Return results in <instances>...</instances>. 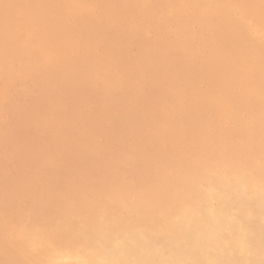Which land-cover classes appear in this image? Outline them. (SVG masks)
Segmentation results:
<instances>
[{
  "label": "rangeland",
  "instance_id": "rangeland-1",
  "mask_svg": "<svg viewBox=\"0 0 264 264\" xmlns=\"http://www.w3.org/2000/svg\"><path fill=\"white\" fill-rule=\"evenodd\" d=\"M0 0V264H118L121 252L115 246L126 244L132 248L139 234L151 239L150 253L163 248V241L157 235L166 234L170 229H195L205 226L208 235L212 231L220 235V240L228 242L224 247L232 250L236 241L232 239L233 230L224 217L235 215L239 223L249 227L252 241L248 242L254 259L250 264H260L259 257L264 254V0H53L60 6L58 15L70 12L64 26L52 25L51 19L29 15L19 0ZM52 1V2H53ZM171 1V2H170ZM174 1V2H173ZM191 1V2H190ZM208 1V3H207ZM222 1V2H221ZM239 5H238V3ZM46 5L51 0H43ZM197 2V3H196ZM201 2V3H200ZM204 2V3H203ZM210 2V3H209ZM256 2V3H255ZM258 2V3H257ZM44 3V6L46 7ZM104 5H103V4ZM186 3V4H185ZM190 3V4H188ZM203 3V4H202ZM206 3V4H205ZM214 3V4H213ZM219 3V5H217ZM224 3V4H223ZM232 3V4H231ZM241 3V4H240ZM11 4V6L9 5ZM185 4V6H184ZM202 4V5H201ZM221 4V5H220ZM236 6H235V5ZM253 8H252V6ZM116 5V6H115ZM130 5V6H129ZM187 5V6H186ZM195 5V7H194ZM211 5V6H210ZM225 5V7L223 6ZM260 6V9L258 8ZM262 5V6H261ZM21 6L20 8H18ZM43 6V8H45ZM140 6V7H139ZM163 6V8H161ZM201 6V7H200ZM216 6V7H215ZM230 6V7H228ZM241 6V7H240ZM248 6V7H246ZM251 6V7H250ZM256 6V7H255ZM8 9H7V8ZM65 7V8H64ZM165 7V8H164ZM193 7V8H192ZM213 7V8H212ZM223 7V8H221ZM227 7V8H226ZM255 7V8H254ZM42 8V9H43ZM63 8V9H62ZM100 8V9H99ZM197 8V9H196ZM199 8V9H198ZM202 8V9H201ZM209 8V9H208ZM221 8V9H220ZM242 10H239V9ZM244 8V9H243ZM247 8V9H246ZM251 8V9H250ZM257 8V9H256ZM4 9V10H3ZM9 9H14L10 10ZM167 9V10H166ZM172 9V10H170ZM211 9V11H210ZM227 9V10H226ZM238 11H237V10ZM250 9V11H249ZM7 10V11H5ZM17 12H16V11ZM24 10V11H23ZM148 10V11H147ZM175 10V11H174ZM179 10V11H178ZM194 10V11H192ZM206 10V11H205ZM222 14L220 13V11ZM248 10V11H247ZM259 10V14H258ZM4 11V13H3ZM160 11V12H159ZM178 11V12H177ZM181 11V12H180ZM187 11V12H186ZM210 11V12H209ZM225 11V12H224ZM256 11V12H252ZM14 12V13H13ZM16 12V14H15ZM28 12V13H27ZM198 12V13H197ZM201 12V14H200ZM206 12V17L204 16ZM219 12V14H218ZM227 12V14H226ZM232 14H231V13ZM245 12V13H244ZM9 13V14H8ZM23 13V14H21ZM108 13V14H107ZM149 13V14H148ZM153 13V14H152ZM181 13V14H180ZM189 13V14H188ZM193 13V14H192ZM196 13V14H195ZM204 13V14H203ZM209 13V14H208ZM214 13V14H213ZM216 13L218 15H216ZM225 13V14H224ZM242 13V14H241ZM250 13V14H249ZM4 14V15H3ZM13 14V15H12ZM27 14V17H26ZM104 14V15H103ZM121 14V15H120ZM152 14V15H151ZM159 14V15H158ZM203 16H200L202 15ZM240 14V15H239ZM255 16H253V15ZM12 15V16H11ZM51 16V17H58ZM143 15V16H142ZM157 15V16H156ZM176 15V16H175ZM184 15V16H183ZM197 15V16H196ZM212 15V16H211ZM231 15V16H230ZM233 15V16H232ZM9 16V17H7ZM16 17V19H14ZM30 16V17H29ZM81 16L86 23H108L116 32L102 37L103 42L87 43L76 34L82 27L74 18ZM124 16V17H123ZM137 18H134L136 17ZM186 16V17H185ZM190 16V17H189ZM215 16V17H214ZM226 16V17H225ZM248 16V17H246ZM263 18H262V17ZM29 17V18H28ZM45 17V18H44ZM117 17V18H116ZM128 17V18H127ZM173 17V18H172ZM197 17V18H195ZM204 17V18H202ZM214 17V18H213ZM220 19H219V18ZM224 17V18H223ZM229 17L231 19H229ZM233 17V18H232ZM241 19H240V18ZM261 17V18H260ZM5 18V19H2ZM9 18V19H8ZM20 18V19H19ZM25 18L27 21H25ZM42 18V20H41ZM49 20V21H45ZM47 18V19H46ZM132 18V19H131ZM176 18V19H175ZM187 18V19H186ZM202 20H200V19ZM208 20H207V19ZM211 18V19H210ZM253 18V19H252ZM256 18V19H254ZM259 20H258V19ZM8 19V20H7ZM14 19V20H13ZM24 19V20H23ZM30 19V20H29ZM108 19V20H106ZM174 19V20H172ZM186 19V20H185ZM192 19V20H191ZM197 19V21H196ZM200 21H199V20ZM206 19V20H205ZM215 19L217 21H215ZM219 19V20H218ZM224 19V20H223ZM235 19V20H234ZM2 20V21H1ZM6 20V21H4ZM17 20V21H16ZM36 20V21H35ZM87 20V21H86ZM131 20V21H130ZM182 22L185 21V22ZM190 20V21H189ZM211 20V22L209 21ZM215 22H213V21ZM226 20V21H225ZM255 20V21H254ZM9 21V22H8ZM12 23H11V22ZM30 23H29V22ZM41 21V22H40ZM45 23H44V22ZM98 21V22H97ZM104 21V22H103ZM133 21V22H132ZM169 21V22H168ZM178 21V22H177ZM192 24H189V22ZM208 21V23H207ZM225 21V22H224ZM240 21V22H239ZM8 22V23H7ZM26 22V23H25ZM33 22V23H32ZM36 24H35V23ZM40 24H39V23ZM117 22V23H116ZM206 22V23H205ZM212 22L214 24H212ZM217 22V23H216ZM251 22V23H250ZM11 23V25H10ZM32 23V24H31ZM49 25H48V24ZM182 23V25H181ZM202 23V24H201ZM205 23V25H204ZM222 23V24H221ZM227 23V24H226ZM240 23V24H239ZM250 23V24H249ZM260 25H259V24ZM262 23V24H261ZM4 24V25H3ZM13 24V26H12ZM14 24H17L14 26ZM26 24V25H25ZM31 24V25H29ZM47 24V25H46ZM52 26H51V25ZM179 24V25H178ZM196 24V25H194ZM211 24V25H210ZM225 24V25H224ZM230 24V25H229ZM236 24V26L234 25ZM7 25V27H6ZM24 25V27H23ZM171 25V26H169ZM176 25V26H175ZM181 25V26H180ZM202 25V26H201ZM214 25V26H213ZM223 25L222 27H220ZM232 30L230 31L228 29ZM239 25V26H237ZM257 25V26H256ZM10 26V27H9ZM27 26V27H26ZM40 26V27H39ZM50 26V27H49ZM115 26V27H114ZM127 26V27H126ZM167 26V27H165ZM192 26V29H191ZM200 26V27H199ZM205 26V28H204ZM216 26V27H215ZM219 26V27H218ZM226 26V27H225ZM232 26V27H231ZM244 26V27H243ZM250 26V27H249ZM9 27L11 34H9ZM13 27V28H12ZM16 27V28H15ZM30 27V28H29ZM48 29L46 30L45 28ZM52 27V28H51ZM62 27V28H61ZM176 27H179L176 28ZM188 27V28H187ZM211 27V28H210ZM225 27V29H224ZM236 27V28H235ZM254 27V28H253ZM5 28V31H4ZM16 30H15V29ZM30 30H29V29ZM56 28V30H55ZM60 28V29H59ZM71 28V30H70ZM181 28H183L181 30ZM185 28V29H184ZM200 28V29H198ZM210 28V29H209ZM213 28V30H212ZM240 28V29H239ZM256 28V29H255ZM258 28V29H257ZM262 28V29H261ZM19 29V31H18ZM33 29V30H32ZM44 30L43 32L41 31ZM54 29V31H53ZM62 29V30H61ZM139 29V30H138ZM166 29V30H165ZM169 29V30H168ZM172 31H171V30ZM187 29V30H186ZM193 33H191L189 30ZM198 29V30H197ZM208 31H207V30ZM234 29V30H233ZM244 29V30H243ZM7 30V32H6ZM23 30V31H22ZM64 30V31H63ZM138 30V31H137ZM168 30V32H167ZM180 30V31H179ZM185 30V32H184ZM195 30V31H194ZM203 30V31H202ZM218 30V31H216ZM222 30H225L222 32ZM238 30V32H237ZM246 30V31H245ZM27 31V34H25ZM40 33H39V32ZM52 31V32H51ZM66 33H63V32ZM68 31V32H67ZM73 31V32H72ZM174 31V32H173ZM178 31V33H177ZM201 31V32H200ZM205 31V33H204ZM256 31V32H254ZM25 32V33H24ZM29 32V33H28ZM31 32V33H30ZM51 32V33H49ZM54 32V33H53ZM75 32V33H74ZM149 32V33H148ZM183 32V33H182ZM188 32V33H186ZM207 32V33H206ZM217 32V33H216ZM221 32V34H220ZM232 32V34H231ZM234 32V33H233ZM6 33V34H5ZM18 33V34H17ZM45 33H48L45 34ZM73 33V34H72ZM118 33V34H117ZM144 33V34H143ZM170 34V36L168 35ZM182 35H181V34ZM212 33V34H211ZM225 33V34H224ZM230 33V34H229ZM259 33V34H258ZM261 33V34H260ZM4 34V35H3ZM23 34V35H22ZM31 34V35H30ZM34 34V36H33ZM45 36H44V35ZM57 34V35H56ZM59 34V35H58ZM61 34V35H60ZM136 34V35H135ZM150 34V35H149ZM159 34V35H158ZM167 35L162 37L163 35ZM178 34V35H177ZM198 34V37H197ZM203 34V35H201ZM216 34V35H215ZM219 36H218V35ZM11 35V37H10ZM14 35V40L11 38ZM29 35V36H28ZM41 35V37H39ZM134 35V36H132ZM142 37H141V36ZM145 35V36H144ZM161 35V36H160ZM186 35V37H185ZM188 35V36H187ZM190 35V36H189ZM202 36V38L200 36ZM210 35V36H207ZM225 35V36H223ZM8 36V37H7ZM17 36V38H16ZM24 36V37H22ZM47 36V37H46ZM49 36L51 38H49ZM54 36V37H53ZM65 38H64V37ZM69 36V37H68ZM111 36V37H110ZM119 37L110 42L114 37ZM123 36V37H122ZM174 36V37H173ZM177 36V37H176ZM184 36V37H183ZM216 38H214V37ZM223 36V39L222 37ZM232 39V40H229ZM232 36V37H230ZM234 36V37H233ZM245 36V37H244ZM250 36V37H246ZM7 37V38H6ZM22 37V38H21ZM28 37V38H27ZM31 37V38H30ZM61 39L59 40V38ZM126 37V39H124ZM128 37V39H127ZM132 37V38H131ZM188 37V38H187ZM197 37V39H196ZM200 37V38H199ZM207 37V38H206ZM212 37V38H211ZM227 39H225V38ZM10 38V39H9ZM33 38V39H32ZM35 38V39H34ZM44 41H42V39ZM73 38V39H72ZM144 38V41H143ZM146 38V39H145ZM161 38V39H160ZM181 38V39H179ZM185 38V39H184ZM187 38V39H186ZM219 38L218 40H215ZM222 41H221V39ZM247 38V39H246ZM6 39V40H5ZM24 39V40H23ZM29 39V40H28ZM51 39V40H50ZM127 41V43L124 41ZM166 39V43H165ZM183 39V40H182ZM192 39V40H191ZM201 39V40H200ZM207 39V40H206ZM210 39V40H209ZM212 39V41H211ZM251 39V40H250ZM2 40V41H1ZM4 40V41H3ZM22 40V41H21ZM28 40V41H26ZM50 40V41H49ZM121 40V41H120ZM130 40V42H129ZM137 40V41H136ZM142 42H141V41ZM151 40V41H150ZM174 40V41H173ZM182 40V41H181ZM186 40V41H185ZM198 40V42H197ZM205 40L206 42H202ZM237 40V41H235ZM19 43H18V42ZM26 41V42H25ZM35 41V42H34ZM41 41V42H40ZM62 41V42H61ZM162 41V42H160ZM171 41V42H170ZM178 41L179 44H178ZM188 41V42H187ZM192 41V42H191ZM207 41L209 43H207ZM225 41V42H224ZM246 41V43H245ZM259 41V42H258ZM17 42V43H16ZM42 46H41V44ZM44 42V43H43ZM48 42V43H47ZM54 42V43H53ZM58 42V43H57ZM64 42V44H62ZM119 42V43H116ZM138 42V43H136ZM141 42V43H140ZM170 42V43H169ZM224 42V43H223ZM228 42V43H227ZM232 42V43H231ZM237 42V43H236ZM251 42V44H250ZM254 42V43H253ZM258 42V43H257ZM6 43V44H5ZM16 43V44H15ZM25 43V44H24ZM35 43V44H34ZM61 43V44H60ZM114 43L116 47L113 46ZM123 43V44H122ZM130 43V44H129ZM150 43V44H149ZM174 43V44H173ZM181 43V44H180ZM183 43V44H182ZM190 43H194L193 45ZM202 43V45H201ZM230 43V44H229ZM39 44V45H38ZM49 44V45H48ZM56 46H55V45ZM82 44V45H81ZM85 44V45H84ZM119 44V45H118ZM132 44V45H131ZM158 44V45H157ZM159 44L160 46L159 49ZM165 44V45H163ZM177 44V45H176ZM190 44V46H189ZM198 44V45H197ZM203 44H207L204 45ZM211 44V45H210ZM214 44V45H213ZM220 44V46H219ZM222 44V45H221ZM241 44V46H240ZM244 44V45H243ZM248 44V45H247ZM253 44V45H252ZM259 44V45H258ZM9 48V51L5 46ZM8 45V46H7ZM15 45V46H14ZM20 45V46H19ZM59 45V47H58ZM103 45V46H102ZM131 45V46H130ZM140 45V46H139ZM149 45V46H148ZM174 45V46H173ZM180 45L182 47H180ZM200 45V46H199ZM210 47H209V46ZM215 46V49L213 46ZM225 45V46H224ZM228 45V46H227ZM238 45V46H237ZM2 46V47H1ZM17 46V48H15ZM30 46V47H29ZM41 46V47H40ZM63 46V47H62ZM108 46V47H107ZM129 46V47H128ZM139 46V48H138ZM145 46V47H144ZM165 46V47H163ZM178 46V47H177ZM185 46V47H184ZM195 46V47H194ZM206 46V47H205ZM222 46V47H221ZM228 51H227V48ZM234 48H233V47ZM244 46V47H243ZM253 46V47H252ZM262 46V48H261ZM44 47L46 49H44ZM49 47V48H48ZM53 47V48H51ZM58 47V48H56ZM69 47V50H68ZM84 47V48H83ZM119 47V49H118ZM144 47V48H143ZM150 47V48H148ZM174 47V48H173ZM212 47V48H211ZM240 47V48H238ZM248 47V49H247ZM253 49H252V48ZM32 48V49H31ZM34 48V49H33ZM62 48V49H61ZM111 48V49H110ZM117 48V50H116ZM135 48L137 50H135ZM143 48V49H142ZM166 48V49H165ZM192 48V49H191ZM198 48H201L198 49ZM207 48V49H206ZM223 48V49H222ZM231 48V49H230ZM236 48V49H235ZM238 48V49H237ZM243 48V49H242ZM251 48V49H250ZM14 49V51H13ZM17 49V50H16ZM40 49V50H39ZM56 51V52H54ZM57 49V50H56ZM61 49V50H60ZM85 49V50H84ZM108 49V50H107ZM124 49V50H123ZM126 49V50H125ZM159 51H158V50ZM165 49V50H164ZM198 49V50H197ZM219 49V50H218ZM226 49V50H225ZM235 49V50H234ZM24 50V51H23ZM46 50V51H45ZM67 50V51H66ZM110 50V51H109ZM132 50V51H131ZM139 50V52H138ZM143 50V51H142ZM151 50V51H150ZM154 50V53H153ZM158 52H156V51ZM170 50V51H169ZM180 50V51H179ZM184 50V51H183ZM197 50V51H196ZM200 50V51H199ZM218 50V51H217ZM234 50V51H233ZM239 50V51H238ZM40 51V52H39ZM63 51V52H62ZM114 51H116L114 53ZM119 51V52H118ZM126 51V52H125ZM137 53H136V52ZM141 51V52H140ZM166 51V53H164ZM182 51V53H181ZM187 51V52H186ZM196 51V52H195ZM202 51V52H201ZM215 51V52H214ZM224 53H221L223 52ZM233 53H232V52ZM237 51V52H235ZM246 51V52H245ZM19 52V53H18ZM22 52V53H21ZM28 52V53H27ZM44 52V53H43ZM109 52V53H108ZM125 52V53H124ZM129 52V53H128ZM132 52V53H131ZM148 52V53H147ZM161 52V54H160ZM176 52V53H175ZM220 52V53H219ZM235 52V53H234ZM244 54H243V53ZM249 52V53H248ZM254 54H253V53ZM257 52V53H255ZM263 52V53H261ZM6 53V54H5ZM8 53V54H7ZM32 53V54H31ZM112 53V54H111ZM122 53V54H121ZM156 53V54H155ZM168 53V55H167ZM173 53V54H172ZM181 53V55H180ZM205 53V55H203ZM216 53H219L218 55ZM229 55H227V54ZM238 53V54H236ZM240 53V54H239ZM11 54V55H10ZM31 54V55H30ZM86 54V55H85ZM93 54V55H92ZM115 54V55H114ZM134 56H132V55ZM155 54V55H154ZM179 54V55H177ZM195 56H194V55ZM197 54V55H196ZM208 54V55H207ZM213 54V55H212ZM215 54V57H214ZM234 57H233V55ZM248 54V55H247ZM64 55L67 58L64 59ZM84 55V57H83ZM91 55V56H90ZM112 55V57H111ZM122 55V56H121ZM124 55V57H123ZM128 55V57H127ZM140 55V56H138ZM142 55V56H141ZM154 57H152V56ZM163 55V56H162ZM166 55V56H164ZM191 55V56H190ZM251 55V56H250ZM254 55V56H253ZM70 56V57H69ZM81 56V57H80ZM89 56V57H88ZM101 56V57H100ZM106 56V58H105ZM126 56V57H125ZM132 56V57H131ZM159 58H158V57ZM179 56V57H178ZM211 56V57H210ZM221 58H219V57ZM222 56V57H221ZM238 56V57H237ZM251 58H250V57ZM256 56V57H255ZM17 57V58H16ZM24 57V58H23ZM26 57V58H25ZM35 57V58H34ZM45 57V58H44ZM48 57V58H47ZM97 57V58H96ZM100 57V58H99ZM114 57V58H113ZM131 57V58H130ZM145 57V58H144ZM147 58V61L146 60ZM152 57V58H151ZM186 57V58H185ZM198 57V58H197ZM203 57V58H202ZM226 59H225V58ZM231 57V58H229ZM237 57V58H236ZM263 57V58H262ZM6 58L8 60H6ZM84 58V59H83ZM88 58V59H87ZM105 58V60H104ZM143 58V59H141ZM151 58V59H150ZM200 58V59H199ZM209 58V59H207ZM217 60H216V59ZM224 58V59H223ZM234 58V59H233ZM243 58V59H242ZM260 58V59H259ZM43 61H41V60ZM48 59V60H47ZM69 59V60H67ZM78 59V60H77ZM82 59V60H81ZM93 59V60H92ZM100 59V60H99ZM110 59V60H109ZM132 59V60H129ZM140 59V60H139ZM215 59V60H213ZM231 59V60H230ZM237 59V60H236ZM249 61H248V60ZM258 59V60H257ZM6 60V61H5ZM12 62H11V61ZM14 60V61H13ZM17 60V61H16ZM28 60V61H27ZM34 60V61H33ZM38 60V61H36ZM72 60V61H71ZM77 60V61H76ZM84 60V61H83ZM118 60V61H117ZM121 60V61H120ZM150 60V62H149ZM152 60V61H151ZM155 60V61H154ZM160 60V61H159ZM171 60V61H170ZM182 60V61H181ZM192 60V61H191ZM203 60V61H202ZM209 60V61H208ZM220 60V61H219ZM239 60V61H238ZM244 60V61H243ZM254 60V61H253ZM8 61V62H7ZM52 61V62H51ZM68 63H67V62ZM75 61V62H73ZM90 64H89V62ZM100 61V62H99ZM123 61V62H122ZM129 61V62H128ZM134 61H136L134 63ZM142 61V62H140ZM200 61V62H199ZM202 61V62H201ZM208 61V62H207ZM216 61V62H215ZM223 61V62H222ZM231 61V62H230ZM237 61V62H236ZM243 61V62H242ZM248 61V62H247ZM252 61L254 63H252ZM25 62V63H24ZM66 62V63H65ZM78 62V63H76ZM117 62V63H116ZM121 62L122 65L119 63ZM145 62V63H143ZM176 62V63H175ZM183 62V63H182ZM211 62V63H210ZM219 64H218V63ZM225 62V64H224ZM239 62V63H238ZM241 62V63H240ZM252 65H251V63ZM256 62V63H255ZM7 63V64H6ZM24 63V64H23ZM33 65H32V64ZM65 63V64H64ZM94 63V65H92ZM98 63V64H97ZM101 63V64H100ZM108 63L110 65H108ZM143 63V64H142ZM154 63V64H153ZM157 63V65H156ZM161 63V64H160ZM178 63V64H177ZM203 63V64H202ZM207 63V64H206ZM213 63V64H212ZM216 63V64H215ZM226 63L228 65H226ZM249 63V64H248ZM259 63V64H258ZM9 64V65H8ZM39 64V65H38ZM68 64V65H67ZM78 64V65H77ZM82 64V65H81ZM86 64V65H85ZM189 64V66H188ZM211 65L209 67V65ZM223 64V65H222ZM237 64V65H235ZM248 66H247V65ZM254 64V65H253ZM17 65V66H16ZM22 65V67H21ZM26 65V66H25ZM29 67H28V66ZM62 65V66H60ZM71 65V66H70ZM103 65V66H102ZM162 67H161V66ZM206 67H205V66ZM230 68L229 67H234ZM246 65V66H245ZM259 65V66H258ZM5 66V67H3ZM7 66V67H6ZM16 66V67H15ZM24 66V67H23ZM38 66V67H37ZM40 66V67H39ZM52 66V68H51ZM54 66V67H53ZM57 66V68H56ZM70 66V67H69ZM80 66V67H79ZM108 66V67H107ZM130 66V67H129ZM144 66V67H143ZM171 66V68H170ZM174 66V67H173ZM190 66L193 69H190ZM196 66L198 68H196ZM203 66V67H202ZM222 66V68H220ZM226 66V67H225ZM245 66V67H244ZM249 66L251 68H249ZM255 66V67H254ZM9 67V68H8ZM12 67V68H11ZM21 67V68H20ZM28 67V68H27ZM61 67V68H60ZM93 67V68H92ZM96 67V68H95ZM120 67V68H119ZM123 67V68H122ZM127 67V68H126ZM137 67V68H136ZM145 67H147L145 69ZM150 67V70H149ZM179 67V68H178ZM182 67V69H181ZM187 67V69H186ZM214 67V68H213ZM244 67V68H243ZM261 67V68H260ZM263 67V68H262ZM4 70H3V69ZM32 68V69H30ZM39 70H38V69ZM41 68V69H40ZM44 68V69H42ZM59 68V70L56 69ZM81 70H80V69ZM83 68V69H82ZM98 68V69H97ZM100 68V69H99ZM141 70H140V69ZM210 68V69H208ZM213 68V69H212ZM227 68V69H226ZM248 68V70H247ZM2 69V70H1ZM16 69L18 71H16ZM37 69V70H36ZM64 69V70H63ZM75 69V70H73ZM86 69V71H85ZM90 69V70H89ZM94 69V70H93ZM96 69V70H95ZM108 69V70H107ZM118 69V70H117ZM124 69V70H123ZM162 69V70H161ZM168 69H170L168 71ZM172 69V72H171ZM201 71H200V70ZM216 69V70H215ZM221 69V70H220ZM237 69V70H236ZM259 69V70H258ZM22 70V73H21ZM42 70V71H41ZM50 70V71H49ZM53 70V71H52ZM62 70V71H61ZM88 70V71H87ZM93 70V71H92ZM101 70V71H99ZM112 70V71H111ZM127 70V71H126ZM136 70V71H135ZM147 70H149L147 72ZM198 70V72L196 71ZM211 70V71H210ZM224 70V71H223ZM226 70H230L226 72ZM245 70V71H244ZM262 70V71H261ZM7 71V73H6ZM26 71V72H25ZM37 71V72H36ZM59 71V72H58ZM78 73H75V72ZM81 71V74H80ZM83 71V72H82ZM111 71V72H110ZM164 71V72H162ZM187 71V73H186ZM191 71V72H190ZM196 71V72H195ZM201 74H200V72ZM217 71L219 72L217 74ZM223 71V73H222ZM240 71V72H239ZM248 71V72H247ZM257 71V72H252ZM261 71V73H260ZM5 72V73H4ZM11 72V73H10ZM32 74H31V73ZM38 72L40 74H38ZM44 72V73H43ZM55 72V73H54ZM73 72V73H72ZM87 72V73H86ZM101 72V73H100ZM111 73L113 75L108 74ZM118 72V73H117ZM144 74H143V73ZM177 72V73H176ZM186 74H184V73ZM189 72V73H188ZM204 74H203V73ZM207 72V73H206ZM216 74L213 75L212 74ZM231 72V73H230ZM233 72V73H232ZM259 72V73H258ZM20 74V75H17ZM29 73V74H28ZM61 73V74H60ZM68 73L69 77H68ZM116 73V74H115ZM122 73V74H121ZM153 73V74H152ZM184 75H182V74ZM239 73V74H237ZM243 73V74H242ZM247 73H249L247 75ZM254 73V74H253ZM53 74V75H52ZM64 74V76H62ZM85 74V75H84ZM89 74V75H87ZM100 74V75H99ZM102 74V75H101ZM119 74V75H118ZM196 74V75H195ZM213 77H212V75ZM227 74V75H223ZM232 74V75H231ZM238 76H237V75ZM262 74V75H261ZM24 75V76H23ZM59 75V76H58ZM84 75V76H83ZM92 77H91V76ZM139 75V76H138ZM179 75V76H177ZM182 75V76H181ZM191 75V78H190ZM193 75V76H192ZM199 75V76H198ZM202 75V76H200ZM204 75V76H203ZM235 77H234V76ZM245 75V76H244ZM254 75V76H253ZM257 75V76H256ZM2 76V77H1ZM22 76V77H21ZM27 76V78H26ZM37 78H36V77ZM42 76V77H41ZM54 76V77H53ZM98 76V77H97ZM104 76V78H103ZM109 76V77H108ZM114 76V77H112ZM123 76V77H122ZM146 76V77H145ZM158 76V77H157ZM165 76V77H164ZM171 76L174 78L171 79ZM206 76V78H204ZM217 76H220L216 78ZM222 76V77H221ZM224 76V77H223ZM259 76V77H258ZM21 77V78H20ZM29 77V78H28ZM34 77V78H33ZM41 77V78H40ZM88 77V78H87ZM91 77V78H90ZM111 77V78H110ZM136 77V79L134 78ZM138 77V79H137ZM144 77V78H143ZM150 77V78H149ZM156 77V78H155ZM178 77V78H177ZM194 77V78H193ZM211 77V78H210ZM238 79H237V78ZM242 77V79H241ZM255 77V78H254ZM258 77V79H257ZM33 78V79H32ZM44 78V79H43ZM53 78V79H51ZM85 78V79H84ZM90 78V79H89ZM93 78V80H92ZM102 78V80H101ZM116 78V79H115ZM126 78V79H125ZM143 80H142V79ZM153 78V81L152 79ZM165 78V79H164ZM167 78V79H166ZM169 78V79H168ZM177 78V79H176ZM180 78V79H179ZM184 78V79H183ZM190 78V79H189ZM199 78V79H198ZM203 78V79H202ZM225 78L227 79L225 81ZM232 78V79H231ZM249 80H248V79ZM252 78V79H251ZM261 78V79H260ZM5 79V80H4ZM20 79V80H17ZM24 79V80H23ZM31 79V80H30ZM48 79V80H47ZM56 82H54L55 80ZM58 79V80H57ZM62 79V80H61ZM99 79V80H97ZM123 82H122V80ZM130 79V81H129ZM193 79V80H192ZM199 80V81H196ZM202 79V80H201ZM208 81H207V80ZM214 79V80H213ZM218 81H217V80ZM230 79V80H229ZM235 79V80H234ZM241 79V80H240ZM254 79V80H253ZM4 80V81H3ZM10 80V81H9ZM14 80V81H13ZM54 80V81H53ZM73 80V81H72ZM89 80V81H88ZM125 80V82H124ZM150 80V81H149ZM192 80V81H191ZM212 80V81H211ZM251 80V81H250ZM255 80H257L255 82ZM21 81V83H20ZM30 81V83H28ZM33 81V83H32ZM38 83H36V82ZM42 81V82H41ZM53 81V83H52ZM58 81V82H57ZM88 81V82H87ZM92 81V82H91ZM99 81V82H98ZM104 81L107 82L104 84ZM140 81V82H139ZM147 81V82H146ZM183 81V82H182ZM192 82V83H189ZM211 83H210V82ZM216 81V82H215ZM230 81V82H229ZM242 81V82H241ZM245 81V83H244ZM259 81V82H258ZM4 82V83H3ZM15 82V83H14ZM36 84H35V83ZM44 82V83H43ZM51 82V83H49ZM68 82V83H67ZM86 82V83H84ZM95 82V83H94ZM114 82V83H113ZM122 82V83H120ZM168 82V84H167ZM173 82V84H172ZM175 82V83H174ZM202 82V83H201ZM205 82V83H204ZM215 84H214V83ZM220 82V83H218ZM262 82V83H260ZM9 83V84H7ZM23 83V84H22ZM48 83V84H47ZM63 83V85L61 84ZM94 88L92 87V85ZM101 83V86L99 85ZM116 83V84H115ZM126 83V84H125ZM133 83V84H132ZM138 83V84H137ZM155 83V84H154ZM164 85H163V84ZM184 83V84H183ZM187 83H189L187 85ZM198 83V84H196ZM201 83V84H200ZM210 83V84H209ZM225 85H224V84ZM236 83V84H235ZM239 83V84H238ZM247 83V84H246ZM250 83V84H249ZM256 83V85H255ZM17 84V86H15ZM30 84V85H29ZM33 84V85H32ZM40 84V85H39ZM50 84V85H49ZM57 84V85H56ZM68 84V85H66ZM88 84V85H86ZM108 84V85H107ZM111 84V85H109ZM141 84H143L141 86ZM147 84V85H146ZM158 84V85H157ZM162 84V85H161ZM177 84V87L175 86ZM181 84V87L180 85ZM195 84V85H194ZM220 84V85H219ZM231 84V85H230ZM243 84V85H242ZM259 86H258V85ZM262 84V85H261ZM6 87H5V86ZM14 88H13V86ZM39 85V86H38ZM54 85V86H53ZM61 85V86H60ZM82 88H81V86ZM103 85V86H102ZM121 85V86H120ZM154 85V86H153ZM169 85V86H165ZM174 85V86H172ZM193 85V86H192ZM204 85V86H203ZM211 85V86H210ZM214 85V86H213ZM234 85V86H233ZM33 86V87H32ZM37 86V87H35ZM46 86V88L44 87ZM49 86V89L47 88ZM86 86V87H85ZM137 86V87H136ZM139 86V88H138ZM150 86V87H149ZM179 86V87H178ZM184 86V87H183ZM195 86V87H194ZM207 86V87H206ZM217 86V87H215ZM223 86V88H222ZM228 86V87H227ZM247 86V87H246ZM256 86V87H254ZM258 86V87H257ZM262 86V87H261ZM17 87V88H16ZM64 87V90L62 88ZM85 87V88H84ZM129 87V89H128ZM146 87V88H145ZM175 87V88H174ZM188 87V88H187ZM191 87V88H190ZM199 87V88H198ZM205 87V88H204ZM213 87V88H212ZM229 87L231 89H229ZM245 87V88H244ZM251 87V88H250ZM20 88V89H18ZM23 88V90H22ZM25 88H27L25 90ZM80 88V89H79ZM106 88V89H105ZM132 88V89H131ZM166 88V89H165ZM181 88V89H179ZM183 88V89H182ZM190 88V89H189ZM194 88V89H193ZM196 88V89H195ZM217 88V89H216ZM254 88V89H253ZM2 89V90H1ZM10 89V90H9ZM29 89V90H28ZM38 89V90H37ZM46 89V90H45ZM54 89V90H53ZM56 89V90H55ZM58 89V90H57ZM123 89V90H120ZM169 89V90H168ZM213 89V91H212ZM216 89V90H215ZM218 89L219 92H218ZM226 91H225V90ZM260 89V90H259ZM4 90V92H3ZM8 92H7V91ZM15 90V91H14ZM37 90V91H36ZM41 90V91H40ZM43 90V91H42ZM61 90V91H60ZM66 90V91H65ZM78 90L80 92H78ZM84 90V91H83ZM88 91V94L86 92ZM107 90V91H105ZM110 90V91H109ZM127 90V91H126ZM130 90V91H129ZM155 90V91H154ZM171 90H173L172 93ZM180 90V91H179ZM211 90V91H209ZM228 90V91H227ZM235 94L233 95V91ZM10 91V92H9ZM23 91V92H22ZM31 91V92H30ZM33 91V92H32ZM49 91V92H47ZM54 91V93H53ZM57 91V93H56ZM60 91V92H59ZM64 91V92H63ZM95 91V93H94ZM139 91V92H138ZM144 91V92H142ZM153 91V92H152ZM158 91V92H157ZM163 91V93H162ZM225 91V92H224ZM231 91V92H230ZM237 91V92H236ZM244 91V92H243ZM258 91V92H257ZM12 92V93H11ZM19 92V93H18ZM38 92V93H36ZM46 92V93H45ZM63 92V93H62ZM68 94H67V93ZM71 92V93H70ZM90 92V93H89ZM98 92V93H97ZM101 92V93H100ZM135 92V93H134ZM138 92V93H137ZM141 92V93H140ZM150 94H148V93ZM176 92V94H175ZM179 92V93H177ZM184 92V93H182ZM190 94H189V93ZM196 92V93H195ZM239 92V93H238ZM261 92V93H259ZM6 93V94H5ZM11 93V94H10ZM17 93V94H16ZM27 93V94H25ZM31 93V94H30ZM59 93V94H58ZM92 93V94H91ZM107 93V94H106ZM111 96H109V94ZM112 93V94H111ZM125 95H124V94ZM160 93V94H158ZM181 93V94H180ZM188 93V95H187ZM200 93L202 95H200ZM207 93V94H206ZM214 93V94H213ZM220 93V96H218ZM226 93V94H225ZM232 93V94H230ZM247 93V94H246ZM251 93V94H250ZM43 94V95H41ZM53 94V96H51ZM64 94V95H63ZM75 94V95H74ZM83 94V95H82ZM103 94V95H102ZM114 94V95H113ZM151 94L152 97H151ZM156 94V95H155ZM159 96H158V95ZM163 94V95H162ZM183 94V95H182ZM193 94V96H192ZM199 94V95H198ZM205 94V95H204ZM217 94V95H216ZM223 94V95H222ZM241 94V95H240ZM245 94V96H244ZM256 94V95H255ZM258 94V95H257ZM261 94V95H260ZM3 95V96H2ZM8 95V96H7ZM39 95V96H37ZM46 95V97H45ZM59 95V96H57ZM72 95V96H71ZM99 95V97H98ZM138 95V96H137ZM143 95V96H140ZM174 97H173V96ZM209 97H207V96ZM214 95V96H211ZM225 95V96H224ZM238 95V96H237ZM249 95V96H248ZM251 95H253V98ZM18 96V97H17ZM30 96V97H29ZM61 96V97H60ZM70 96V97H69ZM78 97V101L77 98ZM94 96V97H93ZM102 98H101V97ZM108 96V98H107ZM114 98H113V97ZM131 96V97H130ZM164 96V98H163ZM179 96V97H178ZM183 96V98H182ZM192 96V97H190ZM204 96V99L202 98ZM211 96V97H210ZM237 96V97H236ZM240 96V97H239ZM247 96V98H246ZM257 96V97H256ZM260 96V97H259ZM18 99H17V98ZM23 97V98H22ZM44 97V98H43ZM56 97V98H55ZM69 97V98H68ZM74 97V98H73ZM87 97V98H86ZM122 99H121V98ZM128 97V98H127ZM135 97V98H134ZM142 97V98H141ZM186 97V99H185ZM194 97V98H193ZM201 97V98H200ZM217 97H220L217 99ZM226 97V98H225ZM233 97V98H232ZM249 97V99H248ZM35 100H33V99ZM40 98V99H39ZM53 98V99H52ZM76 98V99H75ZM85 98V99H84ZM101 98V99H100ZM107 98V99H106ZM124 98V99H123ZM160 98V99H159ZM178 98V99H177ZM180 98V101H179ZM188 98V99H187ZM192 98V99H191ZM207 98V99H206ZM223 98V99H222ZM228 99L229 102H228ZM237 98V99H236ZM240 98V99H239ZM261 99V100H258ZM17 99V100H16ZM23 101H22V100ZM33 101H32V100ZM49 99V100H48ZM72 99V100H71ZM99 99V101H98ZM136 102H135V100ZM146 99V100H145ZM156 100L154 102V100ZM201 99V100H200ZM210 99V100H209ZM245 99V100H244ZM21 100V101H20ZM43 100V101H42ZM57 100V101H56ZM95 100V102H94ZM117 100V101H116ZM121 103H119V101ZM127 100V101H126ZM129 100V101H128ZM134 100V102H133ZM143 102H142V101ZM194 100V101H193ZM222 100H226L223 101ZM238 100V101H237ZM15 101V102H14ZM26 101V102H25ZM28 101V102H27ZM45 101V102H44ZM48 101V102H47ZM68 101V102H67ZM70 101V102H69ZM72 101V103H71ZM82 101V102H81ZM89 101V102H88ZM112 103H111V102ZM139 101V102H137ZM146 101V102H145ZM177 101V102H176ZM183 101V102H182ZM191 101V102H189ZM209 101V102H207ZM218 101V102H217ZM221 101V102H220ZM237 101V102H235ZM249 101V102H248ZM260 101V102H259ZM31 102V103H30ZM35 102L38 103L35 108ZM97 102V103H96ZM109 102V103H108ZM130 102V103H129ZM149 102V103H148ZM175 102V103H174ZM200 102V103H198ZM203 102L205 104H203ZM213 102V103H212ZM225 102V103H224ZM238 102H242L239 104ZM248 102V103H247ZM253 102V103H252ZM259 104H258V103ZM11 103V107H5ZM19 103V105H18ZM46 103V104H45ZM53 106H52V104ZM68 103V104H67ZM76 103V104H75ZM79 103V104H78ZM119 103V104H118ZM134 105H133V104ZM183 103V104H182ZM198 103V104H197ZM210 103V104H209ZM234 103V104H233ZM5 104V105H4ZM16 104V105H15ZM34 104V105H33ZM56 104V106H55ZM60 104V106H59ZM71 104V105H70ZM75 104V106H74ZM99 104V105H98ZM107 104V105H106ZM112 104V105H111ZM140 104V105H137ZM151 104V105H150ZM163 104V105H162ZM175 106H174V105ZM217 104V105H216ZM231 104V105H230ZM13 105V106H12ZM15 105V106H14ZM18 105V106H17ZM21 105V106H20ZM25 105V106H24ZM45 105V106H44ZM87 105V106H86ZM106 105V106H104ZM172 105V106H169ZM191 105V106H190ZM199 105V106H198ZM205 105V106H203ZM226 105V106H225ZM248 105V106H247ZM251 105V106H250ZM259 107H258V106ZM20 106V107H19ZM33 106L34 110L33 111ZM41 106V107H40ZM43 106V107H42ZM51 107L48 108L47 107ZM55 106V107H54ZM71 106V107H70ZM99 106V107H98ZM158 106V107H157ZM161 106L163 108H161ZM185 106V107H184ZM213 106V107H212ZM219 106V107H218ZM229 108H228V107ZM236 106V107H235ZM263 106V107H262ZM9 107V108H7ZM16 109V110H14ZM16 107V108H15ZM32 107V108H31ZM46 107V108H45ZM69 107V108H68ZM86 107V108H85ZM97 107V108H95ZM101 107V108H100ZM105 107V109H104ZM150 107V108H147ZM153 107V108H152ZM172 107V108H171ZM196 107V108H195ZM209 107V108H208ZM242 107V108H241ZM244 107V108H243ZM253 107V111H252ZM26 108V111L24 110ZM31 108V109H30ZM38 108V109H37ZM42 108V109H41ZM44 108V109H43ZM53 108V109H52ZM63 108V109H62ZM75 108V109H74ZM92 108V109H91ZM126 108V109H125ZM131 108V110L129 109ZM143 108V109H142ZM146 108V109H145ZM180 108V109H179ZM191 108V110H190ZM206 108V109H205ZM208 108V109H207ZM223 108V109H222ZM233 108V110H231ZM237 108V109H236ZM263 108V109H262ZM7 109L9 111H7ZM19 109V110H18ZM66 109V110H65ZM71 109V110H70ZM78 109V110H77ZM81 109V110H80ZM84 111H83V110ZM102 109V110H101ZM144 109L146 111H144ZM154 109V110H153ZM194 109V111H193ZM203 109V110H202ZM239 109V110H238ZM246 109V110H244ZM250 111H248V110ZM258 109V110H257ZM260 109V110H259ZM262 109V110H261ZM3 110V111H2ZM38 110V111H37ZM46 110V111H44ZM70 110V111H68ZM77 110V115L76 111ZM87 110V111H86ZM90 110V111H88ZM104 110V111H103ZM124 110V112H123ZM126 110V111H125ZM148 110V111H147ZM152 110V111H150ZM162 110V111H161ZM175 110V111H174ZM182 112H181V111ZM189 110V111H188ZM199 110V111H198ZM205 110V111H204ZM208 110V112L206 111ZM212 110V111H211ZM217 110V111H215ZM225 110V111H224ZM241 110V111H240ZM244 110V112L242 111ZM13 115L11 114V112ZM15 111V112H14ZM19 114H18V112ZM29 111V112H28ZM49 111V112H48ZM57 111V112H54ZM61 111V112H60ZM93 111V112H92ZM95 111V113H94ZM112 111V112H111ZM117 111V112H116ZM122 111V113H121ZM155 111L157 114H155ZM161 111V113L159 112ZM198 111V112H197ZM203 111V112H202ZM215 111V112H214ZM261 111V112H260ZM17 112V115H16ZM22 112L24 114H22ZM38 113L36 114L32 113ZM40 112V113H39ZM52 114H51V113ZM65 112V113H63ZM111 112V114H110ZM127 112V113H126ZM137 112V114H136ZM139 112V113H138ZM175 112V113H174ZM181 112V113H180ZM184 112V113H183ZM197 113L196 115L193 113ZM233 112V113H232ZM240 112V113H239ZM260 112V113H259ZM54 113V114H53ZM57 113V114H55ZM61 113V114H60ZM75 113V114H73ZM98 113V115H97ZM103 113V115H102ZM141 113V114H140ZM150 113V114H149ZM189 113V114H187ZM207 113V114H206ZM214 113V114H213ZM224 113V114H223ZM237 113V114H236ZM242 113V114H241ZM11 114V116L9 115ZM15 114V115H14ZM21 114V115H20ZM28 114V115H27ZM46 114V115H44ZM50 114V115H49ZM59 114V117H58ZM90 116H89V115ZM93 115V117L91 116ZM119 114V115H118ZM133 114V115H130ZM154 114V115H153ZM181 114V115H180ZM182 114L183 117H182ZM213 114V115H212ZM216 114V116H214ZM225 116H223V115ZM247 114V115H246ZM256 116H255V115ZM25 115V119L19 116ZM42 115V116H41ZM74 115V117H73ZM87 115V116H86ZM100 115V116H99ZM107 115V116H106ZM123 115V116H122ZM143 115V117H142ZM149 115V116H148ZM157 115H159L157 117ZM162 115V116H161ZM164 115V117H163ZM175 115V116H174ZM212 115V116H211ZM238 115V116H236ZM244 117H243V116ZM246 115V116H245ZM14 116V117H13ZM18 116V117H17ZM40 116V117H39ZM45 118H44V117ZM54 116V117H53ZM57 116V117H55ZM66 116V117H65ZM69 116V118L67 117ZM76 116V117H75ZM78 116V117H77ZM82 116V118H81ZM106 116V117H105ZM139 118H138V117ZM153 116V117H152ZM185 116V117H184ZM191 118H190V117ZM196 116V117H195ZM204 118H203V117ZM210 116V117H209ZM214 116V118H213ZM220 116V118H219ZM223 116V117H222ZM38 117V118H37ZM48 117V118H47ZM63 117V118H62ZM92 117V118H91ZM94 117L95 120H94ZM111 117V118H110ZM120 117V118H119ZM142 117V118H140ZM162 118V121L160 118ZM199 119H198V118ZM209 117V118H208ZM237 117V118H236ZM247 117V118H246ZM251 117V118H250ZM30 118V119H29ZM34 118V119H33ZM43 121L40 122L39 119ZM58 118V119H57ZM61 118V119H60ZM71 118V119H70ZM100 118V119H99ZM122 118V119H121ZM124 118V119H123ZM132 118V119H131ZM138 121H136L137 119ZM151 118V120L149 119ZM156 118V121L154 119ZM159 118V119H158ZM169 121H168V119ZM195 120H194V119ZM213 118V119H212ZM224 118V119H222ZM247 120H246V119ZM254 118V119H253ZM12 119V120H11ZM19 119V120H17ZM32 119V120H31ZM39 119V120H38ZM65 119V120H64ZM68 119V120H66ZM76 119V121H75ZM79 119V122H78ZM92 121H91V120ZM134 119V120H133ZM144 119V120H143ZM148 119V122L145 121ZM158 119V120H157ZM167 119V120H166ZM182 119V120H180ZM190 122H189V120ZM204 119V121H203ZM206 119V120H205ZM211 119V120H210ZM217 119V121H216ZM221 119V120H220ZM238 121H237V120ZM245 121H243V120ZM251 119H253L251 121ZM258 119V120H257ZM262 119L263 123L259 120ZM30 122H28V121ZM36 120V121H34ZM73 120V123L72 121ZM89 120V124H88ZM103 121L102 124L100 121ZM125 120V121H124ZM128 120V121H127ZM130 120V121H129ZM133 120V121H132ZM179 120V121H178ZM186 120V122H185ZM200 120V121H199ZM213 120V121H212ZM232 120V121H231ZM59 121V122H58ZM69 121V122H68ZM86 121V122H85ZM91 121V122H90ZM115 121V122H114ZM181 121V122H180ZM184 121V123H183ZM194 121V122H193ZM197 121V122H196ZM199 121V122H198ZM207 123L204 125V123ZM219 121V122H218ZM242 121V122H240ZM247 121V123H246ZM250 121V122H249ZM259 121V122H258ZM27 124H23V123ZM44 122V123H43ZM134 122V123H133ZM138 122V123H137ZM151 125H150V123ZM154 124H153V123ZM162 122V123H161ZM167 124H166V123ZM171 122V123H169ZM202 122V124H201ZM214 124H213V123ZM256 122V123H255ZM20 123L22 126H20ZM40 123V124H39ZM45 125L43 126L42 125ZM50 123V124H49ZM54 123V124H53ZM59 125H58V124ZM70 123V124H68ZM97 125H96V124ZM108 123V124H107ZM114 123V124H113ZM131 123V124H130ZM147 123V125H146ZM181 123V125L179 124ZM189 123V124H188ZM191 123H193L191 125ZM199 123V124H197ZM219 123V124H217ZM232 123V124H231ZM235 123V124H234ZM237 123V124H236ZM241 123V124H240ZM252 123V124H251ZM255 125H254V124ZM10 124V125H9ZM29 124V125H28ZM35 124V125H34ZM57 124V126H56ZM75 126H73V125ZM85 124V125H83ZM92 124V125H90ZM127 124V125H126ZM140 124V125H139ZM146 126H145V125ZM153 124V125H152ZM161 124V125H159ZM169 124V126H168ZM228 124V125H227ZM232 127H231V125ZM239 124V125H238ZM245 124V125H244ZM251 124V125H250ZM263 124V125H262ZM40 125V127H39ZM63 125V126H61ZM77 125V126H76ZM88 125V126H87ZM123 125V126H122ZM134 125V126H133ZM150 125V126H148ZM173 125V126H172ZM175 125V126H174ZM196 125V126H195ZM198 125V126H197ZM216 127H215V126ZM223 125V126H221ZM238 127H237V126ZM243 125V126H242ZM248 125V126H247ZM250 125V126H249ZM256 125H259L258 127ZM11 126V127H10ZM36 126V127H35ZM54 126V127H53ZM66 126V127H65ZM80 126V127H79ZM90 126V127H89ZM102 126V127H101ZM112 126V127H111ZM138 126V127H137ZM141 126V128H140ZM155 129H154V127ZM168 126V127H167ZM181 126V127H179ZM190 126V127H189ZM203 126H207L206 129ZM218 126V127H217ZM222 128H221V127ZM235 126V127H234ZM254 126V128H253ZM263 126V127H262ZM9 127V128H8ZM39 127V130H38ZM49 127V129H47ZM56 134H54V131ZM87 127V129H86ZM94 127V128H93ZM101 127V128H100ZM125 127L127 129H125ZM135 127V128H134ZM143 127V128H142ZM176 129H175V128ZM178 127V128H177ZM198 127V128H196ZM212 127V128H211ZM237 127V128H236ZM243 127V128H241ZM247 127V128H245ZM252 127V128H251ZM261 127V128H260ZM8 131L7 133V129ZM14 128V129H13ZM25 128V130H24ZM28 128H32L31 130ZM51 128V129H50ZM57 128V129H56ZM59 128V129H58ZM61 128V129H60ZM70 128V129H69ZM76 128V129H75ZM109 128V129H108ZM114 130H113V129ZM119 128V130H118ZM139 130H138V129ZM157 128V129H156ZM164 128V131H163ZM171 128V129H169ZM184 128V129H183ZM201 130H200V129ZM219 128V129H218ZM235 128V129H234ZM241 130H240V129ZM259 132H257L256 130ZM263 128V129H262ZM13 129V130H12ZM17 129V130H16ZM21 129V130H20ZM45 129V130H43ZM100 129V131H99ZM124 129L125 131H122ZM131 129V130H130ZM148 129V130H147ZM180 129V130H179ZM205 129V130H204ZM217 129V130H215ZM247 129V130H246ZM251 129V130H250ZM5 130V131H4ZM16 130V131H15ZM62 130V131H61ZM75 130V131H74ZM82 130V131H81ZM90 130V131H89ZM144 130V131H142ZM152 130V131H151ZM169 130V131H168ZM177 130V131H175ZM183 130V132H182ZM187 133H185L186 131ZM191 130V131H190ZM197 130L196 132H193ZM200 130V131H199ZM207 130V131H206ZM221 130V131H220ZM227 130V131H226ZM231 130V131H229ZM15 133V134H13ZM15 131V132H14ZM34 131V132H33ZM42 133H40V132ZM67 131V133H66ZM69 131V132H68ZM87 131V132H86ZM108 131V132H107ZM111 131V132H110ZM127 131V132H126ZM139 131V132H138ZM155 131V132H154ZM189 131V132H188ZM204 131V132H203ZM207 133H206V132ZM218 131V132H217ZM231 133H229V132ZM236 131V132H235ZM244 131H247L244 132ZM252 131V132H251ZM254 131V132H253ZM24 132V133H22ZM58 132V133H57ZM66 134H65V133ZM72 132V133H71ZM75 132V133H74ZM77 132V134H76ZM94 132V133H93ZM102 132V133H101ZM110 132V133H109ZM121 132V133H120ZM152 132V133H150ZM155 134H154V133ZM171 132V133H170ZM174 132V133H173ZM176 132V134H175ZM181 132V134H180ZM191 132V133H190ZM226 132V134L224 133ZM228 132V133H227ZM240 132V133H239ZM243 132V133H242ZM251 132V133H250ZM3 133V134H2ZM28 133V134H27ZM34 133V134H33ZM71 133V134H70ZM81 133V135H80ZM96 133V134H95ZM105 133V135H104ZM109 133V134H108ZM115 133V134H114ZM128 133V137L127 134ZM136 133V135L134 134ZM139 133V134H137ZM142 133V135H141ZM166 133V134H164ZM178 133V134H177ZM184 133V134H183ZM190 133V134H189ZM203 133V134H202ZM220 137L218 138L219 134ZM253 133V134H252ZM20 134V136L18 135ZM22 134V135H21ZM33 134V135H32ZM37 134V135H36ZM62 134V135H61ZM75 134V135H74ZM100 134V135H99ZM119 134V135H118ZM133 134V135H132ZM145 134V135H144ZM164 134V135H163ZM173 134V135H172ZM195 134V136H194ZM209 134V135H208ZM214 134V135H212ZM229 134V135H228ZM236 136H235V135ZM244 134V135H243ZM247 134V135H246ZM255 134V135H254ZM262 134V135H261ZM2 135V136H1ZM12 135V139H11ZM14 135V136H13ZM24 135V136H23ZM26 135V136H25ZM30 135V136H29ZM77 135V136H76ZM94 135V136H93ZM160 135V136H159ZM171 135V136H170ZM187 135V136H186ZM228 135V136H227ZM243 135V136H242ZM261 135V136H260ZM23 136V137H22ZM43 136V137H41ZM93 136V137H92ZM112 136V138H111ZM124 136V137H123ZM181 136V137H180ZM204 136V137H203ZM209 136V137H208ZM234 136V137H233ZM240 136V137H239ZM250 137V138H247ZM259 137V138H256ZM5 137V138H4ZM62 137V138H59ZM92 137V139H91ZM98 137V138H97ZM106 137V138H105ZM116 137V138H115ZM139 137V138H137ZM141 137V138H140ZM151 137V138H150ZM167 137V138H166ZM169 137V138H168ZM178 137V138H177ZM188 137V138H187ZM191 137V138H189ZM202 137V138H201ZM206 137V138H205ZM216 137V139H215ZM245 137V140H244ZM28 140H26V139ZM30 138V139H29ZM35 138V139H34ZM38 138V139H36ZM43 142H42V139ZM52 138V139H51ZM86 138V139H85ZM106 140H105V139ZM124 140H123V139ZM131 140H130V139ZM148 140H145L147 139ZM172 138V141H171ZM181 138V139H180ZM184 138V139H183ZM205 138V139H204ZM213 138V139H212ZM217 138L219 141H217ZM223 138H225L223 140ZM229 138V140H228ZM235 138V139H234ZM239 138V139H237ZM263 138V139H262ZM5 141H3V140ZM6 139V140H5ZM11 141V143L8 141ZM18 139V143L17 140ZM23 139V140H22ZM33 141H32V140ZM50 139V140H48ZM64 139V140H61ZM68 139V140H67ZM73 139V140H72ZM82 139V140H81ZM95 141H94V140ZM97 139V140H96ZM113 139V140H112ZM128 139V141H127ZM144 139V140H143ZM154 139V140H153ZM194 139V140H193ZM209 139V140H208ZM211 139V140H210ZM216 141H215V140ZM231 139V140H230ZM262 139V140H261ZM21 140V141H20ZM25 140V143H24ZM31 140V141H30ZM36 140V141H35ZM40 140V141H39ZM54 140H56L54 142ZM81 140V141H80ZM90 140V142H89ZM105 140V141H104ZM162 140V141H160ZM169 140V141H168ZM178 140V141H177ZM181 140V141H180ZM198 140V141H197ZM201 140V141H200ZM213 140V141H212ZM226 140V141H225ZM233 140V141H232ZM238 140V141H237ZM244 140V141H242ZM257 142H255V141ZM3 141V144H2ZM7 141V142H6ZM14 141V142H12ZM30 141V142H29ZM35 141V142H34ZM38 141V142H37ZM78 144H76L77 142ZM108 141V142H107ZM118 141V142H117ZM134 141V142H133ZM140 141V142H139ZM142 141V143H141ZM145 141V142H144ZM177 141V142H176ZM209 141V142H208ZM229 141V142H227ZM242 141V142H241ZM263 141V142H262ZM16 142V143H15ZM22 142L25 145H20ZM30 144H29V143ZM34 142V144H33ZM41 142V143H40ZM53 142V143H52ZM62 144H60V143ZM81 142V143H80ZM97 142V143H96ZM163 144H161V143ZM182 142V143H181ZM189 142L187 145L186 143ZM191 142V143H190ZM197 142V143H196ZM202 142V144L200 143ZM250 142V143H249ZM253 142V144H252ZM259 142V143H258ZM262 142V144H260ZM15 143V145H13ZM36 143V144H35ZM39 143V145L37 144ZM59 143V144H57ZM65 143V144H64ZM80 143V144H79ZM87 143V144H86ZM92 143V144H91ZM128 143V144H127ZM150 143V145H148ZM169 143V145H168ZM176 143V144H175ZM200 143V144H198ZM204 143V144H203ZM225 143V146H224ZM228 143V144H227ZM257 143V145L255 144ZM2 144V145H1ZM6 149L2 150L5 148ZM34 147H33V145ZM43 144V145H42ZM68 144V145H67ZM83 144V145H81ZM90 144V145H89ZM115 144V145H114ZM119 144V145H118ZM140 144V145H139ZM147 144V145H146ZM178 144V145H177ZM196 144V146H195ZM222 144V146H220ZM230 144V145H229ZM235 144V145H234ZM260 146H259V145ZM18 147H15L17 146ZM20 145V146H19ZM36 145V146H35ZM64 148H63V146ZM76 145V146H75ZM110 145V146H109ZM114 145V146H113ZM144 145V146H143ZM185 145V146H183ZM198 145V146H197ZM204 145V146H203ZM211 145V147H210ZM234 145V147H233ZM239 145V146H238ZM248 145V146H247ZM254 145V146H253ZM14 146V148H13ZM23 146V147H22ZM28 146V147H27ZM49 148L50 150L46 148ZM61 146V147H60ZM72 146H74L72 148ZM80 146V148H79ZM93 146V147H92ZM95 146V148H94ZM119 146V147H118ZM123 146V147H122ZM155 146V147H154ZM162 146V148H161ZM177 146V148L175 147ZM181 146V147H180ZM215 146H217L215 148ZM3 147V148H2ZM20 147V148H19ZM41 147V148H40ZM59 147V148H58ZM66 147V148H65ZM71 147V148H70ZM90 147V148H88ZM105 147V149H104ZM108 147V148H107ZM113 147V148H112ZM117 147V151H116ZM130 147V148H129ZM147 147V148H146ZM172 147V148H170ZM180 147V148H179ZM189 147V148H188ZM200 147V148H198ZM206 147V148H205ZM210 147V149H209ZM219 147V148H218ZM222 147V148H220ZM229 147V148H228ZM2 148V149H1ZM11 151H10V149ZM16 148V149H15ZM26 148V149H25ZM28 148V151H27ZM46 150H45V149ZM61 148V149H60ZM68 148V149H67ZM77 148V149H76ZM79 148V149H78ZM86 148V149H82ZM97 148V150H96ZM99 148V149H98ZM136 148V149H135ZM153 148V150H152ZM156 148V149H155ZM161 148V149H160ZM182 148V149H181ZM191 148V149H190ZM194 148H196L194 150ZM204 148V149H202ZM213 148L215 150H213ZM236 148V149H235ZM249 148V149H248ZM15 149V150H14ZM43 149V150H42ZM126 150V152L124 151ZM133 149V150H132ZM140 149V150H139ZM144 149V150H143ZM149 149V151H148ZM160 149V150H159ZM186 149V150H185ZM189 149V150H188ZM198 149V150H197ZM227 149V151H226ZM257 151H256V150ZM12 150L14 151L12 153ZM19 150V151H18ZM36 150V151H35ZM38 150L39 153H38ZM42 150V151H41ZM55 150V151H54ZM60 150V151H58ZM89 150V151H87ZM123 150V151H122ZM170 150V151H169ZM174 150V151H172ZM177 152H176V151ZM182 150V151H181ZM184 150V151H183ZM210 150V151H209ZM212 150V151H211ZM241 150V152H240ZM249 150V151H247ZM261 150V151H260ZM7 151V152H6ZM16 151V152H15ZM32 153H31V152ZM59 153H58V152ZM64 151V152H63ZM66 151V152H65ZM78 151V152H77ZM105 151V153L103 152ZM114 151V152H113ZM123 153H122V152ZM131 151V152H130ZM137 151V152H136ZM156 151V153H155ZM160 151V152H159ZM165 151V152H164ZM194 151V152H193ZM198 151V152H197ZM203 151V152H202ZM207 151V153H206ZM218 151V152H217ZM225 151V153H224ZM234 153H233V152ZM245 153H242V152ZM253 151V152H251ZM24 152V153H23ZM33 157H31L32 155ZM46 152V153H45ZM55 154L58 153V154ZM71 152V153H70ZM76 152V153H74ZM88 152L92 157H89ZM107 152V153H106ZM116 152V153H115ZM121 152V153H120ZM141 152V153H140ZM154 154H153V153ZM174 152V153H172ZM176 152V153H175ZM180 152V153H178ZM228 152V153H227ZM236 152V153H235ZM240 152V153H239ZM257 152V153H256ZM3 153V154H2ZM18 155L16 156L15 155ZM48 153V154H47ZM65 155H64V154ZM78 153V154H77ZM114 153V154H113ZM129 153V154H128ZM139 153V154H138ZM148 153V154H147ZM152 155H151V154ZM159 153V154H158ZM161 153V154H160ZM164 153V154H163ZM182 153V154H181ZM184 153V154H183ZM189 153V154H188ZM192 153V154H190ZM196 153V154H195ZM213 153V154H212ZM230 153V154H229ZM238 153V154H237ZM242 153V154H241ZM256 153V155H255ZM23 154V156H22ZM40 154V156L38 155ZM43 154V156H42ZM46 154V155H45ZM68 154V155H67ZM128 154V155H127ZM136 154V156H135ZM144 154V155H143ZM150 154V155H149ZM157 154V155H156ZM170 156H168V155ZM200 156H199V155ZM208 158H205L206 156ZM209 154V155H208ZM215 154V155H214ZM217 154V155H216ZM225 154V155H224ZM229 154V155H228ZM235 154V155H234ZM237 154V155H236ZM258 154V156H257ZM8 155V157H7ZM11 155V157H10ZM38 155V156H37ZM67 155V156H66ZM72 155V156H71ZM88 155V156H86ZM108 155V157L106 156ZM121 155V157H120ZM167 155V156H166ZM177 155V156H176ZM184 155V156H182ZM221 155V156H220ZM231 155V156H230ZM234 155V156H233ZM242 157H241V156ZM244 155V157H243ZM262 155V157H261ZM6 156V157H4ZM30 156V157H29ZM35 156V157H34ZM50 156V157H49ZM64 159H63V157ZM76 156V157H74ZM131 158H130V157ZM134 156V157H133ZM142 156H144L142 158ZM147 156V157H146ZM154 156V157H153ZM189 156V157H187ZM192 156V157H191ZM203 156V157H202ZM211 156V157H210ZM213 156V157H212ZM215 156V157H214ZM228 156V157H227ZM251 156V160L250 157ZM10 157V158H9ZM18 157V159H17ZM22 157V158H21ZM25 157V158H23ZM37 157V158H36ZM43 157V158H42ZM47 157V158H46ZM58 157V158H57ZM60 157V158H59ZM65 157H70L65 159ZM83 157V158H82ZM97 159L95 160L94 159ZM104 157V159H103ZM120 157V158H119ZM141 157V158H140ZM151 157V158H150ZM160 157V158H159ZM167 157V158H166ZM180 157V158H179ZM182 157V158H181ZM220 159H219V158ZM231 157V158H230ZM5 160H4V159ZM7 158V159H6ZM13 158V159H12ZM33 160H32V159ZM36 158V159H35ZM42 158V159H41ZM75 158V159H74ZM94 159V160H90ZM101 158V159H100ZM109 158V159H107ZM113 158V160H112ZM155 160H154V159ZM159 160H158V159ZM187 158V159H186ZM189 158V160H188ZM195 158V159H194ZM210 158V159H209ZM213 158V159H212ZM216 158V159H215ZM227 158V159H226ZM245 158V159H244ZM247 158V159H246ZM249 158V159H248ZM3 159V160H2ZM23 159V160H22ZM35 159V160H34ZM41 159V160H40ZM45 159V160H44ZM86 159V160H85ZM131 159V161L129 160ZM153 159V160H152ZM171 159V160H170ZM191 159V161H190ZM205 159H208L207 161ZM234 159V160H233ZM8 160V161H7ZM28 162H27V161ZM37 160V161H36ZM39 160V161H38ZM60 160V161H59ZM63 160V161H62ZM72 160V161H71ZM103 160V161H102ZM107 160V161H106ZM118 162H117V161ZM127 160V161H126ZM130 163H127L129 162ZM138 160V162H137ZM149 160V161H148ZM170 160V161H169ZM176 160V161H175ZM185 160V161H184ZM223 160V161H222ZM243 160V162H242ZM245 160V161H244ZM4 164H3V162ZM18 161V162H17ZM20 161H23L22 164ZM25 161V162H24ZM32 161V164L31 162ZM35 163H34V162ZM68 161V162H67ZM76 161V162H75ZM81 161V162H80ZM84 161V162H82ZM89 161H91L92 165ZM99 161V162H98ZM102 163H101V162ZM140 161V164H139ZM154 161V164H153ZM161 163H160V162ZM168 161V162H167ZM173 161L176 165L171 162ZM179 161V162H178ZM194 163H193V162ZM197 161V162H196ZM203 161V162H202ZM219 161V162H218ZM233 164V165L230 163ZM247 161V162H246ZM252 161V162H251ZM256 161V162H255ZM7 162V163H6ZM20 162V163H19ZM59 162V163H58ZM109 162V163H107ZM138 164H137V163ZM145 162V163H143ZM151 162V164L149 163ZM180 162L182 164H180ZM196 162V163H195ZM210 162V163H209ZM215 164H213V163ZM227 162V163H226ZM239 162V163H238ZM241 162V163H240ZM251 162V163H250ZM258 162V164H257ZM11 163V164H8ZM26 163V164H24ZM46 163V164H45ZM49 163V164H48ZM76 163V164H75ZM85 163V164H84ZM120 163V165L118 164ZM126 163V164H125ZM166 163V164H165ZM168 163V164H167ZM186 163V164H185ZM208 163V165H207ZM221 165L218 166L217 165ZM243 163V164H242ZM6 164V165H5ZM16 166H15V165ZM31 164V165H30ZM34 164V165H33ZM43 164V165H42ZM53 164V165H52ZM130 164V165H129ZM132 164V165H131ZM152 164L154 166H152ZM197 164V165H196ZM205 166H204V165ZM211 164V166H210ZM213 164V165H212ZM226 164L225 166H223ZM236 164V165H235ZM241 164V165H240ZM254 164V165H253ZM260 164V165H259ZM3 165L5 167H3ZM8 165V166H7ZM18 165V166H17ZM49 165V166H48ZM56 165V166H55ZM68 165V166H67ZM91 165V166H90ZM105 165V167H104ZM107 165V166H106ZM111 165V166H110ZM114 165V166H112ZM124 165V166H123ZM128 165V167H127ZM136 165V166H135ZM142 165V166H141ZM145 168H142L144 167ZM165 165V166H164ZM177 166V167H173ZM180 165V166H179ZM186 165V166H185ZM188 165V166H187ZM196 165V166H195ZM203 165V166H202ZM239 165V166H238ZM251 165V166H250ZM23 166V168H22ZM32 168H31V167ZM35 166V167H34ZM44 166V167H43ZM74 168L77 170H74ZM86 166V167H85ZM130 166V167H129ZM133 166V167H131ZM138 166V167H137ZM157 166V167H156ZM180 169H178L179 167ZM209 166V167H208ZM232 166V167H231ZM238 168H237V167ZM260 166V168H259ZM37 167V168H36ZM51 167V170H50ZM64 167V168H63ZM68 167V168H67ZM92 167V168H91ZM96 167V168H95ZM103 167V168H102ZM113 167V168H111ZM161 167V168H160ZM166 170H165V168ZM172 171H171V169ZM195 169H194V168ZM208 167V168H205ZM218 167V168H215ZM221 169H220V168ZM226 167V168H225ZM241 167V168H240ZM254 167V168H253ZM258 167V169H257ZM9 168V169H8ZM30 170H29V169ZM54 168V169H53ZM72 168V169H71ZM79 168V169H78ZM91 168V169H90ZM100 168V169H99ZM120 168V169H119ZM141 171H137L138 169ZM160 168V169H159ZM169 168V170H168ZM188 168V169H187ZM235 168V169H234ZM238 170H237V169ZM4 169V170H3ZM8 169V170H7ZM22 169V171L20 170ZM33 169V170H32ZM36 169V170H34ZM47 169V170H46ZM61 169V170H60ZM65 169V170H63ZM81 169V170H80ZM95 169V170H94ZM106 171H105V170ZM111 169V170H109ZM128 169V170H126ZM149 172H146L147 170ZM182 169V170H181ZM200 169V170H199ZM255 169V170H254ZM15 172H14V171ZM46 170V171H45ZM50 170V172H48ZM67 170V171H66ZM94 170V171H93ZM119 170V171H118ZM134 170V171H131ZM162 170V171H161ZM174 170V171H173ZM176 170V171H175ZM185 170V172H184ZM188 170V171H187ZM203 170V171H202ZM210 170V171H208ZM237 170V171H236ZM262 170V171H261ZM3 171H5V174ZM32 173H30V172ZM38 171V172H37ZM121 171V173H120ZM143 171V173H142ZM161 171V172H160ZM191 171L194 173H191ZM202 171V172H201ZM235 171V172H234ZM241 171V173H240ZM249 171V172H248ZM256 171V172H255ZM5 174H3V173ZM18 172V173H16ZM36 172V173H35ZM40 172V173H39ZM55 174H54V173ZM75 172V173H74ZM87 174H86V173ZM110 172V173H109ZM126 172V174H125ZM131 172V173H130ZM136 172V173H135ZM145 172V173H144ZM167 172V173H166ZM174 172V173H173ZM197 172V173H196ZM209 172V173H208ZM238 172V174H237ZM243 172L250 175L243 176ZM261 172V173H260ZM43 173V174H42ZM49 173V176L48 174ZM57 173V174H56ZM65 173V174H64ZM72 173V176L71 174ZM79 173V174H78ZM109 173V175H108ZM120 173V174H119ZM128 173V174H127ZM198 173L199 176H198ZM9 174V176H8ZM21 177V180L19 176ZM29 174V175H28ZM31 174V175H30ZM45 174V176H44ZM76 174L78 176H76ZM86 174V175H85ZM89 174H92V176ZM95 174V176H94ZM101 174V175H100ZM133 174V175H132ZM137 174V175H136ZM153 174V175H152ZM169 174V175H168ZM171 174V175H170ZM173 174V175H172ZM193 174V175H190ZM197 174V175H196ZM203 174V175H202ZM208 174V175H207ZM232 174V175H231ZM3 177H2V176ZM40 175V176H39ZM55 175V176H54ZM64 175V176H63ZM81 175V177H79ZM84 175L85 177H83ZM88 175V176H87ZM123 175V176H122ZM146 175V177H145ZM157 175V176H156ZM161 175V176H160ZM164 175V176H163ZM178 177H175V176ZM186 177H184V176ZM188 175V176H187ZM13 176H15L13 178ZM30 176V177H29ZM36 176V177H34ZM42 176V177H41ZM60 176V177H59ZM75 176V177H74ZM118 176V177H117ZM138 176L140 178H138ZM142 176V177H141ZM150 176V177H149ZM168 176V177H167ZM172 178H171V177ZM174 176V177H173ZM192 176V177H191ZM196 178L194 179L193 178ZM207 176V177H206ZM7 177V179H6ZM11 177V178H8ZM19 177V178H18ZM28 177V178H27ZM38 177V178H37ZM49 177V178H48ZM54 177V178H53ZM62 177V178H61ZM99 177V178H98ZM121 177V178H120ZM131 177V178H129ZM136 177V178H135ZM149 177V178H148ZM160 177V178H159ZM6 180H5V179ZM17 178V179H16ZM51 178V179H50ZM53 178V180H52ZM64 178V180H63ZM73 178V181H72ZM89 178V179H88ZM107 178V179H106ZM133 178V179H132ZM146 178V180H144ZM148 178V180H147ZM167 178V179H166ZM171 180H170V179ZM177 178V179H176ZM212 178V179H211ZM214 178V179H213ZM218 178V180L216 179ZM242 178L246 184L238 183ZM10 179V180H9ZM35 179V181H33ZM38 181H37V180ZM45 182H44V180ZM56 179V180H55ZM59 179V180H58ZM75 179V180H74ZM79 181H78V180ZM83 179V180H82ZM85 179V180H84ZM100 179V180H99ZM104 179V181H103ZM112 179V181H110ZM125 179V180H124ZM132 179V180H131ZM136 179V180H135ZM139 179L141 181H139ZM152 179V180H151ZM160 179V180H159ZM169 179V181H168ZM175 179V180H174ZM186 181L184 182L183 180ZM192 179V181H191ZM201 179V180H200ZM210 179V181H209ZM262 179V182L260 181ZM10 181L3 183L4 181ZM19 180V181H17ZM26 180V181H25ZM43 180V181H42ZM51 180V181H50ZM72 183H71V181ZM90 180V181H89ZM97 180V181H96ZM106 180H108L106 182ZM118 180V181H117ZM166 180L168 183H166ZM174 180V181H173ZM180 182H179V181ZM190 180V182H189ZM200 180V181H199ZM213 180V181H212ZM215 180V181H214ZM225 182H224V181ZM14 181V182H13ZM17 181V182H16ZM30 183H29V182ZM57 181V182H56ZM69 183L67 185L66 183ZM75 181V182H74ZM87 181V182H86ZM98 183H96V182ZM101 184H99L100 182ZM117 181V182H116ZM138 181V182H137ZM162 181V182H161ZM173 184H172V182ZM176 181V182H175ZM183 181V183H182ZM188 181V182H187ZM203 181V182H201ZM208 181V182H207ZM212 181V182H211ZM2 182V183H1ZM12 182V183H11ZM19 182V183H18ZM21 182V183H20ZM40 182V184H39ZM49 182V183H48ZM86 182V183H85ZM112 182V183H111ZM133 182V183H132ZM155 184H154V183ZM158 182V183H156ZM211 182V183H210ZM214 182V183H213ZM223 182V183H222ZM9 183H11L9 185ZM18 183V185H16ZM23 183V185H22ZM27 183V185H26ZM33 183V184H32ZM46 183V184H45ZM54 183V184H53ZM63 183V184H62ZM105 183V184H104ZM110 183V184H109ZM116 183V184H115ZM140 183V185H139ZM143 183V184H142ZM153 183V185H152ZM161 187H160V184ZM177 183V184H176ZM185 183V184H184ZM191 183V184H189ZM218 183V184H217ZM220 183V184H219ZM14 184V185H13ZM21 184V185H19ZM38 184V185H36ZM57 184V185H56ZM79 186H78V185ZM92 184V185H91ZM98 184V185H97ZM126 184V185H124ZM165 184V185H164ZM167 184V185H166ZM207 184V187H206ZM3 185V186H2ZM5 185V186H4ZM41 185V186H40ZM46 185V186H45ZM61 185V186H60ZM85 187H84V186ZM124 185V186H123ZM143 185V186H142ZM146 185V188L144 187ZM159 185V186H158ZM175 185V186H174ZM185 185V186H184ZM189 185V186H187ZM191 185V186H190ZM210 185V186H208ZM221 185V186H220ZM11 188H10V187ZM15 186V187H14ZM27 186V188L25 187ZM60 188H59V187ZM67 186V187H66ZM88 186V189H87ZM102 188H101V187ZM105 186V187H104ZM116 186V187H115ZM131 186V188H130ZM138 186V187H137ZM140 186V187H139ZM142 186V187H141ZM150 188H149V187ZM154 186V189H153ZM170 186V188H169ZM180 186V187H179ZM187 186V187H186ZM198 189H197V187ZM8 189H7V188ZM12 187L13 190H12ZM30 187V188H28ZM35 187V188H34ZM41 187V188H40ZM49 189H47V188ZM51 187V188H50ZM69 187V188H68ZM73 187V188H72ZM84 187V188H83ZM108 187V188H107ZM133 187V188H132ZM167 187V188H166ZM172 187V188H171ZM213 187V188H212ZM221 187V189H220ZM17 188V189H16ZM20 188V189H19ZM33 188V189H32ZM90 188V189H89ZM96 188V189H94ZM138 188V189H137ZM140 188V189H139ZM143 188V190H142ZM158 188V189H155ZM175 188V189H174ZM180 190H178V189ZM185 188V190H184ZM3 189V190H2ZM15 189V190H14ZM24 189V190H23ZM30 189V190H29ZM35 189V190H34ZM61 189V190H60ZM70 189V190H69ZM106 189V190H105ZM122 189V190H121ZM163 189V191L161 190ZM174 189V190H173ZM187 189V190H186ZM189 189V190H188ZM192 191H191V190ZM7 190V191H5ZM20 190V191H18ZM34 192H33V191ZM48 190V191H47ZM54 190V191H53ZM56 190V191H55ZM65 190V191H64ZM81 190V192H80ZM84 190V191H83ZM93 190V191H92ZM95 190V191H94ZM103 192H102V191ZM131 190V191H130ZM160 190V191H159ZM173 190V191H172ZM176 190V191H175ZM178 190V191H177ZM183 190V191H182ZM197 190V192H196ZM199 190V191H198ZM215 190V191H214ZM11 193L9 194L8 193ZM28 191V192H27ZM42 191V192H41ZM59 191V193H58ZM68 191V192H67ZM72 191L74 193H72ZM77 191V192H75ZM87 191V192H86ZM90 191V192H89ZM100 191V192H99ZM135 191V192H134ZM138 194H137V192ZM146 191V192H145ZM172 191V192H171ZM182 191V192H180ZM188 191V192H187ZM194 191V192H193ZM14 192L15 195H14ZM23 192V193H22ZM30 192V193H29ZM38 192V193H37ZM47 192V193H46ZM49 192V193H48ZM53 192V193H52ZM56 192V193H55ZM66 193L64 195V193ZM83 192V193H82ZM85 192V193H84ZM129 192V193H128ZM149 192V193H148ZM155 192V194H154ZM169 192V193H168ZM174 192V193H173ZM177 194H176V193ZM186 192V193H185ZM192 192V193H191ZM4 193V194H3ZM8 193V194H5ZM18 193V194H17ZM44 193V195H43ZM52 193V194H51ZM95 193V194H94ZM98 193V194H97ZM120 193V194H119ZM125 193V194H124ZM129 196H128V194ZM152 193V195H151ZM160 193V195H159ZM172 193V194H171ZM180 193V194H179ZM184 193V194H181ZM188 193V195H187ZM195 193V194H194ZM20 194V195H19ZM28 194V195H27ZM47 194H49L47 196ZM62 194V195H60ZM75 194V195H72ZM86 194V195H85ZM94 194V195H93ZM113 194V195H112ZM122 194V195H121ZM150 194V195H149ZM172 196H171V195ZM174 194V195H173ZM175 194L177 195L176 198ZM199 194V195H198ZM4 197H3V196ZM12 195V196H11ZM24 195V196H23ZM36 195V196H35ZM38 195V196H37ZM60 195V196H59ZM82 195V196H80ZM91 195V196H90ZM120 195V196H119ZM131 195V196H130ZM145 195V196H144ZM148 197H147V196ZM171 197H170V196ZM180 195V196H178ZM183 195V196H182ZM195 195V196H194ZM198 195V196H197ZM7 196V197H6ZM26 196L28 198H26ZM56 196V198H55ZM59 196V197H58ZM74 196V197H73ZM88 196V197H87ZM95 196V197H94ZM97 196V197H96ZM100 196V198H99ZM120 198H119V197ZM123 196V197H122ZM128 196V197H127ZM140 196V197H139ZM142 196V197H141ZM201 196V197H200ZM14 199H11V198ZM51 197V198H50ZM67 199H66V198ZM87 197V198H86ZM90 197V198H89ZM145 199H144V198ZM153 197V198H152ZM161 197V198H159ZM170 197V198H169ZM183 197L185 199H183ZM193 197V198H192ZM26 198V199H25ZM40 198V200L38 199ZM43 201H42V199ZM57 201H55V199ZM60 198V199H59ZM65 198V199H64ZM73 198V199H72ZM83 200H81V199ZM86 199H91L85 200ZM99 198V199H98ZM115 198V199H114ZM120 200H119V199ZM128 198V199H127ZM139 198V199H138ZM152 198V199H151ZM159 198V199H157ZM174 198V199H173ZM187 198V199H186ZM190 198V199H189ZM2 199V200H1ZM17 199V200H16ZM36 199V200H35ZM45 199V200H44ZM50 199V200H49ZM64 199V200H63ZM75 199V200H74ZM143 199V200H141ZM149 199V200H148ZM164 199V200H163ZM177 199V200H176ZM182 199V200H181ZM20 204L19 203V201ZM62 200V201H61ZM97 200V201H96ZM118 200V201H117ZM163 200V201H162ZM166 200V201H165ZM172 200V201H171ZM176 200V201H175ZM180 200V201H179ZM199 200V201H198ZM7 201V202H6ZM13 201V202H12ZM31 201V203L29 202ZM41 201V202H40ZM47 201V202H46ZM52 201V202H51ZM96 201V202H95ZM101 201V202H100ZM120 201V202H119ZM147 201V202H145ZM179 201V202H178ZM186 201V202H185ZM12 202V203H11ZM57 204H56V203ZM77 202V203H76ZM82 202V203H80ZM92 202V203H91ZM149 202V203H148ZM151 202V203H150ZM164 202V203H163ZM171 202V203H170ZM178 202V203H177ZM182 202V204H181ZM11 205H10V204ZM19 203V204H17ZM37 203V204H36ZM44 203V204H43ZM60 203V204H59ZM62 203V204H61ZM79 203V204H78ZM87 203V204H85ZM140 203V204H139ZM142 203V204H141ZM146 203V205L144 204ZM153 203V204H152ZM29 204V206H28ZM48 204V205H47ZM56 204V205H55ZM77 204V206H76ZM89 204V206H88ZM159 205L156 207V205ZM161 204V205H160ZM169 204V205H168ZM7 205V206H5ZM24 205V206H23ZM34 205V206H33ZM39 205V206H38ZM44 205V206H43ZM65 205V206H64ZM138 205V206H137ZM143 205V206H142ZM180 205V206H179ZM17 206H19L17 208ZM29 208H28V207ZM33 206V207H32ZM76 206V207H75ZM80 206V207H79ZM86 206V207H85ZM132 206V207H131ZM152 206V207H151ZM174 208H173V207ZM178 206V207H177ZM7 209H5V208ZM11 207V208H10ZM49 207V208H48ZM56 209H55V208ZM59 207V210H58ZM61 207V208H60ZM68 207V208H67ZM75 207V208H74ZM78 207V209H77ZM88 207V208H87ZM149 207V208H148ZM151 207V208H150ZM155 207V208H154ZM162 207V208H161ZM167 207V208H166ZM171 207V208H170ZM181 207V208H180ZM10 208V209H9ZM31 208V209H30ZM52 208V210H51ZM110 208V209H109ZM133 208V209H132ZM140 208V209H139ZM161 208V209H160ZM164 208V209H163ZM179 208V209H178ZM30 209V210H29ZM37 209V210H36ZM55 209V210H54ZM135 209V210H134ZM167 209V211H166ZM12 210V211H11ZM17 210V211H15ZM19 210V211H18ZM33 210V211H31ZM47 210V211H46ZM50 210V211H48ZM72 210V211H71ZM76 210V211H75ZM86 210V211H85ZM123 210V211H122ZM143 210V212L141 211ZM151 212H150V211ZM156 210V211H155ZM262 210V211H261ZM11 211V212H8ZM36 211V212H35ZM39 211V212H38ZM56 211V212H55ZM59 211V212H58ZM89 211V212H88ZM148 211V213H147ZM4 212H6L4 214ZM13 212V213H12ZM24 212V213H23ZM35 212V213H33ZM74 212V213H73ZM78 212V213H77ZM82 212V213H81ZM96 212V213H95ZM114 212V214L112 213ZM131 212V214H130ZM145 212V213H144ZM159 212V213H158ZM161 212V213H160ZM166 212V213H165ZM169 212V214H167ZM174 212V213H171ZM257 212V213H256ZM260 212V213H259ZM21 213V214H20ZM26 213V214H25ZM38 213V214H37ZM44 213H46L44 215ZM67 213V214H66ZM89 213V214H88ZM144 213V214H143ZM155 213V214H154ZM30 214V215H29ZM43 214V215H42ZM88 216H87V215ZM91 214V215H90ZM94 214V215H93ZM111 214V215H110ZM128 214V217H127ZM134 214V215H133ZM143 214V215H142ZM154 217H153V215ZM159 214V215H158ZM262 214V215H261ZM48 215V216H47ZM71 215V216H70ZM82 215V217H81ZM87 217H86V216ZM126 215V216H125ZM145 215V216H144ZM171 215V216H170ZM16 216V217H15ZM43 216V217H42ZM57 216V218H56ZM67 216V217H66ZM76 218H75V217ZM84 216V217H83ZM92 216V217H91ZM140 216V217H139ZM61 217V218H59ZM66 217V218H65ZM96 217V218H95ZM138 217V218H137ZM21 218V219H20ZM24 218V219H23ZM30 218V219H29ZM57 220H56V219ZM72 218V219H71ZM81 218V219H80ZM88 218V219H87ZM90 218V219H89ZM94 218V219H93ZM98 218V219H97ZM111 218V219H109ZM144 218V219H143ZM39 219V220H38ZM63 221H61V220ZM78 219V221H76ZM85 219V220H84ZM126 219H128L126 221ZM132 219V220H131ZM138 219V220H136ZM142 219V220H141ZM147 219V220H146ZM164 219V220H163ZM24 220V221H23ZM29 220V221H28ZM74 220V221H73ZM84 220V221H83ZM93 220V221H92ZM125 220V221H124ZM144 220V221H143ZM20 221V222H19ZM31 221V222H30ZM41 221V222H40ZM48 221V222H47ZM61 221V222H60ZM82 221V222H81ZM99 221V222H98ZM120 221V222H119ZM135 221V223H134ZM138 221V222H137ZM141 223H140V222ZM143 221V223H142ZM147 221V222H146ZM149 221V222H148ZM254 221V222H253ZM263 221V222H262ZM2 222V223H1ZM28 222V224H27ZM81 222V223H80ZM89 222V223H88ZM93 222V223H92ZM97 222V224H96ZM159 222V224H158ZM208 222V223H207ZM20 223V224H19ZM59 223V224H58ZM95 223V224H94ZM259 223V224H257ZM23 226H22V225ZM31 224V226H30ZM40 224V225H39ZM42 224V225H41ZM44 224V225H43ZM54 224V225H53ZM78 224V225H77ZM145 224V225H144ZM149 224V225H147ZM255 224V225H254ZM4 225V226H2ZM147 225V226H146ZM154 225V226H153ZM157 225V227H156ZM251 225V226H250ZM259 225V226H258ZM263 225V226H262ZM39 226L41 228H39ZM51 226V227H50ZM93 226V227H92ZM159 226V227H158ZM19 227V228H17ZM43 227V228H42ZM54 227V228H53ZM58 227V228H57ZM75 227V228H74ZM230 229H229V228ZM263 227V228H262ZM10 228V229H8ZM27 228V229H26ZM36 228V229H35ZM57 228V229H55ZM60 228V229H59ZM33 229V230H32ZM50 229V230H49ZM54 229V230H53ZM68 229V230H67ZM40 230V231H39ZM48 230V232H47ZM53 230V232H52ZM235 230V229H234ZM28 231V232H27ZM59 231V232H58ZM148 231V232H147ZM255 231V232H254ZM263 231V232H262ZM33 232V233H32ZM47 232V233H46ZM50 232V233H49ZM158 232V233H157ZM18 235H17V234ZM24 233V234H23ZM49 233V234H48ZM256 233V235H255ZM22 234V235H21ZM44 234V235H43ZM52 234V235H50ZM10 236V237H9ZM18 236V237H17ZM24 236V237H23ZM254 236V237H253ZM260 236V237H259ZM20 238V239H19ZM25 238V239H24ZM42 238V239H41ZM66 238V239H65ZM19 239V240H18ZM18 240V241H17ZM26 240V241H25ZM30 240V241H29ZM52 240V241H50ZM67 240V241H66ZM28 241V242H27ZM35 241V242H34ZM50 241V242H49ZM78 241V242H77ZM21 242V243H20ZM24 242V244H22ZM32 242V243H31ZM53 242V244H52ZM65 242V243H63ZM73 242V243H71ZM31 243V244H30ZM36 243V244H35ZM63 243V244H62ZM71 243V244H69ZM20 244V245H19ZM5 245V246H4ZM24 247H23V246ZM58 245V246H57ZM61 245V246H60ZM230 245V246H229ZM62 246L64 248H62ZM67 246V247H66ZM49 247V248H48ZM209 246L202 250L206 258L217 259L219 264H230L227 254L208 252ZM255 247V248H254ZM3 248V249H2ZM57 248V249H56ZM6 249V250H5ZM35 250V252H34ZM169 250V249H168ZM4 251V252H3ZM58 251V252H57ZM170 251V250H169ZM177 259L174 264H184L187 259L186 248L172 249ZM171 252V251H170ZM4 253V254H2ZM67 253V254H66ZM140 253V254H139ZM133 253L121 264H154V258ZM13 254V255H11ZM167 254H170L167 252ZM166 260L169 261V258ZM257 254V255H256ZM69 255V256H68ZM235 264L239 261L233 254ZM4 256V257H3ZM6 257V258H5ZM69 257V258H68ZM4 260H3V259ZM2 259V260H1ZM10 259V260H9ZM15 259V260H14ZM161 259V258H160ZM12 260V262H11ZM45 260V261H44ZM133 260V261H132ZM4 261V262H3ZM233 262V263H234ZM166 264V263H164ZM170 264V263H167Z\"/></svg>",
  "mask_w": 264,
  "mask_h": 264
},
{
  "label": "bare ground",
  "instance_id": "bare-ground-1",
  "mask_svg": "<svg viewBox=\"0 0 264 264\" xmlns=\"http://www.w3.org/2000/svg\"><path fill=\"white\" fill-rule=\"evenodd\" d=\"M47 1H48V0H46V2H47ZM52 1H53V0H51V2H49L47 5H46L45 2H43V0H23L22 3H23V6L28 10L29 13H28V12H27V13H28L29 15H31V17H33L34 19L37 20V16H38V18H39V16H45V17H48V19H49V17H50V18H53V19H51V21H50V23H51L52 25H60V26H64V25L66 24V22H67V20H66V16H72V15H71L70 12H66V13H64L62 16L58 15L59 12H60V11H59V10H60V6H59V4H58V5H55V3H54L55 1H53V2H52ZM57 1H58V0H57ZM81 1H82V0H81ZM86 1H87V0H86ZM126 1H127V0H126ZM174 1H176V0H174ZM174 1H173V2H174ZM184 1H185V0H184ZM204 1H205V0H204ZM211 1H212V0H211ZM217 1H219V0H217ZM224 1H225V0H224ZM170 2H171V1H170ZM190 2H191V1H190ZM221 2H222V1H221ZM44 3H45V5H46V7L44 6ZM196 3H197V2H196ZM200 3H201V2H200ZM203 3H204V2H203ZM203 3H202V4H203ZM207 3H208V1H207ZM209 3H210V2H209ZM237 3H238V1H237ZM255 3H256V2H255ZM257 3H258V2H257ZM17 4L20 5V4H19V0H17L15 4H12V6H15V5L17 6ZM102 4H103V3H102ZM185 4H186V3H185ZM185 4H184V6H185ZM188 4H190V3H188ZM202 4H201V5H202ZM205 4H206V3H205ZM213 4H214V3H213ZM223 4H224V3H223ZM231 4H232V3H231ZM240 4H241V3H240ZM263 4H264V3H263ZM9 5L11 6V4H9ZM103 5H104V4H103ZM217 5H219V3H218ZM220 5H221V4H220ZM234 5H235V4H234ZM238 5H239V3H238ZM12 6H11V8H12ZM43 6H44L45 8H43ZM115 6H116V5H115ZM129 6H130V5H129ZM186 6H187V5H186ZM210 6H211V5H210ZM223 6L225 7V5H223ZM235 6H236V5H235ZM251 6H252V4H251ZM251 6H250V7H251ZM258 6H259V5H258ZM261 6H262V5H261ZM20 7H21V6H19L18 8H20ZM139 7H140V6H139ZM194 7H195V5H194ZM200 7H201V6H200ZM215 7H216V6H215ZM228 7H230V6H228ZM240 7H241V6H240ZM246 7H248V6H246ZM255 7H256V6H255ZM255 7H254V8H255ZM6 8H7V7H6ZM21 8H22V7H21ZM42 8H43V9H42ZM64 8H65V7H64ZM161 8H163V6H162ZM164 8H165V7H164ZM192 8H193V7H192ZM212 8H213V7H212ZM221 8H223V7H221ZM221 8H220V9H221ZM226 8H227V7H226ZM230 8H231V7H230ZM252 8H253V6H252ZM258 8L260 9V6H259ZM7 9H8V8H7ZM62 9H63V8H62ZM99 9H100V8H99ZM196 9H197V8H196ZM198 9H199V8H198ZM201 9H202V8H201ZM208 9H209V8H208ZM223 9H224V8H223ZM231 9H233V8H231ZM238 9H239V8H238ZM243 9H244V8H243ZM246 9H247V8H246ZM250 9H251V8H250ZM250 9H249V11H250ZM256 9H257V8H256ZM3 10H4V9H3ZM10 10H14V9H9V13H10ZM166 10H167V9H166ZM170 10H172V9H170ZM226 10H227V9H226ZM233 10H234V9H233ZM236 10H237V9H236ZM239 10H242V9H239ZM5 11H7V10H5ZM15 11H16V10H15ZM23 11H24V10H23ZM147 11H148V10H147ZM174 11H175V10H174ZM178 11H179V10H178ZM178 11H177V12H178ZM192 11H194V10H192ZM205 11H206V10H205ZM210 11H211V9H210ZM210 11H209V12H210ZM219 11H220V10H219ZM237 11H238V10H237ZM247 11H248V10H247ZM263 11H264V10H263ZM7 12H8V11H7ZM16 12H17V11H16ZM16 12H15V14H16ZM159 12H160V11H159ZM180 12H181V11H180ZM186 12H187V11H186ZM224 12H225V11H224ZM234 12H235V10H234ZM242 12H243V10H242ZM252 12H256V11H252ZM3 13H4V11H3ZM9 13H8V14H9ZM13 13H14V12H13ZM197 13H198V12H197ZM220 13L222 14L221 11H220ZM230 13H231V12H230ZM235 13H236V12H235ZM244 13H245V12H244ZM21 14H23V13H21ZM107 14H108V13H107ZM148 14H149V13H148ZM152 14H153V13H152ZM152 14H151V15H152ZM180 14H181V13H180ZM188 14H189V13H188ZM192 14H193V13H192ZM195 14H196V13H195ZM200 14H201V12H200ZM203 14H204V13H203ZM203 14L200 15V16H203ZM208 14H209V13H208ZM213 14H214V13H213ZM218 14H219V12H218ZM218 14L216 13V15H218ZM224 14H225V13H224ZM226 14H227V12H226ZM231 14H232V13H231ZM241 14H242V13H241ZM249 14H250V13H249ZM258 14H259V10H258ZM263 14H264V13H263ZM0 15H1V12H0ZM3 15H4V14H3ZM12 15H13V14H12ZM12 15H11V16H12ZM36 15H37V16H36ZM56 15H58V17H51V16H56ZM103 15H104V14H103ZM120 15H121V14H120ZM158 15H159V14H158ZM205 15H206V12H205L204 16H205ZM239 15H240V14H239ZM252 15H253V14H252ZM142 16H143V15H142ZM156 16H157V15H156ZM175 16H176V15H175ZM183 16H184V15H183ZM196 16H197V15H196ZM211 16H212V15H211ZM230 16H231V15H230ZM232 16H233V15H232ZM253 16H254V15H253ZM7 17H9V16H7ZM16 17H17V16H15L14 19H16ZM26 17H27V14H26ZM29 17H30V16H29ZM29 17H28V18H29ZM45 17H44V18H45ZM123 17H124V16H123ZM185 17H186V16H185ZM189 17H190V16H189ZM205 17H206V16H205ZM214 17H215V16H214ZM214 17H213V18H214ZM225 17H226V16H225ZM246 17H248V16H246ZM254 17H255V16H254ZM261 17H262V16H261ZM261 17H260V18H261ZM0 18H1V16H0ZM44 18H43V19H44ZM116 18H117V17H116ZM127 18H128V17H127ZM134 18H137V16L134 17ZM172 18H173V17H172ZM195 18H197V17H195ZM202 18H204V17H202ZM218 18H219V17H218ZM223 18H224V17H223ZM232 18H233V17H232ZM239 18H240V17H239ZM262 18H263V17H262ZM2 19H5V18H2ZM8 19H9V18H8ZM8 19H7V20H8ZM14 19H13V20H14ZM19 19H20V18H19ZM46 19H47V18H46ZM74 19H76V20L78 21V25L81 26V27H82V30H83V31H81V32H77L76 34L80 37L81 40H85V42H87V43H91V44H92V43H96V42H98V41H99L100 43H102V42H103L102 37H104V36H108V35H111V36H112V35L116 32V30H113V25H110V24H108V23H102V24H100V25H98L97 23H86V22L84 21V18H82L81 16H79L78 18H74ZM131 19H132V18H131ZM175 19H176V18H175ZM186 19H187V18H186ZM186 19H185V20H186ZM199 19H200V18H199ZM199 19H198V20H199ZM206 19H207V18H206ZM206 19H205V20H206ZM210 19H211V18H210ZM219 19H220V18H219ZM219 19H218V20H219ZM229 19H231V18L229 17ZM240 19H241V18H240ZM252 19H253V18H252ZM254 19H256V18H254ZM257 19H258V18H257ZM23 20H24V19H23ZM29 20H30V19H29ZM36 20H35V21H36ZM41 20H42V18H41ZM44 20H45V19H44ZM106 20H108V19H106ZM172 20H174V19H172ZM191 20H192V19H191ZM200 20H202V19H200ZM200 20H199V21H200ZM207 20H208V19H207ZM223 20H224V19H223ZM234 20H235V19H234ZM258 20H259V19H258ZM1 21H2V20H1ZM4 21H6V20H4ZM16 21H17V20H16ZM25 21H27L26 18H25ZM45 21H49V20H45ZM86 21H87V20H86ZM130 21H131V20H130ZM189 21H190V20H189ZM189 21H188V22H189ZM196 21H197V19H196ZM209 21L211 22V20H209ZM212 21H213V20H212ZM215 21H217V20L215 19ZM225 21H226V20H225ZM225 21H224V22H225ZM254 21H255V20H254ZM8 22H9V21H8ZM8 22H7V23H8ZM10 22H11V21H10ZM28 22H29V21H28ZM40 22H41V21H40ZM43 22H44V21H43ZM97 22H98V21H97ZM103 22H104V21H103ZM132 22H133V21H132ZM168 22H169V21H168ZM177 22H178V21H177ZM181 22H182V20H181ZM183 22H185V21H183ZM183 22H182V23H183ZM213 22H214V21H213ZM213 22H212V24L215 23V22H214V23H213ZM239 22H240V21H239ZM11 23H12V22H11ZM11 23H10V25H11ZM25 23H26V22H25ZM29 23H30V22H29ZM32 23H33V22H32ZM32 23H31V24H32ZM34 23H35V22H34ZM38 23H39V22H38ZM44 23H45V22H44ZM116 23H117V22H116ZM182 23H181V25H182ZM205 23H206V22H205ZM205 23H204V25H205ZM207 23H208V21H207ZM216 23H217V22H216ZM250 23H251V22H250ZM250 23H249V24H250ZM0 24H1V22H0ZM31 24H29V25H31ZM35 24H36V23H35ZM39 24H40V23H39ZM47 24H48V23H47ZM47 24H46V25H47ZM51 24H50V25H51ZM189 24H192V22H191V23L189 22ZM201 24H202V23H201ZM221 24H222V23H221ZM226 24H227V23H226ZM239 24H240V23H239ZM258 24H259V23H258ZM261 24H262V23H261ZM1 25H2V24H1ZM3 25H4V24H3ZM15 25H17V24H14V26H15ZM25 25H26V24H25ZM48 25H49V24H48ZM52 25H51V26H52ZM178 25H179V24H178ZM181 25H180V26H181ZM194 25H196V24H194ZM210 25H211V24H210ZM224 25H225V24H224ZM229 25H230V24H229ZM234 25L236 26V24H234ZM259 25H260V24H259ZM262 25H264V24H262ZM12 26H13V24H12ZM169 26H171V25H169ZM175 26H176V25H175ZM201 26H202V25H201ZM213 26H214V25H213ZM222 26H223V25H221L220 27H222ZM227 26H228V25H227ZM237 26H239V25H237ZM256 26H257V25H256ZM0 27L2 28V26H0ZM6 27H7V25H6ZM9 27H10V26H9ZM9 27H8L7 29H9ZM23 27H24V25H23ZM26 27H27V26H26ZM39 27H40V26H39ZM49 27H50V26H49ZM49 27H48V28H49ZM114 27H115V26H114ZM126 27H127V26H126ZM165 27H167V26H165ZM199 27H200V26H199ZM215 27H216V26H215ZM218 27H219V26H218ZM225 27H226V26H225ZM225 27H224V29H225ZM231 27H232V26H231ZM239 27H240V26H239ZM243 27H244V26H243ZM249 27H250V26H249ZM12 28H13V27H12ZM15 28H16V27H15ZM15 28H14V29H15ZM24 28H25V27H24ZM29 28H30V27H29ZM29 28H28V29H29ZM44 28H45V27H44ZM48 28H47V29H48ZM51 28H52V27H51ZM61 28H62V27H61ZM176 28L179 29V27H176ZM187 28H188V27H187ZM204 28H205V26H204ZM210 28H211V27H210ZM210 28H209V29H210ZM235 28H236V27H235ZM253 28H254V27H253ZM45 29H46V28H45ZM47 29H46V30H47ZM59 29H60V28H59ZM182 29H183V28H181V30H182ZM184 29H185V28H184ZM191 29H192V26H191ZM191 29H190V30H191ZM198 29H200V28H198ZM198 29H197V30H198ZM209 29H208V30H209ZM228 29H229V26H228ZM239 29H240V28H239ZM255 29H256V28H255ZM257 29H258V28H257ZM261 29H262V28H261ZM15 30H16V29H15ZM29 30H30V29H29ZM32 30H33V29H32ZM55 30H56V28H55ZM61 30H62V29H61ZM70 30H71V28H70ZM138 30H139V29H138ZM138 30H137V31H138ZM165 30H166V29H165ZM168 30H169V29H168ZM168 30H167V32H168ZM170 30H171V29H170ZM186 30H187V29H186ZM188 30H189V29H188ZM190 30H189V31H190ZM206 30H207V29H206ZM208 30H207V31H208ZM212 30H213V28H212ZM229 30H230V29H229ZM233 30H234V29H233ZM243 30H244V29H243ZM4 31H5V28H4ZM18 31H19V29H18ZM22 31H23V30H22ZM41 31L43 32L44 30L41 29ZM53 31H54V29H53ZM63 31H64V30H63ZM63 31H61V32H63ZM171 31H172V30H171ZM179 31H180V30H179ZM194 31H195V30H194ZM202 31H203V30H202ZM213 31H214V30H213ZM216 31H218V30H216ZM224 31H225V30H222V32H224ZM230 31H232V30H230ZM245 31H246V30H245ZM0 32H1V31H0ZM6 32H7V30H6ZM11 32H13V31H11ZM11 32H10V29H9V34H11ZM25 32H26V33H25ZM25 32H24V33L27 34V31H25ZM38 32H39V31H38ZM44 32H45V31H44ZM44 32H43V33H44ZM51 32H52V31H51ZM51 32H49V33H51ZM54 32H55V31H54ZM54 32H53V33H54ZM67 32H68V31H67ZM72 32H73V31H72ZM173 32H174V31H173ZM184 32H185V30H184ZM190 32H191V31H190ZM200 32H201V31H200ZM237 32H238V30H237ZM254 32H256V31H254ZM13 33H14V32H13ZM28 33H29V32H28ZM30 33H31V32H30ZM39 33H40V32H39ZM63 33H65V32H63ZM74 33H75V32H74ZM148 33H149V32H148ZM177 33H178V31H177ZM182 33H183V32H182ZM186 33H188V32H186ZM191 33H193V32H191ZM204 33H205V31H204ZM206 33H207V32H206ZM216 33H217V32H216ZM233 33H234V32H233ZM5 34H6V33H5ZM17 34H18V33H17ZM45 34L48 35V33H45ZM72 34H73V33H72ZM117 34H118V33H117ZM143 34H144V33H143ZM178 34H179V33H178ZM178 34H177V35H178ZM180 34H181V33H180ZM211 34H212V33H211ZM220 34H221V32H220ZM224 34H225V33H224ZM229 34H230V33H229ZM231 34H232V32H231ZM258 34H259V33H258ZM260 34H261V33H260ZM3 35H4V34H3ZM11 35H12V34H11ZM11 35H10V37H11ZM22 35H23V34H22ZM30 35H31V34H30ZM43 35H44V34H43ZM56 35H57V34H56ZM58 35H59V34H58ZM60 35H61V34H60ZM65 35H66V33H65ZM135 35H136V34H135ZM149 35H150V34H149ZM158 35H159V34H158ZM162 35H163V34H162ZM168 35L170 36L169 33H168ZM181 35H182V34H181ZM201 35H203V34H201ZM215 35H216V34H215ZM217 35H218V34H217ZM28 36H29V35H28ZM33 36H34V34H33ZM44 36H45V35H44ZM66 36H67V35H66ZM111 36H110V37H111ZM132 36H134V35H132ZM140 36H141V35H140ZM144 36H145V35H144ZM160 36H161V35H160ZM164 36H167V35L164 34L162 37H164ZM187 36H188V35H187ZM189 36H190V35H189ZM199 36H200V35H199ZM203 36H204V35H203ZM207 36H210V35H207ZM218 36H219V35H218ZM223 36H225V35H223ZM223 36H220V37H222V39H223ZM7 37H8V36H7ZM7 37H6V38H7ZM13 37H14V35L12 36L11 39L9 38V39L11 40V42H12V39L14 40V38H15V37H14V38H13ZM22 37H24V36H22ZM22 37H21V38H22ZM39 37H41V35H40ZM46 37H47V36H46ZM53 37H54V36H53ZM63 37H64V36H63ZM68 37H69V36H68ZM122 37H123V36H122ZM134 37H135V36H134ZM141 37H142V36H141ZM173 37H174V36H173ZM176 37H177V36H176ZM183 37H184V36H183ZM185 37H186V35H185ZM197 37H198V34H197ZM197 37H196V39H197ZM200 37L202 38V36H200ZM200 37H199V38H200ZM213 37H214V36H213ZM216 37H217V36H216ZM216 37H214V38H216ZM225 37H226V36H225ZM225 37H224V38H225ZM227 37H228V36H227ZM230 37H232V36H230ZM233 37H234V36H233ZM244 37H245V36H244ZM246 37H250V36H246ZM16 38H17V36H16ZM27 38H28V37H27ZM30 38H31V37H30ZM49 38H51V37L49 36ZM64 38H65V37H64ZM117 38H119V37H116V36H115L110 42L115 41ZM131 38H132V37H131ZM135 38H136V37H135ZM187 38H188V37H187ZM187 38H186V39H187ZM206 38H207V37H206ZM211 38H212V37H211ZM32 39H33V38H32ZM34 39H35V38H34ZM41 39H42V38H41ZM60 39H61V37L59 38V40H60ZM72 39H73V38H72ZM124 39H126V37H125ZM124 39H123V40H124ZM127 39H128V37H127ZM145 39H146V38H145ZM160 39H161V38H160ZM179 39H181V38H179ZM184 39H185V38H184ZM218 39H219V38H217V39H215V40H218ZM220 39H221V38H220ZM222 39H221V41H222ZM225 39H227V38H225ZM228 39H229V37H228ZM228 39H227V40H228ZM246 39H247V38H246ZM5 40H6V39H5ZM23 40H24V39H23ZM28 40H29V39H28ZM28 40H26V41H28ZM50 40H51V39H50ZM50 40H49V41H50ZM182 40H183V39H182ZM182 40H181V41H182ZM191 40H192V39H191ZM200 40H201V39H200ZM206 40H207V39H206ZM209 40H210V39H209ZM229 40H232V39H229ZM250 40H251V39H250ZM1 41H2V40H1ZM3 41H4V40H3ZM21 41H22V40H21ZM26 41H25V42H26ZM42 41H44V40L42 39ZM116 41H117V40H116ZM120 41H121V40H120ZM124 41H125V40H124ZM136 41H137V40H136ZM140 41H141V40H140ZM143 41H144V38H143ZM150 41H151V40H150ZM173 41H174V40H173ZM185 41H186V40H185ZM211 41H212V39H211ZM235 41H237V40H235ZM263 41H264V38H263ZM17 42H18V41H17ZM17 42H16V43H17ZM34 42H35V41H34ZM40 42H41V41H40ZM40 42H39V43H40ZM61 42H62V41H61ZM125 42L127 43V41H125ZM129 42H130V40H129ZM141 42H142V41H141ZM141 42H140V43H141ZM160 42H162V41H160ZM170 42H171V41H170ZM170 42H169V43H170ZM179 42H180V41H178V44H179ZM187 42H188V41H187ZM191 42H192V41H191ZM197 42H198V40H197ZM202 42H206V41L203 40ZM224 42H225V41H224ZM224 42H223V43H224ZM258 42H259V41H258ZM258 42H257V43H258ZM16 43H15V44H16ZM18 43H19V42H18ZM43 43H44V42H43ZM47 43H48V42H47ZM53 43H54V42H53ZM57 43H58V42H57ZM116 43H119V42H116ZM136 43H138V42H136ZM165 43H166V39H165ZM207 43H209V42L207 41ZM227 43H228V42H227ZM231 43H232V42H231ZM236 43H237V42H236ZM245 43H246V41H245ZM253 43H254V42H253ZM5 44H6V43H5ZM24 44H25V43H24ZM34 44H35V43H34ZM40 44H41V43H40ZM60 44H61V43H60ZM62 44H64V42H63ZM122 44H123V43H122ZM127 44H128V43H127ZM129 44H130V43H129ZM149 44H150V43H149ZM173 44H174V43H173ZM180 44H181V43H180ZM182 44H183V43H182ZM190 44L193 45L194 43H190ZM190 44H189V46H190ZM229 44H230V43H229ZM250 44H251V42H250ZM38 45H39V44H38ZM48 45H49V44H48ZM54 45H55V44H54ZM81 45H82V44H81ZM84 45H85V44H84ZM118 45H119V44H118ZM131 45H132V44H131ZM131 45H130V46H131ZM157 45H158V44H157ZM163 45H165V44H163ZM176 45H177V44H176ZM197 45H198V44H197ZM201 45H202V43H201ZM204 45H207V44H203V46H204ZM210 45H211V44H210ZM213 45H214V44H213ZM213 45H212V46H213ZM221 45H222V44H221ZM243 45H244V44H243ZM247 45H248V44H247ZM252 45H253V44H252ZM258 45H259V44H258ZM4 46H5V45H4ZM7 46H8V45H7ZM14 46H15V45H14ZM19 46H20V45H19ZM41 46H42V44H41ZM41 46H40V47H41ZM55 46H56V45H55ZM102 46H103V45H102ZM113 46L116 47V44L114 43ZM139 46H140V45H139ZM139 46H138V48H139ZM148 46H149V45H148ZM160 46H161V45L159 44V49H160ZM173 46H174V45H173ZM199 46H200V45H199ZM208 46H209V45H208ZM219 46H220V44H219ZM224 46H225V45H224ZM227 46H228V45H227ZM227 46H226V48H227ZM237 46H238V45H237ZM240 46H241V44H240ZM1 47H2V46H1ZM29 47H30V46H29ZM42 47H43V46H42ZM58 47H59V45H58ZM58 47H56V48H58ZM62 47H63V46H62ZM107 47H108V46H107ZM128 47H129V46H128ZM144 47H145V46H144ZM144 47H143V48H144ZM161 47H162V46H161ZM163 47H165V46H163ZM177 47H178V46H177ZM180 47H182V46L180 45ZM184 47H185V46H184ZM194 47H195V46H194ZM205 47H206V46H205ZM209 47H210V46H209ZM213 47H214V49H215V46H213ZM221 47H222V46H221ZM229 47H230V46H229ZM229 47H228V48H229ZM232 47H233V46H232ZM243 47H244V46H243ZM252 47H253V46H252ZM252 47H251V48H252ZM5 48H7L8 51H9V48H13V47H10V46L6 47V46H5ZM15 48H17V46H16ZM48 48H49V47H48ZM51 48H53V47H51ZM83 48H84V47H83ZM143 48H142V49H143ZM148 48H150V47H148ZM173 48H174V47H173ZM211 48H212V47H211ZM228 48H227V51H228ZM233 48H234V47H233ZM238 48H240V47H238ZM238 48H237V49H238ZM251 48H250V49H251ZM261 48H262V46H261ZM263 48H264V47H263ZM31 49H32V48H31ZM33 49H34V48H33ZM44 49H46V48L44 47ZM61 49H62V48H61ZM61 49H60V50H61ZM110 49H111V48H110ZM118 49H119V47H118ZM139 49H140V48H139ZM165 49H166V48H165ZM165 49H164V50H165ZM191 49H192V48H191ZM198 49L201 50V48H198ZM198 49H197V50H198ZM206 49H207V48H206ZM222 49H223V48H222ZM230 49H231V48H230ZM235 49H236V48H235ZM235 49H234V50H235ZM242 49H243V48H242ZM247 49H248V47H247ZM252 49H253V48H252ZM16 50H17V49H16ZM39 50H40V49H39ZM52 50H53V49H52ZM56 50H57V49H56ZM68 50H69V47H68ZM84 50H85V49H84ZM107 50H108V49H107ZM116 50H117V48H116ZM123 50H124V49H123ZM125 50H126V49H125ZM135 50H137V49L135 48ZM157 50H158V49H157ZM197 50H196V51H197ZM200 50H199V51H200ZM218 50H219V49H218ZM218 50H217V51H218ZM225 50H226V49H225ZM234 50H233V51H234ZM248 50H249V49H248ZM13 51H14V49H13ZM23 51H24V50H23ZM45 51H46V50H45ZM53 51H54V50H53ZM66 51H67V50H66ZM109 51H110V50H109ZM131 51H132V50H131ZM142 51H143V50H142ZM150 51H151V50H150ZM155 51H156V50H155ZM158 51H159V50H158ZM158 51H156V52H158ZM160 51H161V49H160ZM169 51H170V50H169ZM179 51H180V50H179ZM183 51H184V50H183ZM196 51H195V52H196ZM238 51H239V50H238ZM39 52H40V51H39ZM54 52H56V51H54ZM62 52H63V51H62ZM115 52H116V51H114V53H115ZM118 52H119V51H118ZM125 52H126V51H125ZM125 52H124V53H125ZM135 52H136V51H135ZM138 52H139V50H138ZM140 52H141V51H140ZM186 52H187V51H186ZM201 52H202V51H201ZM214 52H215V51H214ZM231 52H232V51H231ZM235 52H237V51H235ZM235 52H234V53H235ZM245 52H246V51H245ZM0 53H1V52H0ZM18 53H19V52H18ZM21 53H22V52H21ZM27 53H28V52H27ZM43 53H44V52H43ZM108 53H109V52H108ZM128 53H129V52H128ZM131 53H132V52H131ZM136 53H137V52H136ZM147 53H148V52H147ZM153 53H154V50H153ZM164 53H166V51H164ZM175 53H176V52H175ZM181 53H182V51H181ZM181 53H180V55H181ZM219 53H220V52H219ZM219 53H216V54L218 55ZM221 53H224V51L221 52ZM232 53H233V52H232ZM242 53H243V52H242ZM248 53H249V52H248ZM252 53H253V52H252ZM255 53H257V52H255ZM261 53H263V52H261ZM5 54H6V53H5ZM7 54H8V53H7ZM31 54H32V53H31ZM31 54H30V55H31ZM111 54H112V53H111ZM121 54H122V53H121ZM155 54H156V53H155ZM155 54H154V55H155ZM160 54H161V52H160ZM172 54H173V53H172ZM226 54H227V53H226ZM236 54H238V53H236ZM239 54H240V53H239ZM243 54H244V53H243ZM253 54H254V53H253ZM0 55H1V54H0ZM10 55H11V54H10ZM85 55H86V54H85ZM92 55H93V54H92ZM114 55H115V54H114ZM131 55H132V54H131ZM167 55H168V53H167ZM177 55H179V54H177ZM193 55H194V54H193ZM196 55H197V54H196ZM203 55H205V53H204ZM207 55H208V54H207ZM212 55H213V54H212ZM227 55H229V54H227ZM232 55H233V54H232ZM247 55H248V54H247ZM261 55L263 56L264 54H261ZM90 56H91V55H90ZM121 56H122V55H121ZM132 56H133V55H132ZM132 56H131V57H132ZM138 56H140V55H138ZM141 56H142V55H141ZM151 56H152V55H151ZM162 56H163V55H162ZM164 56H166V55H164ZM190 56H191V55H190ZM194 56H195V55H194ZM250 56H251V55H250ZM250 56H249V57H250ZM253 56H254V55H253ZM1 57H2V55H1ZM69 57H70V56H69ZM80 57H81V56H80ZM83 57H84V55H83ZM88 57H89V56H88ZM100 57H101V56H100ZM100 57H99V58H100ZM111 57H112V55H111ZM123 57H124V55H123ZM125 57H126V56H125ZM127 57H128V55H127ZM131 57H130V58H131ZM133 57H134V56H133ZM152 57H154V56H152ZM152 57H151V58H152ZM157 57H158V56H157ZM178 57H179V56H178ZM210 57H211V56H210ZM214 57H215V54H214ZM218 57H219V56H218ZM221 57H222V56H221ZM233 57H234V55H233ZM237 57H238V56H237ZM237 57H236V58H237ZM255 57H256V56H255ZM16 58H17V57H16ZM23 58H24V57H23ZM25 58H26V57H25ZM34 58H35V57H34ZM44 58H45V57H44ZM47 58H48V57H47ZM65 58H67L66 55H64V59H65ZM96 58H97V57H96ZM105 58H106V56H105ZM105 58H104V60H105ZM113 58H114V57H113ZM144 58H145V57H144ZM147 58H148V57H146V60H145V61H147ZM151 58H150V59H151ZM158 58H159V57H158ZM185 58H186V57H185ZM197 58H198V57H197ZM202 58H203V57H202ZM219 58H220V57H219ZM224 58H225V57H224ZM224 58H223V59H224ZM229 58H231V57H229ZM250 58H251V57H250ZM262 58H263V57H262ZM2 59H4V57L1 58V60H2ZM8 59H9V58H8ZM8 59L6 58V60H8ZM83 59H84V58H83ZM87 59H88V58H87ZM141 59H143V58H141ZM199 59H200V58H199ZM207 59H209V58H207ZM215 59H216V58H215ZM215 59H213V60H215ZM217 59H218V58H217ZM217 59H216V60H217ZM220 59H221V58H220ZM225 59H226V58H225ZM233 59H234V58H233ZM242 59H243V58H242ZM259 59H260V58H259ZM1 60H0V61H1ZM6 60H5V61H6ZM40 60H41V59H40ZM43 60H44V59H43ZM43 60H41V61H43ZM47 60H48V59H47ZM67 60H69V59H67ZM77 60H78V59H77ZM77 60H76V61H77ZM81 60H82V59H81ZM92 60H93V59H92ZM99 60H100V59H99ZM109 60H110V59H109ZM129 60H132V59H129ZM139 60H140V59H139ZM209 60H210V59H209ZM209 60H208V61H209ZM230 60H231V59H230ZM236 60H237V59H236ZM247 60H248V59H247ZM257 60H258V59H257ZM10 61H11V60H10ZM13 61H14V60H13ZM16 61H17V60H16ZM27 61H28V60H27ZM33 61H34V60H33ZM36 61H38V60H36ZM71 61H72V60H71ZM83 61H84V60H83ZM117 61H118V60H117ZM120 61H121V60H120ZM151 61H152V60H151ZM154 61H155V60H154ZM159 61H160V60H159ZM170 61H171V60H170ZM181 61H182V60H181ZM191 61H192V60H191ZM202 61H203V60H202ZM202 61H201V62H202ZM208 61H207V62H208ZM219 61H220V60H219ZM238 61H239V60H238ZM243 61H244V60H243ZM243 61H242V62H243ZM248 61H249V60H248ZM248 61H247V62H248ZM253 61H254V60H253ZM253 61H252V63H254ZM7 62H8V61H7ZM11 62H12V61H11ZM38 62H39V61H38ZM51 62H52V61H51ZM66 62H67V61H66ZM66 62H65V63H66ZM73 62H75V61H73ZM88 62H89V61H88ZM99 62H100V61H99ZM122 62H123V61H122ZM128 62H129V61H128ZM135 62H136V61H134V63H135ZM140 62H142V61H140ZM149 62H150V60H149ZM199 62H200V61H199ZM215 62H216V61H215ZM222 62H223V61H222ZM230 62H231V61H230ZM236 62H237V61H236ZM24 63H25V62H24ZM24 63H23V64H24ZM65 63H64V64H65ZM67 63H68V62H67ZM76 63H78V62H76ZM116 63H117V62H116ZM119 63L122 65L121 62H119ZM143 63H145V62H143ZM143 63H142V64H143ZM150 63H151V62H150ZM175 63H176V62H175ZM182 63H183V62H182ZM210 63H211V62H210ZM217 63H218V62H217ZM238 63H239V62H238ZM240 63H241V62H240ZM250 63H251V62H250ZM252 63H251V65H252ZM255 63H256V62H255ZM263 63H264V62H263ZM6 64H7V63H6ZM31 64H32V63H31ZM89 64H90V62H89ZM97 64H98V63H97ZM100 64H101V63H100ZM145 64H146V63H145ZM153 64H154V63H153ZM160 64H161V63H160ZM177 64H178V63H177ZM202 64H203V63H202ZM206 64H207V63H206ZM212 64H213V63H212ZM215 64H216V63H215ZM218 64H219V63H218ZM224 64H225V62H224ZM248 64H249V63H248ZM258 64H259V63H258ZM8 65H9V64H8ZM32 65H33V64H32ZM38 65H39V64H38ZM67 65H68V64H67ZM77 65H78V64H77ZM81 65H82V64H81ZM85 65H86V64H85ZM92 65H94V63H92ZM108 65H110V64L108 63ZM156 65H157V63H156ZM208 65H209V64H208ZM222 65H223V64H222ZM226 65H228V64L226 63ZM235 65H237V64H235ZM235 65H234V67H229V69H230V68H235ZM246 65H247V64H246ZM246 65H245V66H246ZM253 65H254V64H253ZM263 65H264V64H262V66H263ZM16 66H17V65H16ZM16 66H15V67H16ZM25 66H26V65H25ZM27 66H28V65H27ZM60 66H62V65H60ZM70 66H71V65H70ZM70 66H69V67H70ZM102 66H103V65H102ZM160 66H161V65H160ZM188 66H189V64H188ZM204 66H205V65H204ZM210 66H211V65H209V67H210ZM245 66H244V67H245ZM247 66H248V65H247ZM258 66H259V65H258ZM3 67H5V66H3ZM6 67H7V66H6ZM21 67H22V65H21ZM21 67H20V68H21ZM23 67H24V66H23ZM28 67H29V66H28ZM28 67H27V68H28ZM37 67H38V66H37ZM39 67H40V66H39ZM53 67H54V66H53ZM79 67H80V66H79ZM107 67H108V66H107ZM129 67H130V66H129ZM143 67H144V66H143ZM161 67H162V66H161ZM173 67H174V66H173ZM202 67H203V66H202ZM205 67H206V66H205ZM225 67H226V66H225ZM244 67H243V68H244ZM254 67H255V66H254ZM0 68H1V67H0ZM8 68H9V67H8ZM11 68H12V67H11ZM51 68H52V66H51ZM56 68H57V66H56ZM56 68H54V69H56ZM60 68H61V67H60ZM92 68H93V67H92ZM95 68H96V67H95ZM119 68H120V67H119ZM122 68H123V67H122ZM126 68H127V67H126ZM136 68H137V67H136ZM146 68H147V67H145V69H146ZM170 68H171V66H170ZM178 68H179V67H178ZM191 68L193 69V67L190 66V69H191ZM196 68H198V67L196 66ZM213 68H214V67H213ZM213 68H212V69H213ZM220 68H222V66H221ZM249 68H251V67L249 66ZM260 68H261V67H260ZM262 68H263V67H262ZM2 69H3V68H2ZM2 69H1V70H2ZM30 69H32V68H30ZM37 69H38V68H37ZM37 69H36V70H37ZM40 69H41V68H40ZM42 69H44V68H42ZM79 69H80V68H79ZM82 69H83V68H82ZM97 69H98V68H97ZM99 69H100V68H99ZM139 69H140V68H139ZM181 69H182V67H181ZM186 69H187V67H186ZM208 69H210V68H208ZM226 69H227V68H226ZM3 70H4V69H3ZM38 70H39V69H38ZM56 70H59V68L56 69ZM63 70H64V69H63ZM73 70H75V69H73ZM80 70H81V69H80ZM89 70H90V69H89ZM93 70H94V69H93ZM93 70H92V71H93ZM95 70H96V69H95ZM107 70H108V69H107ZM117 70H118V69H117ZM123 70H124V69H123ZM140 70H141V69H140ZM149 70H150V67H149ZM149 70H147V72H148ZM161 70H162V69H161ZM169 70H170V69H168V71H169ZM199 70H200V69H199ZM201 70H202V69H201ZM201 70H200V71H201ZM215 70H216V69H215ZM220 70H221V69H220ZM236 70H237V69H236ZM247 70H248V68H247ZM258 70H259V69H258ZM16 71H18V70L16 69ZM41 71H42V70H41ZM49 71H50V70H49ZM52 71H53V70H52ZM59 71H60V70H59ZM59 71H58V72H59ZM61 71H62V70H61ZM75 71H76V70H75ZM75 71H74V72H75ZM85 71H86V69H85ZM87 71H88V70H87ZM99 71H101V70H99ZM111 71H112V70H111ZM111 71H110V72H111ZM126 71H127V70H126ZM135 71H136V70H135ZM196 71L198 72V70H196ZM196 71H195V72H196ZM200 71H199V72H200ZM210 71H211V70H210ZM223 71H224V70H223ZM223 71H222V73H223ZM228 71H230V70H226V72H228ZM244 71H245V70H244ZM261 71H262V70H261ZM261 71H260V73H261ZM25 72H26V71H25ZM36 72H37V71H36ZM82 72H83V71H82ZM162 72H164V71H162ZM171 72H172V69H171ZM190 72H191V71H190ZM239 72H240V71H239ZM247 72H248V71H247ZM252 72H257V71H252ZM0 73H1V71H0ZM4 73H5V72H4ZM6 73H7V71H6ZM10 73H11V72H10ZM21 73H22V70H21ZM21 73H20V74H21ZM30 73H31V72H30ZM43 73H44V72H43ZM54 73H55V72H54ZM72 73H73V72H72ZM75 73H78V72H75ZM86 73H87V72H86ZM100 73H101V72H100ZM117 73H118V72H117ZM142 73H143V72H142ZM176 73H177V72H176ZM183 73H184V72H183ZM186 73H187V71H186ZM188 73H189V72H188ZM202 73H203V72H202ZM206 73H207V72H206ZM218 73H219V72L217 71V74H218ZM230 73H231V72H230ZM232 73H233V72H232ZM258 73H259V72H258ZM20 74L17 73V75H20ZM28 74H29V73H28ZM31 74H32V73H31ZM38 74H40V73L38 72ZM60 74H61V73H60ZM66 74H68V73H66ZM80 74H81V71H80ZM108 74H109V72H108ZM110 74H111V73H110ZM110 74H109V75H110ZM115 74H116V73H115ZM121 74H122V73H121ZM143 74H144V73H143ZM152 74H153V73H152ZM181 74H182V73H181ZM184 74H185V73H184ZM184 74H182V75H184ZM200 74H201V72H200ZM203 74H204V73H203ZM212 74H213V72H212ZM212 74H211V75H212ZM237 74H239V73H237ZM237 74H236V75H237ZM242 74H243V73H242ZM248 74H249V73H247V75H248ZM253 74H254V73H253ZM52 75H53V74H52ZM84 75H85V74H84ZM84 75H83V76H84ZM87 75H89V74H87ZM99 75H100V74H99ZM101 75H102V74H101ZM111 75H113V74H111ZM118 75H119V74H118ZM182 75H181V76H182ZM185 75H186V74H185ZM195 75H196V74H195ZM213 75H216V74H213ZM213 75H212V77H213ZM223 75H227V74H223ZM231 75H232V74H231ZM261 75H262V74H261ZM23 76H24V75H23ZM58 76H59V75H58ZM62 76H64V74H63ZM90 76H91V75H90ZM138 76H139V75H138ZM177 76H179V75H177ZM192 76H193V75H192ZM198 76H199V75H198ZM200 76H202V75H200ZM203 76H204V75H203ZM227 76H228V75H227ZM233 76H234V75H233ZM237 76H238V75H237ZM244 76H245V75H244ZM253 76H254V75H253ZM256 76H257V75H256ZM1 77H2V76H1ZM21 77H22V76H21ZM21 77H20V78H21ZM35 77H36V76H35ZM41 77H42V76H41ZM41 77H40V78H41ZM53 77H54V76H53ZM64 77H65V76H64ZM68 77H69V74H68ZM91 77H92V76H91ZM91 77H90V78H91ZM97 77H98V76H97ZM108 77H109V76H108ZM112 77H114V76H112ZM122 77H123V76H122ZM145 77H146V76H145ZM157 77H158V76H157ZM164 77H165V76H164ZM218 77H220V76H217L216 78H218ZM221 77H222V76H221ZM223 77H224V76H223ZM234 77H235V76H234ZM258 77H259V76H258ZM258 77H257V79H258ZM26 78H27V76H26ZM28 78H29V77H28ZM33 78H34V77H33ZM33 78H32V79H33ZM36 78H37V77H36ZM65 78H66V77H65ZM87 78H88V77H87ZM90 78H89V79H90ZM103 78H104V76H103ZM110 78H111V77H110ZM134 78L136 79V77H134ZM143 78H144V77H143ZM149 78H150V77H149ZM155 78H156V77H155ZM172 78H173V77L171 76V79H172ZM177 78H178V77H177ZM177 78H176V79H177ZM190 78H191V75H190ZM190 78H189V79H190ZM193 78H194V77H193ZM204 78H206V76H205ZM210 78H211V77H210ZM213 78H214V77H213ZM236 78H237V77H236ZM254 78H255V77H254ZM43 79H44V78H43ZM51 79H53V78H51ZM84 79H85V78H84ZM104 79H105V78H104ZM115 79H116V78H115ZM125 79H126V78H125ZM137 79H138V77H137ZM141 79H142V78H141ZM151 79H152V81H153V78H151ZM164 79H165V78H164ZM166 79H167V78H166ZM168 79H169V78H168ZM173 79H174V78H173ZM179 79H180V78H179ZM183 79H184V78H183ZM198 79H199V78H198ZM202 79H203V78H202ZM202 79H201V80H202ZM231 79H232V78H231ZM237 79H238V78H237ZM241 79H242V77H241ZM241 79H240V80H241ZM247 79H248V78H247ZM251 79H252V78H251ZM260 79H261V78H260ZM0 80H1V79H0ZM4 80H5V79H4ZM4 80H3V81H4ZM16 80H17V79H16ZM18 80H20V79H18ZM18 80H17V81H18ZM23 80H24V79H23ZM30 80H31V79H30ZM47 80H48V79H47ZM54 80H55V79H54ZM54 80H53V81H54ZM57 80H58V79H57ZM61 80H62V79H61ZM92 80H93V78H92ZM97 80H99V79H97ZM101 80H102V78H101ZM121 80H122V79H121ZM142 80H143V79H142ZM192 80H193V79H192ZM192 80H191V81H192ZM206 80H207V79H206ZM213 80H214V79H213ZM216 80H217V79H216ZM226 80H227V79L225 78V81H226ZM229 80H230V79H229ZM234 80H235V79H234ZM248 80H249V79H248ZM253 80H254V79H253ZM9 81H10V80H9ZM13 81H14V80H13ZM53 81H52V83H53ZM72 81H73V80H72ZM88 81H89V80H88ZM88 81H87V82H88ZM129 81H130V79H129ZM149 81H150V80H149ZM196 81H199V80L196 79ZM207 81H208V80H207ZM211 81H212V80H211ZM217 81H218V80H217ZM250 81H251V80H250ZM256 81H257V80H255V82H256ZM18 82H19V81H18ZM35 82H36V81H35ZM35 82H34V83H35ZM41 82H42V81H41ZM54 82H56V80H55ZM57 82H58V81H57ZM91 82H92V81H91ZM98 82H99V81H98ZM122 82H123V80H122ZM122 82H120V83H122ZM124 82H125V80H124ZM139 82H140V81H139ZM146 82H147V81H146ZM182 82H183V81H182ZM209 82H210V81H209ZM215 82H216V81H215ZM229 82H230V81H229ZM241 82H242V81H241ZM258 82H259V81H258ZM0 83H1V82H0ZM3 83H4V82H3ZM14 83H15V82H14ZM20 83H21V81H20ZM28 83H30V81H29ZM32 83H33V81H32ZM36 83H37V82H36ZM36 83H35V84H36ZM43 83H44V82H43ZM49 83H51V82H49ZM67 83H68V82H67ZM84 83H86V82H84ZM94 83H95V82H94ZM106 83H107V82L104 81V84H106ZM113 83H114V82H113ZM174 83H175V82H174ZM189 83H192V82L189 81ZM189 83H187V85H188ZM201 83H202V82H201ZM201 83H200V84H201ZM204 83H205V82H204ZM210 83H211V82H210ZM210 83H209V84H210ZM213 83H214V82H213ZM218 83H220V82H218ZM244 83H245V81H244ZM260 83H262V82H260ZM7 84H9V83H7ZM22 84H23V83H22ZM37 84H38V83H37ZM47 84H48V83H47ZM61 84L63 85V83H61ZM90 84H91V83H90ZM115 84H116V83H115ZM125 84H126V83H125ZM132 84H133V83H132ZM137 84H138V83H137ZM154 84H155V83H154ZM162 84H163V83H162ZM162 84H161V85H162ZM167 84H168V82H167ZM172 84H173V82H172ZM183 84H184V83H183ZM196 84H198V83H196ZM214 84H215V83H214ZM223 84H224V83H223ZM235 84H236V83H235ZM238 84H239V83H238ZM246 84H247V83H246ZM249 84H250V83H249ZM29 85H30V84H29ZM32 85H33V84H32ZM39 85H40V84H39ZM39 85H38V86H39ZM49 85H50V84H49ZM56 85H57V84H56ZM66 85H68V84H66ZM86 85H88V84H86ZM91 85H92V84H91ZM99 85L101 86V83H99ZM107 85H108V84H107ZM109 85H111V84H109ZM142 85H143V84H141V86H142ZM146 85H147V84H146ZM157 85H158V84H157ZM163 85H164V84H163ZM179 85H180V87H181V84H179ZM194 85H195V84H194ZM219 85H220V84H219ZM224 85H225V84H224ZM230 85H231V84H230ZM242 85H243V84H242ZM255 85H256V83H255ZM257 85H258V84H257ZM261 85H262V84H261ZM263 85H264V84H263ZM4 86H5V85H4ZM12 86H13V85H12ZM15 86H17V84H16ZM53 86H54V85H53ZM60 86H61V85H60ZM80 86H81V85H80ZM102 86H103V85H102ZM120 86H121V85H120ZM143 86H144V85H143ZM153 86H154V85H153ZM165 86H169V85H165ZM172 86H174V85H172ZM175 86L177 87V84H176ZM192 86H193V85H192ZM198 86H199V84H198ZM203 86H204V85H203ZM210 86H211V85H210ZM213 86H214V85H213ZM233 86H234V85H233ZM258 86H259V85H258ZM258 86H257V87H258ZM5 87H6V86H5ZM32 87H33V86H32ZM35 87H37V86H35ZM44 87L46 88V86H44ZM85 87H86V86H85ZM85 87H84V88H85ZM92 87L94 88L93 85H92ZM136 87H137V86H136ZM149 87H150V86H149ZM178 87H179V86H178ZM183 87H184V86H183ZM194 87H195V86H194ZM199 87H200V86H199ZM199 87H198V88H199ZM206 87H207V86H206ZM215 87H217V86H215ZM227 87H228V86H227ZM246 87H247V86H246ZM254 87H256V86H254ZM261 87H262V86H261ZM13 88H14V86H13ZM16 88H17V87H16ZM47 88L49 89V86H48ZM61 88H62V87H61ZM81 88H82V86H81ZM138 88H139V86H138ZM145 88H146V87H145ZM174 88H175V87H174ZM187 88H188V87H187ZM190 88H191V87H190ZM190 88H189V89H190ZM204 88H205V87H204ZM212 88H213V87H212ZM222 88H223V86H222ZM244 88H245V87H244ZM250 88H251V87H250ZM18 89H20V88H18ZM26 89H27V88H25V90H26ZM50 89H51V88H50ZM50 89H49V91H50ZM79 89H80V88H79ZM82 89H83V88H82ZM105 89H106V88H105ZM128 89H129V87H128ZM131 89H132V88H131ZM165 89H166V88H165ZM179 89H181V88H179ZM182 89H183V88H182ZM193 89H194V88H193ZM195 89H196V88H195ZM216 89H217V88H216ZM216 89H215V90H216ZM229 89H231V88L229 87ZM253 89H254V88H253ZM263 89H264V88H262V90H263ZM1 90H2V89H1ZM9 90H10V89H9ZM22 90H23V88H22ZM28 90H29V89H28ZM37 90H38V89H37ZM37 90H36V91H37ZM45 90H46V89H45ZM53 90H54V89H53ZM55 90H56V89H55ZM57 90H58V89H57ZM62 90H64V87L62 88ZM120 90H123V89H120ZM168 90H169V89H168ZM219 90H220V89H218V92H219ZM224 90H225V89H224ZM259 90H260V89H259ZM6 91H7V90H6ZM14 91H15V90H14ZM40 91H41V90H40ZM42 91H43V90H42ZM49 91H47V92H49ZM60 91H61V90H60ZM60 91H59V92H60ZM65 91H66V90H65ZM83 91H84V90H83ZM105 91H107V90H105ZM109 91H110V90H109ZM126 91H127V90H126ZM129 91H130V90H129ZM154 91H155V90H154ZM172 91H173V90H171V92H172ZM179 91H180V90H179ZM209 91H211V90H209ZM212 91H213V89H212ZM225 91H226V90H225ZM225 91H224V92H225ZM227 91H228V90H227ZM3 92H4V90H3ZM7 92H8V91H7ZM9 92H10V91H9ZM22 92H23V91H22ZM30 92H31V91H30ZM32 92H33V91H32ZM63 92H64V91H63ZM63 92H62V93H63ZM78 92H80V91L78 90ZM86 92H87V94H88V91H87V90H86ZM107 92H108V91H107ZM123 92H124V90H123ZM138 92H139V91H138ZM138 92H137V93H138ZM142 92H144V91H142ZM152 92H153V91H152ZM157 92H158V91H157ZM230 92H231V91H230ZM234 92H235V90L232 92L233 95L235 94ZM236 92H237V91H236ZM243 92H244V91H243ZM257 92H258V91H257ZM11 93H12V92H11ZM11 93H10V94H11ZM18 93H19V92H18ZM36 93H38V92H36ZM45 93H46V92H45ZM49 93H50V92H49ZM53 93H54V91H53ZM56 93H57V91H56ZM66 93H67V92H66ZM70 93H71V92H70ZM89 93H90V92H89ZM94 93H95V91H94ZM97 93H98V92H97ZM100 93H101V92H100ZM134 93H135V92H134ZM140 93H141V92H140ZM147 93H148V92H147ZM162 93H163V91H162ZM172 93H174V92H172ZM177 93H179V92H177ZM182 93H184V92H182ZM188 93H189V92H188ZM188 93H187V95H188ZM195 93H196V92H195ZM232 93H230V94H232ZM238 93H239V92H238ZM259 93H261V92H259ZM262 93H264V92H262ZM5 94H6V93H5ZM16 94H17V93H16ZM25 94H27V93H25ZM30 94H31V93H30ZM58 94H59V93H58ZM67 94H68V93H67ZM91 94H92V93H91ZM95 94H96V93H95ZM106 94H107V93H106ZM108 94H109V96H111L110 93H108ZM111 94H112V93H111ZM123 94H124V93H123ZM148 94H150V93H148ZM158 94H160V93H158ZM158 94H157V95H158ZM175 94H176V92H175ZM180 94H181V93H180ZM189 94H190V93H189ZM206 94H207V93H206ZM213 94H214V93H213ZM225 94H226V93H225ZM246 94H247V93H246ZM250 94H251V93H250ZM41 95H43V94H41ZM63 95H64V94H63ZM74 95H75V94H74ZM82 95H83V94H82ZM102 95H103V94H102ZM113 95H114V94H113ZM124 95H125V94H124ZM152 95H153V94H151V97H152ZM155 95H156V94H155ZM162 95H163V94H162ZM182 95H183V94H182ZM198 95H199V94H198ZM200 95H202V94L200 93ZM204 95H205V94H204ZM216 95H217V94H216ZM222 95H223V94H222ZM240 95H241V94H240ZM255 95H256V94H255ZM257 95H258V94H257ZM260 95H261V94H260ZM2 96H3V95H2ZM7 96H8V95H7ZM37 96H39V95H37ZM51 96H53V94H51ZM57 96H59V95H57ZM71 96H72V95H71ZM137 96H138V95H137ZM140 96H143V95H140ZM158 96H159V95H158ZM172 96H173V95H172ZM192 96H193V94H192ZM192 96H190V97H192ZM206 96H207V95H206ZM208 96H209V95H208ZM208 96H207V97H208ZM211 96H214V95H211ZM211 96H210V97H211ZM218 96H220V93H219ZM224 96H225V95H224ZM237 96H238V95H237ZM237 96H236V97H237ZM244 96H245V94H244ZM248 96H249V95H248ZM251 96L253 97V95H251ZM17 97H18V96H17ZM17 97H16V98H17ZM29 97H30V96H29ZM45 97H46V95H45ZM53 97H54V96H53ZM60 97H61V96H60ZM69 97H70V96H69ZM69 97H68V98H69ZM93 97H94V96H93ZM98 97H99V95H98ZM100 97H101V96H100ZM112 97H113V96H112ZM130 97H131V96H130ZM173 97H174V96H173ZM178 97H179V96H178ZM220 97H221V96H220ZM220 97H217V99L220 98ZM239 97H240V96H239ZM256 97H257V96H256ZM259 97H260V96H259ZM22 98H23V97H22ZM43 98H44V97H43ZM55 98H56V97H55ZM73 98H74V97H73ZM76 98H77V101H78V97H77V96H76ZM76 98H75V99H76ZM86 98H87V97H86ZM101 98H102V97H101ZM101 98H100V99H101ZM107 98H108V96H107ZM107 98H106V99H107ZM113 98H114V97H113ZM120 98H121V97H120ZM127 98H128V97H127ZM134 98H135V97H134ZM141 98H142V97H141ZM163 98H164V96H163ZM182 98H183V96H182ZM193 98H194V97H193ZM200 98H201V97H200ZM202 98L204 99V96H202ZM208 98H209V97H208ZM225 98H226V97H225ZM232 98H233V97H232ZM246 98H247V96H246ZM253 98H255V97H253ZM17 99H18V98H17ZM17 99H16V100H17ZM32 99H33V98H32ZM32 99H31V100H32ZM39 99H40V98H39ZM52 99H53V98H52ZM84 99H85V98H84ZM121 99H122V98H121ZM123 99H124V98H123ZM159 99H160V98H159ZM177 99H178V98H177ZM185 99H186V97H185ZM187 99H188V98H187ZM191 99H192V98H191ZM206 99H207V98H206ZM222 99H223V98H222ZM236 99H237V98H236ZM239 99H240V98H239ZM248 99H249V97H248ZM21 100H22V99H21ZM21 100H20V101H21ZM33 100H35V99H33ZM33 100H32V101H33ZM48 100H49V99H48ZM71 100H72V99H71ZM134 100H135V99H134ZM134 100H133V102H134ZM145 100H146V99H145ZM153 100H154V99H153ZM200 100H201V99H200ZM209 100H210V99H209ZM227 100H228V102H229L230 99L227 98ZM244 100H245V99H244ZM258 100H261V99L258 98ZM22 101H23V100H22ZM42 101H43V100H42ZM56 101H57V100H56ZM98 101H99V99H98ZM116 101H117V100H116ZM118 101H119V100H118ZM126 101H127V100H126ZM128 101H129V100H128ZM141 101H142V100H141ZM143 101H144V100H143ZM143 101H142V102H143ZM155 101H156V100H154V102H155ZM179 101H180V98H179ZM193 101H194V100H193ZM223 101H226V100H222V102H223ZM237 101H238V100H237ZM237 101H235V102H237ZM14 102H15V101H14ZM25 102H26V101H25ZM27 102H28V101H27ZM44 102H45V101H44ZM47 102H48V101H47ZM67 102H68V101H67ZM69 102H70V101H69ZM78 102H79V101H78ZM81 102H82V101H81ZM88 102H89V101H88ZM94 102H95V100H94ZM110 102H111V101H110ZM112 102H113V101H112ZM112 102H111V103H112ZM135 102H136V100H135ZM137 102H139V101H137ZM145 102H146V101H145ZM156 102H157V101H156ZM176 102H177V101H176ZM182 102H183V101H182ZM189 102H191V101H189ZM207 102H209V101H207ZM217 102H218V101H217ZM220 102H221V101H220ZM248 102H249V101H248ZM248 102H247V103H248ZM259 102H260V101H259ZM0 103H1V102H0ZM30 103H31V102H30ZM71 103H72V101H71ZM96 103H97V102H96ZM108 103H109V102H108ZM119 103H121V102L119 101ZM119 103H118V104H119ZM129 103H130V102H129ZM139 103H140V102H139ZM148 103H149V102H148ZM174 103H175V102H174ZM198 103H200V102H198ZM198 103H197V104H198ZM205 103H206V102H205ZM205 103L203 102V104H205ZM212 103H213V102H212ZM224 103H225V102H224ZM229 103H230V102H229ZM238 103L241 104L242 102H241V103L238 102ZM252 103H253V102H252ZM257 103H258V102H257ZM7 104H8V103H6V105L4 104L5 107L7 106ZM10 104H11V103H9L8 106H9ZM37 104H38V103L35 102V108L37 107V106H36ZM45 104H46V103H45ZM51 104H52V103H51ZM67 104H68V103H67ZM75 104H76V103H75ZM75 104H74V106H75ZM78 104H79V103H78ZM132 104H133V103H132ZM182 104H183V103H182ZM200 104H201V103H200ZM209 104H210V103H209ZM233 104H234V103H233ZM258 104H259V103H258ZM15 105H16V104H15ZM15 105H14V106H15ZM18 105H19V103H18ZM18 105H17V106H18ZM33 105H34V104H33ZM70 105H71V104H70ZM98 105H99V104H98ZM106 105H107V104H106ZM106 105H104V106H106ZM111 105H112V104H111ZM133 105H134V104H133ZM137 105H140V104H137ZM150 105H151V104H150ZM162 105H163V104H162ZM173 105H174V104H173ZM216 105H217V104H216ZM230 105H231V104H230ZM12 106H13V105H12ZM20 106H21V105H20ZM20 106H19V107H20ZM24 106H25V105H24ZM44 106H45V105H44ZM52 106H53V104H52ZM55 106H56V104H55ZM55 106H54V107H55ZM59 106H60V104H59ZM86 106H87V105H86ZM140 106H141V105H140ZM168 106H169V105H168ZM170 106H172V105H170ZM170 106H169V107H170ZM174 106H175V105H174ZM190 106H191V105H190ZM198 106H199V105H198ZM203 106H205V105H203ZM225 106H226V105H225ZM247 106H248V105H247ZM250 106H251V105H250ZM257 106H258V105H257ZM259 106H260V105H259ZM259 106H258V107H259ZM9 107H11V105H10ZM9 107H7V108H9ZM40 107H41V106H40ZM42 107H43V106H42ZM70 107H71V106H70ZM98 107H99V106H98ZM157 107H158V106H157ZM184 107H185V106H184ZM205 107H206V106H205ZM212 107H213V106H212ZM218 107H219V106H218ZM227 107H228V106H227ZM235 107H236V106H235ZM262 107H263V106H262ZM12 108H13V107H12ZM15 108H16V107H15ZM31 108H32V107H31ZM31 108H30V109H31ZM45 108H46V107H45ZM48 108H51V107L49 106V107H47V109H48ZM68 108H69V107H68ZM85 108H86V107H85ZM95 108H97V107H95ZM100 108H101V107H100ZM146 108H147V107H146ZM146 108H145V109H146ZM148 108H150V107H148ZM148 108H147V109H148ZM152 108H153V107H152ZM161 108H163V107L161 106ZM171 108H172V107H171ZM195 108H196V107H195ZM208 108H209V107H208ZM208 108H207V109H208ZM228 108H229V107H228ZM241 108H242V107H241ZM243 108H244V107H243ZM9 109H10V108H9ZM13 109H14V108H13ZM37 109H38V108H37ZM41 109H42V108H41ZM43 109H44V108H43ZM52 109H53V108H52ZM62 109H63V108H62ZM74 109H75V108H74ZM91 109H92V108H91ZM104 109H105V107H104ZM125 109H126V108H125ZM129 109L131 110V108H129ZM142 109H143V108H142ZM145 109H144V111H146ZM179 109H180V108H179ZM205 109H206V108H205ZM222 109H223V108H222ZM236 109H237V108H236ZM262 109H263V108H262ZM262 109H261V110H262ZM10 110H11V109H10ZM14 110H16V109H14ZM18 110H19V109H18ZM24 110L26 111V108H25ZM34 110H35V109H34V106H33V111H34ZM65 110H66V109H65ZM70 110H71V109H70ZM70 110H68V111H70ZM77 110H78V109H77ZM77 110H75V111H76V115H77ZM80 110H81V109H80ZM82 110H83V109H82ZM101 110H102V109H101ZM105 110H106V109H105ZM153 110H154V109H153ZM190 110H191V108H190ZM202 110H203V109H202ZM231 110H233V108H232ZM238 110H239V109H238ZM244 110H246V109H244ZM244 110H242V111L244 112ZM247 110H248V109H247ZM257 110H258V109H257ZM259 110H260V109H259ZM2 111H3V110H2ZM7 111H9V110L7 109ZM35 111H36V110H35ZM35 111H34V112H35ZM37 111H38V110H37ZM44 111H46V110H44ZM83 111H84V110H83ZM86 111H87V110H86ZM88 111H90V110H88ZM103 111H104V110H103ZM125 111H126V110H125ZM147 111H148V110H147ZM150 111H152V110H150ZM161 111H162V110H161ZM161 111H159V112L161 113ZM174 111H175V110H174ZM180 111H181V110H180ZM188 111H189V110H188ZM193 111H194V109H193ZM198 111H199V110H198ZM198 111H197V112H198ZM204 111H205V110H204ZM206 111L208 112V110H206ZM211 111H212V110H211ZM215 111H217V110H215ZM215 111H214V112H215ZM224 111H225V110H224ZM240 111H241V110H240ZM248 111H250V110H248ZM252 111H253V107H252ZM262 111H264V110H262ZM10 112H11V111H10ZM14 112H15V111H14ZM17 112H18V111H17ZM17 112H16V115H17ZM28 112H29V111H28ZM48 112H49V111H48ZM54 112H57V111H54ZM60 112H61V111H60ZM92 112H93V111H92ZM111 112H112V111H111ZM111 112H110V114H111ZM116 112H117V111H116ZM123 112H124V110H123ZM181 112H182V111H181ZM181 112H180V113H181ZM202 112H203V111H202ZM260 112H261V111H260ZM260 112H259V113H260ZM0 113H1V112H0ZM31 113H32V112H31ZM39 113H40V112H39ZM50 113H51V112H50ZM63 113H65V112H63ZM94 113H95V111H94ZM121 113H122V111H121ZM126 113H127V112H126ZM138 113H139V112H138ZM174 113H175V112H174ZM183 113H184V112H183ZM232 113H233V112H232ZM239 113H240V112H239ZM11 114L13 115L12 112H11ZM11 114H9V115L11 116ZM18 114H19V112H18ZM22 114H24V113L22 112ZM33 114H36V113H32V115H30V116H33ZM51 114H52V113H51ZM53 114H54V113H53ZM55 114H57V113H55ZM60 114H61V113H60ZM73 114H75V113H73ZM136 114H137V112H136ZM140 114H141V113H140ZM149 114H150V113H149ZM155 114H157L156 111H155ZM187 114H189V113H187ZM193 114L196 115L197 113L195 112V113H193ZM206 114H207V113H206ZM213 114H214V113H213ZM213 114H212V115H213ZM223 114H224V113H223ZM223 114H221V115H223ZM236 114H237V113H236ZM241 114H242V113H241ZM14 115H15V114H14ZM20 115H21V114H20ZM27 115H28V114H27ZM36 115L38 116L39 114L37 113ZM44 115H46V114H44ZM49 115H50V114H49ZM88 115H89V114H88ZM97 115H98V113H97ZM102 115H103V113H102ZM118 115H119V114H118ZM130 115H133V114H130ZM153 115H154V114H153ZM180 115H181V114H180ZM183 115H184V114H182V117H183ZM212 115H211V116H212ZM246 115H247V114H246ZM246 115H245V116H246ZM254 115H255V114H254ZM263 115H264V114H263ZM18 116H19V115H18ZM18 116H17V117H18ZM41 116H42V115H41ZM86 116H87V115H86ZM89 116H90V115H89ZM91 116L93 117L92 114H91ZM99 116H100V115H99ZM106 116H107V115H106ZM106 116H105V117H106ZM122 116H123V115H122ZM148 116H149V115H148ZM158 116H159V115H157V117H158ZM161 116H162V115H161ZM174 116H175V115H174ZM214 116H216V114H215ZM214 116H213V118H214ZM223 116H225V115H223ZM223 116H222V117H223ZM236 116H238V115H236ZM242 116H243V115H242ZM255 116H256V115H255ZM13 117H14V116H13ZM19 117H20V122H21V120H22L21 118H23V116H22V117L19 116ZM33 117H34V116H33ZM39 117H40V116H39ZM43 117H44V116H43ZM53 117H54V116H53ZM55 117H57V116H55ZM58 117H59V114H58ZM65 117H66V116H65ZM67 117L69 118V116H67ZM73 117H74V115H73ZM75 117H76V116H75ZM77 117H78V116H77ZM92 117H91V118H92ZM137 117H138V116H137ZM142 117H143V115H142ZM142 117H140V118H142ZM152 117H153V116H152ZM163 117H164V115H163ZM163 117H162V118H163ZM184 117H185V116H184ZM189 117H190V116H189ZM195 117H196V116H195ZM202 117H203V116H202ZM209 117H210V116H209ZM209 117H208V118H209ZM243 117H244V116H243ZM37 118H38V117H37ZM44 118H45V117H44ZM47 118H48V117H47ZM62 118H63V117H62ZM81 118H82V116H81ZM95 118H96V117H94V120H95ZM110 118H111V117H110ZM119 118H120V117H119ZM138 118H139V117H138ZM159 118H160V117H159ZM159 118H158V119H159ZM162 118H160L161 121H162ZM190 118H191V117H190ZM197 118H198V117H197ZM199 118H200V117H199ZM199 118H198V119H199ZM203 118H204V117H203ZM213 118H212V119H213ZM219 118H220V116H219ZM236 118H237V117H236ZM246 118H247V117H246ZM246 118H245V119H246ZM250 118H251V117H250ZM262 118H264V117H262ZM23 119L26 120V119H25V115H24V118H23ZM29 119H30V118H29ZM33 119H34V118H33ZM39 119H42V118H39ZM39 119H38V120H39ZM57 119H58V118H57ZM60 119H61V118H60ZM70 119H71V118H70ZM99 119H100V118H99ZM121 119H122V118H121ZM123 119H124V118H123ZM131 119H132V118H131ZM136 119H137V118H136ZM148 119H149V118H148ZM148 119L145 120V121L148 122ZM158 119H157V120H158ZM167 119H168V118H167ZM167 119H166V120H167ZM193 119H194V118H193ZM222 119H224V118H222ZM253 119H254V118H253ZM253 119H251V121H252ZM11 120H12V119H11ZM17 120H19V119H17ZM31 120H32V119H31ZM64 120H65V119H64ZM66 120H68V119H66ZM90 120H91V119H90ZM133 120H134V119H133ZM133 120H132V121H133ZM143 120H144V119H143ZM149 120H151V118H150ZM160 120H159V121H160ZM180 120H182V119H180ZM188 120H189V119H188ZM190 120H191V119H190ZM190 120H189V122H190ZM194 120H195V119H194ZM205 120H206V119H205ZM210 120H211V119H210ZM220 120H221V119H220ZM236 120H237V119H236ZM238 120H239V119H238ZM238 120H237V121H238ZM242 120H243V119H242ZM246 120H247V119H246ZM257 120H258V119H257ZM259 120L261 121L262 119H259ZM22 121H23V120H22ZM27 121H28V120H27ZM29 121H30V120H29ZM29 121H28V122H29ZM34 121H36V120H34ZM41 121H43V119L40 120V122H41ZM71 121H72V123H73V120H71ZM75 121H76V119H75ZM91 121H92V120H91ZM91 121H90V122H91ZM99 121H100V120H99ZM124 121H125V120H124ZM127 121H128V120H127ZM129 121H130V120H129ZM136 121H138V119H137ZM154 121H156V118L154 119ZM159 121H158V122H159ZM168 121H169V119H168ZM178 121H179V120H178ZM199 121H200V120H199ZM199 121H198V122H199ZM203 121H204V119H203ZM203 121H202V122H203ZM212 121H213V120H212ZM216 121H217V119H216ZM231 121H232V120H231ZM243 121H245V120H243ZM28 122H27V123H28ZM58 122H59V121H58ZM68 122H69V121H68ZM78 122H79V119H78ZM80 122H81V121H80ZM80 122H79V123H80ZM85 122H86V121H85ZM102 122H103V121H100L101 124H102ZM114 122H115V121H114ZM156 122H157V121H156ZM158 122H157V124H158ZM180 122H181V121H180ZM185 122H186V120H185ZM193 122H194V121H193ZM196 122H197V121H196ZM202 122H201V124H202ZM218 122H219V121H218ZM240 122H242V121H240ZM249 122H250V121H249ZM258 122H259V121H258ZM261 122L263 123V121H261ZM22 123H23V122H22ZM24 123H25V122H24ZM24 123H23V124H24ZM27 123H25V124H27ZM29 123H30V122H29ZM36 123H37V121H36ZM43 123H44V122H43ZM43 123H42V125H43ZM133 123H134V122H133ZM137 123H138V122H137ZM149 123H150V122H149ZM152 123H153V122H152ZM161 123H162V122H161ZM165 123H166V122H165ZM169 123H171V122H169ZM183 123H184V121H183ZM203 123H204V122H203ZM207 123H208V122H207ZM207 123H204V125L207 124ZM212 123H213V122H212ZM246 123H247V121H246ZM255 123H256V122H255ZM23 124H22V125H23ZM25 124H24V125H25ZM39 124H40V123H39ZM49 124H50V123H49ZM53 124H54V123H53ZM57 124H58V123H57ZM57 124H56V126H57ZM59 124H60V123H59ZM59 124H58V125H59ZM68 124H70V123H68ZM88 124H89V120H88ZM95 124H96V123H95ZM107 124H108V123H107ZM113 124H114V123H113ZM130 124H131V123H130ZM153 124H154V123H153ZM153 124H152V125H153ZM166 124H167V123H166ZM179 124L181 125V123H179ZM188 124H189V123H188ZM192 124H193V123H191V125H192ZM197 124H199V123H197ZM213 124H214V123H213ZM217 124H219V123H217ZM231 124H232V123H231ZM231 124H230V125H231ZM234 124H235V123H234ZM236 124H237V123H236ZM240 124H241V123H240ZM251 124H252V123H251ZM251 124H250V125H251ZM253 124H254V123H253ZM9 125H10V124H9ZM22 125H21V123H20V126H22ZM24 125H23V126H24ZM28 125H29V124H28ZM34 125H35V124H34ZM72 125H73V124H72ZM83 125H85V124H83ZM90 125H92V124H90ZM96 125H97V124H96ZM126 125H127V124H126ZM139 125H140V124H139ZM144 125H145V124H144ZM146 125H147V123H146ZM146 125H145V126H146ZM150 125H151V123H150ZM150 125H148V126H150ZM159 125H161V124H159ZM227 125H228V124H227ZM238 125H239V124H238ZM244 125H245V124H244ZM250 125H249V126H250ZM254 125H255V124H254ZM262 125H263V124H262ZM43 126H45V125H43ZM61 126H63V125H61ZM73 126H75V125H73ZM76 126H77V125H76ZM87 126H88V125H87ZM122 126H123V125H122ZM133 126H134V125H133ZM168 126H169V124H168ZM168 126H167V127H168ZM172 126H173V125H172ZM174 126H175V125H174ZM195 126H196V125H195ZM197 126H198V125H197ZM214 126H215V125H214ZM221 126H223V125H221ZM221 126H220V127H221ZM236 126H237V125H236ZM242 126H243V125H242ZM247 126H248V125H247ZM256 126L258 127L259 125H256ZM10 127H11V126H10ZM35 127H36V126H35ZM39 127H40V125H39ZM39 127H38V130H39ZM53 127H54V126H53ZM57 127H58V126H57ZM65 127H66V126H65ZM79 127H80V126H79ZM89 127H90V126H89ZM101 127H102V126H101ZM101 127H100V128H101ZM111 127H112V126H111ZM137 127H138V126H137ZM150 127H151V126H150ZM153 127H154V126H153ZM179 127H181V126H179ZM189 127H190V126H189ZM203 127H205V129H206L207 126H203ZM215 127H216V126H215ZM217 127H218V126H217ZM231 127H232V125H231ZM234 127H235V126H234ZM237 127H238V126H237ZM237 127H236V128H237ZM262 127H263V126H262ZM8 128H9V127H8ZM8 128H6V129H7V130H6L7 133H8V131H9ZM51 128H52V127H51ZM51 128H50V129H51ZM93 128H94V127H93ZM134 128H135V127H134ZM140 128H141V126H140ZM140 128H139V129H140ZM142 128H143V127H142ZM174 128H175V127H174ZM177 128H178V127H177ZM196 128H198V127H196ZM211 128H212V127H211ZM221 128H222V127H221ZM241 128H243V127H241ZM245 128H247V127H245ZM251 128H252V127H251ZM253 128H254V126H253ZM260 128H261V127H260ZM13 129H14V128H13ZM13 129H12V130H13ZM28 129H30V128H28ZM31 129H32V128H31ZM31 129H30V130H31ZM47 129H49V127H48ZM56 129H57V128H56ZM58 129H59V128H58ZM60 129H61V128H60ZM69 129H70V128H69ZM75 129H76V128H75ZM86 129H87V127H86ZM108 129H109V128H108ZM112 129H113V128H112ZM125 129H127V128L125 127ZM137 129H138V128H137ZM139 129H138V130H139ZM154 129H155V127H154ZM156 129H157V128H156ZM169 129H171V128H169ZM175 129H176V128H175ZM183 129H184V128H183ZM199 129H200V128H199ZM205 129H204V130H205ZM218 129H219V128H218ZM234 129H235V128H234ZM239 129H240V128H239ZM262 129H263V128H262ZM1 130H2V129H1ZM1 130H0V131H1ZM16 130H17V129H16ZM16 130H15V131H16ZM20 130H21V129H20ZM24 130H25V128H24ZM43 130H45V129H43ZM52 130H53V128H52ZM54 130H55V129H54ZM54 130H53V131H54ZM113 130H114V129H113ZM118 130H119V128H118ZM121 130H122V131H125L124 129H121ZM130 130H131V129H130ZM147 130H148V129H147ZM179 130H180V129H179ZM200 130H201V129H200ZM200 130H199V131H200ZM215 130H217V129H215ZM240 130H241V129H240ZM246 130H247V129H246ZM250 130H251V129H250ZM255 130H256V128H255ZM4 131H5V130H4ZM15 131H14V132H15ZM55 131H56V130H55ZM55 131H54V134H56ZM61 131H62V130H61ZM74 131H75V130H74ZM81 131H82V130H81ZM89 131H90V130H89ZM99 131H100V129H99ZM142 131H144V130H142ZM151 131H152V130H151ZM163 131H164V128H163ZM168 131H169V130H168ZM175 131H177V130H175ZM184 131H186V130H184ZM190 131H191V130H190ZM196 131H197V130H195V131H193V132H196ZM206 131H207V130H206ZM206 131H205V132H206ZM220 131H221V130H220ZM226 131H227V130H226ZM229 131H231V130H229ZM229 131H228V132H229ZM256 131H257V130H256ZM9 132H10V131H9ZM11 132H12V131H11ZM33 132H34V131H33ZM39 132H40V131H39ZM68 132H69V131H68ZM86 132H87V131H86ZM107 132H108V131H107ZM110 132H111V131H110ZM110 132H109V133H110ZM126 132H127V131H126ZM138 132H139V131H138ZM154 132H155V131H154ZM154 132H153V133H154ZM182 132H183V130H182ZM188 132H189V131H188ZM203 132H204V131H203ZM217 132H218V131H217ZM228 132H227V133H228ZM235 132H236V131H235ZM244 132L247 133V131H244ZM251 132H252V131H251ZM251 132H250V133H251ZM253 132H254V131H253ZM257 132H258V131H257ZM12 133H13V132H12ZM22 133H24V132H22ZM40 133H41V132H40ZM57 133H58V132H57ZM64 133H65V132H64ZM66 133H67V131H66ZM66 133H65V134H66ZM71 133H72V132H71ZM71 133H70V134H71ZM74 133H75V132H74ZM93 133H94V132H93ZM101 133H102V132H101ZM109 133H108V134H109ZM120 133H121V132H120ZM150 133H152V132H150ZM170 133H171V132H170ZM173 133H174V132H173ZM185 133H187V131H186ZM190 133H191V132H190ZM190 133H189V134H190ZM206 133H207V132H206ZM224 133L226 134V132H224ZM229 133H230V132H229ZM239 133H240V132H239ZM242 133H243V132H242ZM258 133H259V132H258ZM2 134H3V133H2ZM13 134H15V133H13ZM27 134H28V133H27ZM33 134H34V133H33ZM33 134H32V135H33ZM41 134H42V133H41ZM76 134H77V132H76ZM95 134H96V133H95ZM114 134H115V133H114ZM126 134H127L126 137H128V133H126ZM134 134L136 135V133H134ZM137 134H139V133H137ZM154 134H155V133H154ZM164 134H166V133H164ZM164 134H163V135H164ZM175 134H176V132H175ZM177 134H178V133H177ZM180 134H181V132H180ZM183 134H184V133H183ZM202 134H203V133H202ZM218 134H219V133H218ZM230 134H231V133H230ZM252 134H253V133H252ZM15 135H16V134H15ZM18 135L20 136V134H18ZM21 135H22V134H21ZM36 135H37V134H36ZM61 135H62V134H61ZM74 135H75V134H74ZM80 135H81V133H80ZM99 135H100V134H99ZM104 135H105V133H104ZM118 135H119V134H118ZM132 135H133V134H132ZM139 135H140V134H139ZM141 135H142V133H141ZM144 135H145V134H144ZM166 135H167V134H166ZM172 135H173V134H172ZM208 135H209V134H208ZM212 135H214V134H212ZM228 135H229V134H228ZM228 135H227V136H228ZM234 135H235V134H234ZM243 135H244V134H243ZM243 135H242V136H243ZM246 135H247V134H246ZM254 135H255V134H254ZM261 135H262V134H261ZM261 135H260V136H261ZM263 135H264V134H263ZM1 136H2V135H1ZM13 136H14V135H13ZM23 136H24V135H23ZM23 136H22V137H23ZM25 136H26V135H25ZM29 136H30V135H29ZM76 136H77V135H76ZM93 136H94V135H93ZM93 136H92V137H93ZM159 136H160V135H159ZM170 136H171V135H170ZM186 136H187V135H186ZM194 136H195V134H194ZM235 136H236V135H235ZM41 137H43V136H41ZM92 137H91V139H92ZM123 137H124V136H123ZM180 137H181V136H180ZM203 137H204V136H203ZM208 137H209V136H208ZM219 137H220V134H219L218 138H219ZM233 137H234V136H233ZM239 137H240V136H239ZM263 137H264V136H263ZM4 138H5V137H4ZM43 138H44V137H43ZM59 138H62V137H59ZM97 138H98V137H97ZM105 138H106V137H105ZM105 138H104V139H105ZM111 138H112V136H111ZM115 138H116V137H115ZM137 138H139V137H137ZM140 138H141V137H140ZM150 138H151V137H150ZM166 138H167V137H166ZM168 138H169V137H168ZM177 138H178V137H177ZM187 138H188V137H187ZM189 138H191V137H189ZM201 138H202V137H201ZM205 138H206V137H205ZM205 138H204V139H205ZM218 138H217V141L220 140V139L218 140ZM247 138H250V137L247 136ZM256 138H259V137L256 136ZM11 139H12V135H11ZM24 139H26V138H24ZM29 139H30V138H29ZM34 139H35V138H34ZM34 139H33V140H34ZM36 139H38V138H36ZM41 139H42V138H41ZM51 139H52V138H51ZM85 139H86V138H85ZM122 139H123V138H122ZM129 139H130V138H129ZM180 139H181V138H180ZM183 139H184V138H183ZM212 139H213V138H212ZM215 139H216V137H215ZM215 139H214V140H215ZM224 139H225V138H223V140H224ZM234 139H235V138H234ZM237 139H239V138H237ZM250 139H251V138H250ZM262 139H263V138H262ZM262 139H261V140H262ZM2 140H3V139H2ZM5 140H6V139H5ZM9 140H10V139H8V141H9ZM16 140H17V143H18V139H16ZM22 140H23V139H22ZM26 140H28V139H26ZM31 140H32V139H31ZM31 140H30V141H31ZM33 140H32V141H33ZM48 140H50V139H48ZM61 140H64V139H61ZM67 140H68V139H67ZM72 140H73V139H72ZM81 140H82V139H81ZM81 140H80V141H81ZM93 140H94V139H93ZM96 140H97V139H96ZM105 140H106V139H105ZM105 140H104V141H105ZM112 140H113V139H112ZM123 140H124V139H123ZM130 140H131V139H130ZM143 140H144V139H143ZM145 140H148V138L145 139ZM153 140H154V139H153ZM193 140H194V139H193ZM208 140H209V139H208ZM210 140H211V139H210ZM228 140H229V138H228ZM230 140H231V139H230ZM244 140H245V137H244ZM244 140H242V141H244ZM0 141H1V140H0ZM3 141H4V140H3ZM3 141H2V144H3ZM20 141H21V140H20ZM30 141H29V142H30ZM35 141H36V140H35ZM35 141H34V142H35ZM39 141H40V140H39ZM55 141H56V140H54V142H55ZM94 141H95V140H94ZM127 141H128V139H127ZM148 141H149V140H148ZM160 141H162V140H160ZM168 141H169V140H168ZM171 141H172V138H171ZM177 141H178V140H177ZM177 141H176V142H177ZM180 141H181V140H180ZM197 141H198V140H197ZM200 141H201V140H200ZM212 141H213V140H212ZM215 141H216V140H215ZM220 141H221V140H220ZM225 141H226V140H225ZM232 141H233V140H232ZM237 141H238V140H237ZM242 141H241V142H242ZM254 141H255V140H254ZM263 141H264V140H263ZM263 141H262V142H263ZM4 142H5V141H4ZM6 142H7V141H6ZM9 142L11 143V141H9ZM12 142H14V141H12ZM29 142H28V143H29ZM34 142H33V144H34ZM37 142H38V141H37ZM42 142H43V139H42ZM75 142H77V141H75ZM89 142H90V140H89ZM107 142H108V141H107ZM117 142H118V141H117ZM133 142H134V141H133ZM139 142H140V141H139ZM144 142H145V141H144ZM208 142H209V141H208ZM227 142H229V141H227ZM255 142H257V141H255ZM262 142H260V144H262ZM15 143H16V142H15ZM15 143H14L13 145H15ZM21 143H22V142H20V145H21ZM24 143H25V140H24ZM40 143H41V142H40ZM52 143H53V142H52ZM59 143H60V142H59ZM59 143H57V144H59ZM80 143H81V142H80ZM80 143H79V144H80ZM96 143H97V142H96ZM141 143H142V141H141ZM160 143H161V142H160ZM181 143H182V142H181ZM185 143H186V142H185ZM190 143H191V142H190ZM196 143H197V142H196ZM200 143L202 144V142H200ZM200 143H198V144H200ZM249 143H250V142H249ZM258 143H259V142H258ZM2 144H1V145H2ZM29 144H30V143H29ZM33 144H32V145H33ZM35 144H36V143H35ZM37 144L39 145V143H37ZM60 144H62V143H60ZM64 144H65V143H64ZM76 144H78V142H77ZM86 144H87V143H86ZM91 144H92V143H91ZM127 144H128V143H127ZM161 144H163V143H161ZM175 144H176V143H175ZM186 144L188 145L189 142L186 143ZM201 144H200V145H201ZM203 144H204V143H203ZM227 144H228V143H227ZM252 144H253V142H252ZM255 144L257 145V143H255ZM4 145H5V144H4ZM20 145H19V146H20ZM22 145H25V144L22 143ZM42 145H43V144H42ZM67 145H68V144H67ZM81 145H83V144H81ZM89 145H90V144H89ZM114 145H115V144H114ZM114 145H113V146H114ZM118 145H119V144H118ZM139 145H140V144H139ZM146 145H147V144H146ZM148 145H150V143H149ZM168 145H169V143H168ZM177 145H178V144H177ZM229 145H230V144H229ZM234 145H235V144H234ZM234 145H233V147H234ZM258 145H259V144H258ZM35 146H36V145H35ZM62 146H63V145H62ZM75 146H76V145H75ZM109 146H110V145H109ZM143 146H144V145H143ZM150 146H151V145H150ZM183 146H185V145H183ZM195 146H196V144H195ZM197 146H198V145H197ZM203 146H204V145H203ZM220 146H222V144H221ZM224 146H225V143H224ZM238 146H239V145H238ZM247 146H248V145H247ZM253 146H254V145H253ZM259 146H260V145H259ZM15 147H18V145L15 146ZM22 147H23V146H22ZM27 147H28V146H27ZM33 147H34V145H33ZM47 147H49V146H46V148H47ZM60 147H61V146H60ZM73 147H74V146H72V148H73ZM92 147H93V146H92ZM118 147H119V146H118ZM122 147H123V146H122ZM154 147H155V146H154ZM175 147L177 148V146H175ZM180 147H181V146H180ZM180 147H179V148H180ZM210 147H211V145H210ZM210 147H209V149H210ZM216 147H217V146H215V148H216ZM225 147H226V146H225ZM2 148H3V147H2ZM2 148H1V149H2ZM13 148H14V146H13ZM19 148H20V147H19ZM40 148H41V147H40ZM49 148H51V147H49ZM49 148H47V149L50 150ZM58 148H59V147H58ZM63 148H64V146H63ZM65 148H66V147H65ZM70 148H71V147H70ZM79 148H80V146H79ZM79 148H78V149H79ZM88 148H90V147H88ZM94 148H95V146H94ZM107 148H108V147H107ZM112 148H113V147H112ZM129 148H130V147H129ZM146 148H147V147H146ZM161 148H162V146H161ZM161 148H160V149H161ZM170 148H172V147H170ZM188 148H189V147H188ZM198 148H200V147H198ZM205 148H206V147H205ZM218 148H219V147H218ZM220 148H222V147H220ZM228 148H229V147H228ZM263 148H264V147H263ZM5 149H6V145H5V148L2 149V150H5ZM9 149H10V148H9ZM15 149H16V148H15ZM15 149H14V150H15ZM25 149H26V148H25ZM44 149H45V148H44ZM60 149H61V148H60ZM67 149H68V148H67ZM76 149H77V148H76ZM82 149H86V148H82ZM98 149H99V148H98ZM104 149H105V147H104ZM135 149H136V148H135ZM155 149H156V148H155ZM160 149H159V150H160ZM181 149H182V148H181ZM190 149H191V148H190ZM195 149H196V148H194V150H195ZM202 149H204V148H202ZM235 149H236V148H235ZM248 149H249V148H248ZM6 150H7V149H6ZM42 150H43V149H42ZM42 150H41V151H42ZM45 150H46V149H45ZM96 150H97V148H96ZM132 150H133V149H132ZM139 150H140V149H139ZM143 150H144V149H143ZM152 150H153V148H152ZM185 150H186V149H185ZM188 150H189V149H188ZM197 150H198V149H197ZM213 150H215V149L213 148ZM255 150H256V149H255ZM263 150H264V149H263ZM10 151H11V149H10ZM18 151H19V150H18ZM27 151H28V148H27ZM35 151H36V150H35ZM39 151H40V150H38V153H39ZM54 151H55V150H54ZM58 151H60V150H58ZM58 151H57V152H58ZM87 151H89V150H87ZM116 151H117V147H116ZM122 151H123V150H122ZM122 151H121V152H122ZM124 151L126 152L125 149H124ZM148 151H149V149H148ZM169 151H170V150H169ZM172 151H174V150H172ZM175 151H176V150H175ZM181 151H182V150H181ZM183 151H184V150H183ZM209 151H210V150H209ZM211 151H212V150H211ZM226 151H227V149H226ZM247 151H249V150H247ZM256 151H257V150H256ZM260 151H261V150H260ZM6 152H7V151H6ZM13 152H14V151L12 150V153H13ZM15 152H16V151H15ZM30 152H31V151H30ZM30 152H26L27 155H28V153H30ZM51 152H52V151L50 150V153H49V154H52ZM60 152H61V151H60ZM63 152H64V151H63ZM65 152H66V151H65ZM77 152H78V151H77ZM103 152L105 153V151H103ZM113 152H114V151H113ZM121 152H120V153H121ZM130 152H131V151H130ZM136 152H137V151H136ZM159 152H160V151H159ZM164 152H165V151H164ZM176 152H177V151H176ZM176 152H175V153H176ZM193 152H194V151H193ZM197 152H198V151H197ZM202 152H203V151H202ZM217 152H218V151H217ZM232 152H233V151H232ZM240 152H241V150H240ZM240 152H239V153H240ZM245 152H246V151H245ZM245 152L243 151L242 153H245ZM249 152H250V151H249ZM251 152H253V151H251ZM23 153H24V152H23ZM31 153H32V152H31ZM31 153H30V154H31ZM45 153H46V152H45ZM58 153H59V152H58ZM58 153H56V154H58ZM70 153H71V152H70ZM74 153H76V152H74ZM106 153H107V152H106ZM115 153H116V152H115ZM122 153H123V152H122ZM140 153H141V152H140ZM152 153H153V152H152ZM155 153H156V151H155ZM172 153H174V152H172ZM178 153H180V152H178ZM206 153H207V151H206ZM224 153H225V151H224ZM227 153H228V152H227ZM233 153H234V152H233ZM235 153H236V152H235ZM242 153H241V154H242ZM256 153H257V152H256ZM256 153H255V155H256ZM2 154H3V153H2ZM47 154H48V153H47ZM54 154H55V152H54ZM56 154H55V155H56ZM63 154H64V153H63ZM77 154H78V153H77ZM113 154H114V153H113ZM128 154H129V153H128ZM128 154H127V155H128ZM138 154H139V153H138ZM147 154H148V153H147ZM150 154H151V153H150ZM150 154H149V155H150ZM153 154H154V153H153ZM158 154H159V153H158ZM160 154H161V153H160ZM163 154H164V153H163ZM181 154H182V153H181ZM183 154H184V153H183ZM188 154H189V153H188ZM190 154H192V153H190ZM195 154H196V153H195ZM212 154H213V153H212ZM229 154H230V153H229ZM229 154H228V155H229ZM237 154H238V153H237ZM237 154H236V155H237ZM262 154H264V152H263ZM15 155H16V153H15ZM31 155H32V154H31ZM38 155L40 156V154H38ZM38 155H37V156H38ZM45 155H46V154H45ZM64 155H65V154H64ZM67 155H68V154H67ZM67 155H66V156H67ZM88 155H90L89 152H88ZM88 155H86V156H88ZM143 155H144V154H143ZM151 155H152V154H151ZM156 155H157V154H156ZM167 155H168V154H167ZM167 155H166V156H167ZM198 155H199V154H198ZM208 155H209V154H208ZM214 155H215V154H214ZM216 155H217V154H216ZM224 155H225V154H224ZM234 155H235V154H234ZM234 155H233V156H234ZM16 156H18V155H16ZM22 156H23V154H22ZM42 156H43V154H42ZM71 156H72V155H71ZM106 156L108 157V155H106ZM135 156H136V154H135ZM168 156H169V155H168ZM176 156H177V155H176ZM182 156H184V155H182ZM199 156H200V155H199ZM205 156H206V154H205ZM220 156H221V155H220ZM230 156H231V155H230ZM240 156H241V155H240ZM257 156H258V154H257ZM4 157H6V156H4ZM7 157H8V155H7ZM10 157H11V155H10ZM10 157H9V158H10ZM18 157H20V156H18ZM18 157H17V159H18ZM29 157H30V156H29ZM31 157H33V155H32ZM34 157H35V156H34ZM49 157H50V156H49ZM62 157H63V156H62ZM74 157H76V156H74ZM89 157H92V155H90ZM120 157H121V155H120ZM120 157H119V158H120ZM129 157H130V156H129ZM133 157H134V156H133ZM143 157H144V156H142V158H143ZM146 157H147V156H146ZM153 157H154V156H153ZM169 157H170V156H169ZM187 157H189V156H187ZM191 157H192V156H191ZM202 157H203V156H202ZM210 157H211V156H210ZM212 157H213V156H212ZM214 157H215V156H214ZM227 157H228V156H227ZM241 157H242V156H241ZM243 157H244V155H243ZM261 157H262V155H261ZM21 158H22V157H21ZM23 158H25V157H23ZM36 158H37V157H36ZM36 158H35V159H36ZM42 158H43V157H42ZM42 158H41V159H42ZM46 158H47V157H46ZM57 158H58V157H57ZM59 158H60V157H59ZM66 158H67V157H65V159H66ZM69 158H70V157H68L67 159H69ZM82 158H83V157H82ZM130 158H131V157H130ZM140 158H141V157H140ZM150 158H151V157H150ZM159 158H160V157H159ZM166 158H167V157H166ZM179 158H180V157H179ZM181 158H182V157H181ZM205 158H208V157L206 156ZM218 158H219V157H218ZM230 158H231V157H230ZM249 158H250V160H251V156H250ZM249 158H248V159H249ZM3 159H4V158H3ZM3 159H2V160H3ZM6 159H7V158H6ZM12 159H13V158H12ZM31 159H32V158H31ZM35 159H34V160H35ZM41 159H40V160H41ZM63 159H64V157H63ZM74 159H75V158H74ZM94 159H95V157H94ZM94 159H91V158H90V160H94ZM100 159H101V158H100ZM103 159H104V157H103ZM107 159H109V158H107ZM153 159H154V158H153ZM153 159H152V160H153ZM157 159H158V158H157ZM186 159H187V158H186ZM194 159H195V158H194ZM209 159H210V158H209ZM212 159H213V158H212ZM215 159H216V158H215ZM219 159H220V158H219ZM226 159H227V158H226ZM244 159H245V158H244ZM246 159H247V158H246ZM4 160H5V159H4ZM18 160H19V159H18ZM22 160H23V159H22ZM32 160H33V159H32ZM44 160H45V159H44ZM85 160H86V159H85ZM95 160H97V159H95ZM112 160H113V158H112ZM129 160L131 161V159H129ZM129 160H128V161H129ZM154 160H155V159H154ZM158 160H159V159H158ZM170 160H171V159H170ZM170 160H169V161H170ZM188 160H189V158H188ZM205 160L207 161L208 159H205ZM233 160H234V159H233ZM7 161H8V160H7ZM26 161H27V160H26ZM36 161H37V160H36ZM38 161H39V160H38ZM59 161H60V160H59ZM62 161H63V160H62ZM71 161H72V160H71ZM102 161H103V160H102ZM106 161H107V160H106ZM116 161H117V160H116ZM126 161H127V160H126ZM130 161L127 162V163H130ZM148 161H149V160H148ZM175 161H176V160H175ZM184 161H185V160H184ZM190 161H191V159H190ZM208 161H209V160H208ZM222 161H223V160H222ZM244 161H245V160H244ZM2 162H3V161H2ZM17 162H18V161H17ZM20 162H21V164H22L23 161H20ZM20 162H19V163H20ZM24 162H25V161H24ZM27 162H28V161H27ZM30 162H31V164H32V161H30ZM33 162H34V161H33ZM67 162H68V161H67ZM75 162H76V161H75ZM80 162H81V161H80ZM82 162H84V161H82ZM89 162L91 163V161H89ZM98 162H99V161H98ZM100 162H101V161H100ZM117 162H118V161H117ZM137 162H138V160H137ZM137 162H136V163H137ZM159 162H160V161H159ZM167 162H168V161H167ZM171 162H173V161H171ZM178 162H179V161H178ZM192 162H193V161H192ZM196 162H197V161H196ZM196 162H195V163H196ZM202 162H203V161H202ZM218 162H219V161H218ZM242 162H243V160H242ZM246 162H247V161H246ZM251 162H252V161H251ZM251 162H250V163H251ZM255 162H256V161H255ZM6 163H7V162H6ZM34 163H35V162H34ZM58 163H59V162H58ZM101 163H102V162H101ZM107 163H109V162H107ZM143 163H145V162H143ZM149 163L151 164V162H149ZM160 163H161V162H160ZM173 163H174V162H173ZM193 163H194V162H193ZM209 163H210V162H209ZM212 163H213V162H212ZM226 163H227V162H226ZM230 163H231V161H230ZM234 163H237V162H234ZM234 163H233V164H234ZM238 163H239V162H238ZM240 163H241V162H240ZM263 163H264V162H263ZM3 164H4V162H3ZM8 164H11V163H8ZM24 164H26V163H24ZM31 164H30V165H31ZM45 164H46V163H45ZM48 164H49V163H48ZM75 164H76V163H75ZM84 164H85V163H84ZM91 164H92V163H91ZM95 164H96V161H95ZM95 164H92V165H95ZM118 164L120 165V163H118ZM125 164H126V163H125ZM137 164H138V163H137ZM139 164H140V161H139ZM153 164H154V161H153ZM153 164H152V166H154ZM165 164H166V163H165ZM167 164H168V163H167ZM174 164L176 165V163H174ZM180 164H182V163L180 162ZM185 164H186V163H185ZM213 164H215V163H213ZM213 164H212V165H213ZM231 164H232V163H231ZM233 164H232V165H233ZM242 164H243V163H242ZM257 164H258V162H257ZM0 165H1V163H0ZM5 165H6V164H5ZM14 165H15V164H14ZM33 165H34V164H33ZM42 165H43V164H42ZM52 165H53V164H52ZM129 165H130V164H129ZM131 165H132V164H131ZM196 165H197V164H196ZM196 165H195V166H196ZM203 165H204V164H203ZM203 165H202V166H203ZM207 165H208V163H207ZM217 165H218V163H217ZM225 165H226V164H224L223 166H225ZM235 165H236V164H235ZM240 165H241V164H240ZM253 165H254V164H253ZM259 165H260V164H259ZM7 166H8V165H7ZM15 166H16V165H15ZM17 166H18V165H17ZM48 166H49V165H48ZM55 166H56V165H55ZM67 166H68V165H67ZM90 166H91V165H90ZM106 166H107V165H106ZM110 166H111V165H110ZM112 166H114V165H112ZM123 166H124V165H123ZM135 166H136V165H135ZM141 166H142V165H141ZM164 166H165V165H164ZM179 166H180V165H179ZM179 166H178V167H179ZM185 166H186V165H185ZM187 166H188V165H187ZM204 166H205V165H204ZM210 166H211V164H210ZM218 166H221V165H218ZM238 166H239V165H238ZM250 166H251V165H250ZM1 167H2V165H1ZM3 167H5V166L3 165ZM30 167H31V166H30ZM34 167H35V166H34ZM43 167H44V166H43ZM85 167H86V166H85ZM104 167H105V165H104ZM127 167H128V165H127ZM129 167H130V166H129ZM131 167H133V166H131ZM137 167H138V166H137ZM156 167H157V166H156ZM173 167L175 168V167H177V166H174V165H173ZM208 167H209V166H208ZM208 167H205V168H208ZM231 167H232V166H231ZM236 167H237V166H236ZM22 168H23V166H22ZM31 168H32V167H31ZM36 168H37V167H36ZM63 168H64V167H63ZM67 168H68V167H67ZM91 168H92V167H91ZM91 168H90V169H91ZM95 168H96V167H95ZM102 168H103V167H102ZM111 168H113V167H111ZM142 168H145V165H144V167H142ZM160 168H161V167H160ZM160 168H159V169H160ZM164 168H165V167H164ZM169 168H170V167H169ZM169 168H168V170H169ZM193 168H194V167H193ZM215 168H218V167H215ZM219 168H220V167H219ZM225 168H226V167H225ZM237 168H238V167H237ZM237 168H236V169H237ZM240 168H241V167H240ZM253 168H254V167H253ZM259 168H260V166H259ZM0 169H1V168H0ZM8 169H9V168H8ZM8 169H7V170H8ZM28 169H29V168H28ZM53 169H54V168H53ZM71 169H72V168H71ZM73 169L76 170V169L74 168V166H73ZM78 169H79V168H78ZM99 169H100V168H99ZM119 169H120V168H119ZM137 169H138V168H137ZM170 169H171V168H170ZM172 169H173V168H172ZM172 169H171V171H172ZM175 169H176V168H175ZM178 169H180V167H179ZM187 169H188V168H187ZM194 169H195V168H194ZM208 169H209V168H208ZM220 169H221V168H220ZM234 169H235V168H234ZM257 169H258V167H257ZM3 170H4V169H3ZM20 170L22 171V169H20ZM29 170H30V169H29ZM32 170H33V169H32ZM34 170H36V169H34ZM46 170H47V169H46ZM46 170H45V171H46ZM50 170H51V167H50ZM50 170H48V172H50ZM60 170H61V169H60ZM63 170H65V169H63ZM80 170H81V169H80ZM94 170H95V169H94ZM94 170H93V171H94ZM104 170H105V169H104ZM109 170H111V169H109ZM126 170H128V169H126ZM146 170H147V169H146ZM148 170H149V169H148ZM148 170H147L146 172H149V171H150V170H149V171H148ZM165 170H166V168H165ZM181 170H182V169H181ZM199 170H200V169H199ZM237 170H238V169H237ZM237 170H236V171H237ZM254 170H255V169H254ZM13 171H14V170H13ZM66 171H67V170H66ZM76 171H77V170H76ZM105 171H106V170H105ZM111 171H112V170H111ZM118 171H119V170H118ZM130 171H131V170H130ZM132 171H134V170H132ZM132 171H131V172H132ZM137 171L139 172V171H141V170L138 169ZM161 171H162V170H161ZM161 171H160V172H161ZM173 171H174V170H173ZM175 171H176V170H175ZM187 171H188V170H187ZM202 171H203V170H202ZM202 171H201V172H202ZM208 171H210V170H208ZM261 171H262V170H261ZM3 172L5 173V171H3ZM3 172H2V173H3ZM8 172H9V171H8ZM8 172H7V173H8ZM14 172H15V171H14ZM29 172H30V171H29ZM37 172H38V171H37ZM112 172H113V171H112ZM131 172H130V173H131ZM184 172H185V170H184ZM234 172H235V171H234ZM248 172H249V171H248ZM248 172H245V173L243 172L242 177H243V176H247V175L249 176L250 174H249ZM255 172H256V171H255ZM4 173H3V174H4ZM7 173H5V174H7ZM9 173H10V172H9ZM16 173H18V172H16ZM30 173H31V172H30ZM35 173H36V172H35ZM39 173H40V172H39ZM53 173H54V172H53ZM74 173H75V172H74ZM85 173H86V172H85ZM109 173H110V172H109ZM109 173H108V175H109ZM120 173H121V171H120ZM120 173H119V174H120ZM135 173H136V172H135ZM142 173H143V171H142ZM144 173H145V172H144ZM166 173H167V172H166ZM173 173H174V172H173ZM191 173H193V172L191 171ZM196 173H197V172H196ZM208 173H209V172H208ZM240 173H241V171H240ZM260 173H261V172H260ZM5 174H4V175H5ZM31 174H32V173H31ZM31 174H30V175H31ZM42 174H43V173H42ZM47 174H48V176H49V173H47ZM54 174H55V173H54ZM56 174H57V173H56ZM64 174H65V173H64ZM70 174H71V176H72V173H70ZM78 174H79V173H78ZM86 174H87V173H86ZM86 174H85V175H86ZM121 174H122V173H121ZM125 174H126V172H125ZM127 174H128V173H127ZM193 174H194V173H193ZM193 174H190V175H193ZM199 174H200V173H198V176H199ZM237 174H238V172H237ZM28 175H29V174H28ZM90 175L92 176V174H89V176H90ZM100 175H101V174H100ZM132 175H133V174H132ZM136 175H137V174H136ZM152 175H153V174H152ZM168 175H169V174H168ZM170 175H171V174H170ZM172 175H173V174H172ZM196 175H197V174H196ZM202 175H203V174H202ZM207 175H208V174H207ZM231 175H232V174H231ZM1 176H2V175H1ZM8 176H9V174H8ZM17 176H19V174H18ZM39 176H40V175H39ZM44 176H45V174H44ZM54 176H55V175H54ZM63 176H64V175H63ZM76 176H78V175L76 174ZM82 176L85 177L84 175H82ZM87 176H88V175H87ZM94 176H95V174H94ZM122 176H123V175H122ZM156 176H157V175H156ZM160 176H161V175H160ZM163 176H164V175H163ZM174 176H175V175H174ZM174 176H173V177H174ZM182 176H184V175H182ZM187 176H188V175H187ZM263 176H264V174H263ZM2 177H3V176H2ZM14 177H15V176H13V178H14ZM19 177H20V176H19ZM19 177H18V178H19ZM21 177H23V176H21ZM21 177H20V179H21ZM29 177H30V176H29ZM34 177H36V176H34ZM41 177H42V176H41ZM59 177H60V176H59ZM74 177H75V176H74ZM79 177H81V175H80ZM117 177H118V176H117ZM141 177H142V176H141ZM145 177H146V175H145ZM149 177H150V176H149ZM149 177H148V178H149ZM167 177H168V176H167ZM170 177H171V176H170ZM175 177H178V176H175ZM184 177H186V176H184ZM191 177H192V176H191ZM206 177H207V176H206ZM0 178H1V177H0ZM8 178H11V177H8ZM23 178H24V177H23ZM27 178H28V177H27ZM37 178H38V177H37ZM48 178H49V177H48ZM53 178H54V177H53ZM53 178H52V180H53ZM61 178H62V177H61ZM98 178H99V177H98ZM120 178H121V177H120ZM129 178H131V177H129ZM135 178H136V177H135ZM138 178H140V177L138 176ZM148 178H147V180H148ZM159 178H160V177H159ZM171 178H172V177H171ZM186 178H187V177H186ZM193 178H194V176H193ZM196 178H197V177H196ZM196 178H194V179H196ZM4 179H5V178H4ZM6 179H7V177H6ZM6 179H5V180H6ZM11 179H12V178H11ZM14 179H15V178H14ZM16 179H17V178H16ZM50 179H51V178H50ZM88 179H89V178H88ZM106 179H107V178H106ZM132 179H133V178H132ZM132 179H131V180H132ZM140 179H141V178H140ZM140 179H139V181L142 180V179H141V180H140ZM166 179H167V178H166ZM169 179H170V178H169ZM169 179H168V181H169ZM176 179H177V178H176ZM197 179H198V178H197ZM211 179H212V178H211ZM213 179H214V178H213ZM216 179L218 180V178H216ZM7 180H8V179H7ZM9 180H10V179H9ZM21 180H23V179H21ZM36 180H37V179H36ZM43 180H44V179H43ZM43 180H42V181H43ZM55 180H56V179H55ZM58 180H59V179H58ZM63 180H64V178H63ZM74 180H75V179H74ZM77 180H78V179H77ZM82 180H83V179H82ZM84 180H85V179H84ZM99 180H100V179H99ZM124 180H125V179H124ZM135 180H136V179H135ZM144 180H146V178H145ZM151 180H152V179H151ZM159 180H160V179H159ZM170 180H171V179H170ZM174 180H175V179H174ZM174 180H173V181H174ZM182 180H183V179H182ZM200 180H201V179H200ZM200 180H199V181H200ZM243 180H244V179H242V178H238V179H237V182H238V183H242V184H246ZM2 181H4V180H2ZM17 181H19V180H17ZM17 181H16V182H17ZM25 181H26V180H25ZM33 181H35V179H33ZM37 181H38V180H37ZM50 181H51V180H50ZM70 181H71V180H70ZM72 181H73V178H72ZM72 181H71V183H72ZM78 181H79V180H78ZM89 181H90V180H89ZM96 181H97V180H96ZM96 181H95V182H96ZM103 181H104V179H103ZM107 181H108V180H106V182H107ZM110 181H112V179H111ZM117 181H118V180H117ZM117 181H116V182H117ZM178 181H179V180H178ZM183 181H184V180H183ZM183 181H182V183H183ZM185 181H186V179H185ZM185 181H184V182H185ZM191 181H192V179H191ZM209 181H210V179H209ZM212 181H213V180H212ZM212 181H211V182H212ZM214 181H215V180H214ZM223 181H224V180H223ZM260 181L262 182V179H261ZM6 182H10V181H4L3 183H6ZM13 182H14V181H13ZM28 182H29V181H28ZM44 182H45V180H44ZM56 182H57V181H56ZM74 182H75V181H74ZM86 182H87V181H86ZM86 182H85V183H86ZM99 182H100V181H99ZM137 182H138V181H137ZM161 182H162V181H161ZM171 182H172V181H171ZM175 182H176V181H175ZM179 182H180V181H179ZM187 182H188V181H187ZM189 182H190V180H189ZM201 182H203V181H201ZM207 182H208V181H207ZM211 182H210V183H211ZM224 182H225V181H224ZM1 183H2V182H1ZM11 183H12V182H11ZM11 183H9V185H10ZM18 183H19V182H18ZM18 183H17L16 185H18ZM20 183H21V182H20ZM29 183H30V182H29ZM48 183H49V182H48ZM96 183H98V182H96ZM111 183H112V182H111ZM132 183H133V182H132ZM153 183H154V182H153ZM153 183H152V185H153ZM156 183H158V182H156ZM166 183H168L167 180H166ZM213 183H214V182H213ZM222 183H223V182H222ZM32 184H33V183H32ZM39 184H40V182H39ZM45 184H46V183H45ZM53 184H54V183H53ZM62 184H63V183H62ZM66 184L69 185L68 181H67ZM99 184H101V182H100ZM104 184H105V183H104ZM109 184H110V183H109ZM115 184H116V183H115ZM142 184H143V183H142ZM154 184H155V183H154ZM159 184H160V183H159ZM172 184H173V182H172ZM176 184H177V183H176ZM184 184H185V183H184ZM189 184H191V183H189ZM217 184H218V183H217ZM219 184H220V183H219ZM13 185H14V184H13ZM19 185H21V184H19ZM22 185H23V183H22ZM26 185H27V183H26ZM36 185H38V184H36ZM56 185H57V184H56ZM77 185H78V184H77ZM91 185H92V184H91ZM97 185H98V184H97ZM124 185H126V184H124ZM124 185H123V186H124ZM139 185H140V183H139ZM164 185H165V184H164ZM166 185H167V184H166ZM2 186H3V185H2ZM4 186H5V185H4ZM27 186H28V185H27ZM27 186H25V187L27 188ZM40 186H41V185H40ZM45 186H46V185H45ZM60 186H61V185H60ZM78 186H79V185H78ZM83 186H84V185H83ZM142 186H143V185H142ZM142 186H141V187H142ZM158 186H159V185H158ZM174 186H175V185H174ZM184 186H185V185H184ZM187 186H189V185H187ZM187 186H186V187H187ZM190 186H191V185H190ZM208 186H210V185H208ZM220 186H221V185H220ZM9 187H10V186H9ZM14 187H15V186H14ZM14 187H12V190H13ZM58 187H59V186H58ZM66 187H67V186H66ZM84 187H85V186H84ZM84 187H83V188H84ZM100 187H101V186H100ZM104 187H105V186H104ZM115 187H116V186H115ZM137 187H138V186H137ZM139 187H140V186H139ZM144 187L146 188V185H145ZM148 187H149V186H148ZM160 187H161V184H160ZM179 187H180V186H179ZM196 187H197V186H196ZM206 187H207V184H206ZM6 188H7V187H6ZM10 188H11V187H10ZM28 188H30V187H28ZM34 188H35V187H34ZM40 188H41V187H40ZM46 188H47V187H46ZM50 188H51V187H50ZM59 188H60V187H59ZM68 188H69V187H68ZM72 188H73V187H72ZM101 188H102V187H101ZM107 188H108V187H107ZM130 188H131V186H130ZM132 188H133V187H132ZM149 188H150V187H149ZM166 188H167V187H166ZM169 188H170V186H169ZM171 188H172V187H171ZM212 188H213V187H212ZM7 189H8V188H7ZM16 189H17V188H16ZM19 189H20V188H19ZM32 189H33V188H32ZM47 189H48V188H47ZM87 189H88V186H87ZM89 189H90V188H89ZM94 189H96V188H94ZM137 189H138V188H137ZM139 189H140V188H139ZM146 189L148 190V188H146ZM153 189H154V186H153ZM155 189H158V188H155ZM174 189H175V188H174ZM174 189H173V190H174ZM177 189H178V188H177ZM197 189H198V187H197ZM220 189H221V187H220ZM2 190H3V189H2ZM14 190H15V189H14ZM23 190H24V189H23ZM29 190H30V189H29ZM34 190H35V189H34ZM48 190H49V189H48ZM48 190H47V191H48ZM60 190H61V189H60ZM69 190H70V189H69ZM105 190H106V189H105ZM121 190H122V189H121ZM142 190H143V188H142ZM161 190L163 191V189H161ZM173 190H172V191H173ZM178 190H180V189H178ZM178 190H177V191H178ZM184 190H185V188H184ZM186 190H187V189H186ZM188 190H189V189H188ZM190 190H191V189H190ZM5 191H7V190H5ZM18 191H20V190H18ZM32 191H33V190H32ZM53 191H54V190H53ZM55 191H56V190H55ZM64 191H65V190H64ZM83 191H84V190H83ZM92 191H93V190H92ZM94 191H95V190H94ZM101 191H102V190H101ZM130 191H131V190H130ZM159 191H160V190H159ZM164 191H165V190H164ZM164 191H163V192H164ZM172 191H171V192H172ZM175 191H176V190H175ZM182 191H183V190H182ZM182 191H180V192H182ZM191 191H192V190H191ZM198 191H199V190H198ZM214 191H215V190H214ZM27 192H28V191H27ZM33 192H34V191H33ZM41 192H42V191H41ZM67 192H68V191H67ZM75 192H77V191H75ZM80 192H81V190H80ZM86 192H87V191H86ZM89 192H90V191H89ZM99 192H100V191H99ZM102 192H103V191H102ZM134 192H135V191H134ZM136 192H137V191H136ZM138 192H140V191H138ZM138 192H137V194H138ZM145 192H146V191H145ZM187 192H188V191H187ZM193 192H194V191H193ZM196 192H197V190H196ZM0 193H2V192H0ZM8 193H9V191H8ZM8 193H5V194H8ZM15 193H16V192H14V195H15ZM22 193H23V192H22ZM29 193H30V192H29ZM37 193H38V192H37ZM46 193H47V192H46ZM48 193H49V192H48ZM52 193H53V192H52ZM52 193H51V194H52ZM55 193H56V192H55ZM58 193H59V191H58ZM63 193H64V192H63ZM72 193H74V192L72 191ZM82 193H83V192H82ZM84 193H85V192H84ZM128 193H129V192H128ZM128 193H127V194H128ZM148 193H149V192H148ZM168 193H169V192H168ZM173 193H174V192H173ZM175 193H176V192H175ZM185 193H186V192H185ZM191 193H192V192H191ZM3 194H4V193H3ZM9 194H11V193H9ZM17 194H18V193H17ZM65 194H66V193H64V195H65ZM94 194H95V193H94ZM94 194H93V195H94ZM97 194H98V193H97ZM119 194H120V193H119ZM124 194H125V193H124ZM154 194H155V192H154ZM171 194H172V193H171ZM171 194H170V195H171ZM176 194H177V193H176ZM176 194H175V196H176V198H178ZM179 194H180V193H179ZM181 194H184V193H181ZM194 194H195V193H194ZM0 195H1V194H0ZM19 195H20V194H19ZM27 195H28V194H27ZM43 195H44V193H43ZM48 195H49V194H47V196H48ZM60 195H62V194H60ZM60 195H59V196H60ZM72 195H75V194H72ZM85 195H86V194H85ZM112 195H113V194H112ZM121 195H122V194H121ZM149 195H150V194H149ZM151 195H152V193H151ZM159 195H160V193H159ZM170 195H169V196H170ZM173 195H174V194H173ZM187 195H188V193H187ZM198 195H199V194H198ZM198 195H197V196H198ZM2 196H3V195H2ZM11 196H12V195H11ZM15 196H16V195H15ZM23 196H24V195H23ZM35 196H36V195H35ZM37 196H38V195H37ZM59 196H58V197H59ZM80 196H82V195H80ZM90 196H91V195H90ZM119 196H120V195H119ZM119 196H118V197H119ZM128 196H129V194H128ZM128 196H127V197H128ZM130 196H131V195H130ZM144 196H145V195H144ZM146 196H147V195H146ZM171 196H172V195H171ZM171 196H170V197H171ZM178 196H180V195H178ZM182 196H183V195H182ZM194 196H195V195H194ZM3 197H4V196H3ZM6 197H7V196H6ZM73 197H74V196H73ZM87 197H88V196H87ZM87 197H86V198H87ZM94 197H95V196H94ZM96 197H97V196H96ZM122 197H123V196H122ZM139 197H140V196H139ZM141 197H142V196H141ZM147 197H148V196H147ZM170 197H169V198H170ZM200 197H201V196H200ZM10 198H11V197H10ZM16 198H17V196H16ZM26 198H28V197L26 196ZM26 198H25V199H26ZM50 198H51V197H50ZM55 198H56V196H55ZM55 198H54V199H55ZM65 198H66V197H65ZM65 198H64V199H65ZM86 198H85V200H89V199H86ZM89 198H90V197H89ZM99 198H100V196H99ZM99 198H98V199H99ZM119 198H120V197H119ZM119 198H118V199H119ZM143 198H144V197H143ZM152 198H153V197H152ZM152 198H151V199H152ZM159 198H161V197H159ZM159 198H157V199H159ZM179 198H180V197H179ZM179 198H178V199H179ZM192 198H193V197H192ZM11 199H14V198H11ZM38 199L40 200V198H38ZM41 199H42V198H41ZM59 199H60V198H59ZM64 199H63V200H64ZM66 199H67V198H66ZM72 199H73V198H72ZM80 199H81V198H80ZM114 199H115V198H114ZM127 199H128V198H127ZM138 199H139V198H138ZM144 199H145V198H144ZM173 199H174V198H173ZM183 199H185V198L183 197ZM186 199H187V198H186ZM189 199H190V198H189ZM1 200H2V199H1ZM14 200H15V199H14ZM16 200H17V199H16ZM35 200H36V199H35ZM44 200H45V199H44ZM49 200H50V199H49ZM74 200H75V199H74ZM81 200H82V199H81ZM90 200H91V199H90ZM90 200H89V201H90ZM119 200H120V199H119ZM141 200H143V199H141ZM148 200H149V199H148ZM163 200H164V199H163ZM163 200H162V201H163ZM176 200H177V199H176ZM176 200H175V201H176ZM181 200H182V199H181ZM18 201H19V200H18ZM42 201H43V199H42ZM55 201H57V200L55 199ZM61 201H62V200H61ZM82 201H83V200H82ZM96 201H97V200H96ZM96 201H95V202H96ZM117 201H118V200H117ZM165 201H166V200H165ZM171 201H172V200H171ZM179 201H180V200H179ZM179 201H178V202H179ZM198 201H199V200H198ZM6 202H7V201H6ZM12 202H13V201H12ZM12 202H11V203H12ZM29 202L31 203V201H29ZM40 202H41V201H40ZM46 202H47V201H46ZM51 202H52V201H51ZM100 202H101V201H100ZM119 202H120V201H119ZM145 202H147V201H145ZM178 202H177V203H178ZM185 202H186V201H185ZM19 203H20V201H19ZM19 203H17V204H19ZM55 203H56V202H55ZM76 203H77V202H76ZM80 203H82V202H80ZM91 203H92V202H91ZM148 203H149V202H148ZM150 203H151V202H150ZM163 203H164V202H163ZM170 203H171V202H170ZM9 204H10V203H9ZM20 204H21V203H20ZM20 204H19V205H20ZM22 204H23V203H22ZM22 204H21V205H22ZM36 204H37V203H36ZM43 204H44V203H43ZM56 204H57V203H56ZM56 204H55V205H56ZM59 204H60V203H59ZM61 204H62V203H61ZM78 204H79V203H78ZM85 204H87V203H85ZM139 204H140V203H139ZM141 204H142V203H141ZM144 204L146 205V203H144ZM152 204H153V203H152ZM181 204H182V202H181ZM10 205H11V204H10ZM47 205H48V204H47ZM155 205H156V204H155ZM160 205H161V204H160ZM168 205H169V204H168ZM5 206H7V205H5ZM23 206H24V205H23ZM28 206H29V204H28ZM28 206H27V207H28ZM33 206H34V205H33ZM33 206H32V207H33ZM38 206H39V205H38ZM43 206H44V205H43ZM64 206H65V205H64ZM76 206H77V204H76ZM76 206H75V207H76ZM88 206H89V204H88ZM137 206H138V205H137ZM142 206H143V205H142ZM157 206H159V205H156V207H157ZM179 206H180V205H179ZM18 207H19V206H17V208H18ZM75 207H74V208H75ZM79 207H80V206H79ZM85 207H86V206H85ZM131 207H132V206H131ZM151 207H152V206H151ZM151 207H150V208H151ZM159 207H160V206H159ZM172 207H173V206H172ZM174 207H175V206H174ZM174 207H173V208H174ZM177 207H178V206H177ZM4 208H5V207H4ZM10 208H11V207H10ZM10 208H9V209H10ZM28 208H29V207H28ZM48 208H49V207H48ZM54 208H55V207H54ZM60 208H61V207H60ZM67 208H68V207H67ZM87 208H88V207H87ZM148 208H149V207H148ZM154 208H155V207H154ZM157 208H158V207H157ZM161 208H162V207H161ZM161 208H160V209H161ZM166 208H167V207H166ZM170 208H171V207H170ZM180 208H181V207H180ZM5 209H7V208H5ZM30 209H31V208H30ZM30 209H29V210H30ZM55 209H56V208H55ZM55 209H54V210H55ZM77 209H78V207H77ZM109 209H110V208H109ZM132 209H133V208H132ZM139 209H140V208H139ZM163 209H164V208H163ZM178 209H179V208H178ZM36 210H37V209H36ZM51 210H52V208H51ZM58 210H59V207H58ZM134 210H135V209H134ZM11 211H12V210H11ZM11 211H8V212H11ZM15 211H17V210H15ZM18 211H19V210H18ZM31 211H33V210H31ZM46 211H47V210H46ZM48 211H50V210H48ZM52 211H53V210H52ZM71 211H72V210H71ZM75 211H76V210H75ZM85 211H86V210H85ZM122 211H123V210H122ZM141 211L143 212V210H141ZM149 211H150V210H149ZM155 211H156V210H155ZM166 211H167V209H166ZM261 211H262V210H261ZM35 212H36V211H35ZM35 212H33V213H35ZM38 212H39V211H38ZM55 212H56V211H55ZM58 212H59V211H58ZM88 212H89V211H88ZM150 212H151V211H150ZM5 213H6V212H4V214H5ZM12 213H13V212H12ZM23 213H24V212H23ZM73 213H74V212H73ZM77 213H78V212H77ZM81 213H82V212H81ZM95 213H96V212H95ZM112 213L114 214V212H112ZM144 213H145V212H144ZM144 213H143V214H144ZM147 213H148V211H147ZM158 213H159V212H158ZM160 213H161V212H160ZM165 213H166V212H165ZM170 213H171V212H170ZM172 213H174V212H172ZM172 213H171V214H172ZM256 213H257V212H256ZM259 213H260V212H259ZM20 214H21V213H20ZM25 214H26V213H25ZM37 214H38V213H37ZM45 214H46V213H44V215H45ZM66 214H67V213H66ZM88 214H89V213H88ZM130 214H131V212H130ZM143 214H142V215H143ZM154 214H155V213H154ZM167 214H169V212H168ZM29 215H30V214H29ZM42 215H43V214H42ZM86 215H87V214H86ZM86 215H85V216H86ZM90 215H91V214H90ZM93 215H94V214H93ZM110 215H111V214H110ZM133 215H134V214H133ZM152 215H153V214H152ZM158 215H159V214H158ZM172 215H173V214H172ZM261 215H262V214H261ZM0 216H1V215H0ZM47 216H48V215H47ZM70 216H71V215H70ZM87 216H88V215H87ZM87 216H86V217H87ZM125 216H126V215H125ZM144 216H145V215H144ZM170 216H171V215H170ZM15 217H16V216H15ZM42 217H43V216H42ZM66 217H67V216H66ZM66 217H65V218H66ZM74 217H75V216H74ZM81 217H82V215H81ZM83 217H84V216H83ZM91 217H92V216H91ZM127 217H128V214H127ZM139 217H140V216H139ZM153 217H154V215H153ZM0 218H1V217H0ZM56 218H57V216H56ZM56 218H55V219H56ZM59 218H61V217H59ZM75 218H76V217H75ZM95 218H96V217H95ZM137 218H138V217H137ZM224 218L226 219V223H227V225L233 230V233H231V234H232V235H231V236H232V239L236 241V244H235V246H234V248H233L232 250H228V249H226L227 247H226V248L224 247V245L228 246L229 243H228V242L221 241V240H220V235L216 233L217 231H212L211 234H213V235H212V236H209V235H208L209 232H208V230L206 229V227H205L204 225H203V226L201 225V226H199V227H196V228L193 229V230H192V228H191V229H190V228L182 229L181 227H177V228H172V229H170L166 234H163V235H161V236L157 235V239L163 241L164 244H163V248H162V249H159V250H156V251L153 252V253H154L153 256H152V254L150 253V252H151V251H150V242H151V239L148 237V235H145V234H143V233L139 234V237H138V239L136 240L135 245H134L132 248H130L129 250H127V249L125 248V247H126V244H125V243H121V244L116 245V246H115V250L121 252V256H120V258H119V260H118V264H121V261L126 260L127 257H129L130 255H132L133 253H139V252L142 253V254H141L142 256H145L146 258L148 257L149 259H152V258L155 257L154 260H155L156 262H155L154 264H164V263H166V264H167V263L174 264V263H176L177 255H176V252L172 251V249H176V248H177V249L186 248V249L189 250V251L187 252V256H188V257H187V259H186V262H184V264H198L199 261H201V262L204 261V258H203L204 256L202 257V254H203V253H202V250L204 249V247L209 246V245H210V247H209L210 249H209L208 252H211V253H212V252H215V253L217 254V252H218L219 254L221 253V255H222V254H224V253L227 254L226 251H228L229 254H227V255H228V258L226 259V261H229L230 264H235V262L233 261V256H234L233 254H236L237 257H238V260H239L236 264H250V263H251V260L254 259V254H253L252 249L249 248V244H248V242H249V241H250L251 243H255V242L252 241L251 231H250L249 227H246L245 225L240 224V223H239V219H238L235 215H232V216H229V217H224ZM20 219H21V218H20ZM23 219H24V218H23ZM29 219H30V218H29ZM71 219H72V218H71ZM80 219H81V218H80ZM87 219H88V218H87ZM89 219H90V218H89ZM93 219H94V218H93ZM97 219H98V218H97ZM109 219H111V218H109ZM143 219H144V218H143ZM38 220H39V219H38ZM56 220H57V219H56ZM60 220H61V219H60ZM84 220H85V219H84ZM84 220H83V221H84ZM127 220H128V219H126V221H127ZM131 220H132V219H131ZM136 220H138V219H136ZM141 220H142V219H141ZM146 220H147V219H146ZM163 220H164V219H163ZM23 221H24V220H23ZM28 221H29V220H28ZM61 221H62V220H61ZM61 221H60V222H61ZM73 221H74V220H73ZM76 221H78V219H77ZM92 221H93V220H92ZM124 221H125V220H124ZM143 221H144V220H143ZM143 221H142V223H143ZM19 222H20V221H19ZM30 222H31V221H30ZM40 222H41V221H40ZM47 222H48V221H47ZM62 222H63V221H62ZM81 222H82V221H81ZM81 222H80V223H81ZM98 222H99V221H98ZM119 222H120V221H119ZM137 222H138V221H137ZM139 222H140V221H139ZM146 222H147V221H146ZM148 222H149V221H148ZM253 222H254V221H253ZM262 222H263V221H262ZM1 223H2V222H1ZM88 223H89V222H88ZM92 223H93V222H92ZM134 223H135V221H134ZM140 223H141V222H140ZM207 223H208V222H207ZM19 224H20V223H19ZM27 224H28V222H27ZM58 224H59V223H58ZM94 224H95V223H94ZM96 224H97V222H96ZM158 224H159V222H158ZM257 224H259V223H257ZM21 225H22V224H21ZM39 225H40V224H39ZM41 225H42V224H41ZM43 225H44V224H43ZM53 225H54V224H53ZM77 225H78V224H77ZM144 225H145V224H144ZM147 225H149V224H147ZM147 225H146V226H147ZM254 225H255V224H254ZM259 225H260V224H259ZM259 225H258V226H259ZM2 226H4V225H2ZM22 226H23V225H22ZM30 226H31V224H30ZM153 226H154V225H153ZM250 226H251V225H250ZM262 226H263V225H262ZM4 227H5V226H4ZM50 227H51V226H50ZM92 227H93V226H92ZM149 227H150V225H149ZM156 227H157V225H156ZM158 227H159V226H158ZM229 227H228V228H229ZM17 228H19V227H17ZM39 228H41V227L39 226ZM42 228H43V227H42ZM53 228H54V227H53ZM57 228H58V227H57ZM57 228H55V229H57ZM74 228H75V227H74ZM230 228H229V229H230ZM262 228H263V227H262ZM8 229H10V228H8ZM26 229H27V228H26ZM35 229H36V228H35ZM59 229H60V228H59ZM234 229H235V230H234ZM32 230H33V229H32ZM49 230H50V229H49ZM53 230H54V229H53ZM53 230H52V232H53ZM67 230H68V229H67ZM39 231H40V230H39ZM27 232H28V231H27ZM47 232H48V230H47ZM47 232H46V233H47ZM58 232H59V231H58ZM147 232H148V231H147ZM254 232H255V231H254ZM262 232H263V231H262ZM32 233H33V232H32ZM49 233H50V232H49ZM49 233H48V234H49ZM157 233H158V232H157ZM16 234H17V233H16ZM23 234H24V233H23ZM1 235H2V234H1ZM1 235H0V236H1ZM17 235H18V234H17ZM21 235H22V234H21ZM43 235H44V234H43ZM50 235H52V234H50ZM255 235H256V233H255ZM9 237H10V236H9ZM17 237H18V236H17ZM23 237H24V236H23ZM253 237H254V236H253ZM259 237H260V236H259ZM263 237H264V236H263ZM19 239H20V238H19ZM19 239H18V240H19ZM24 239H25V238H24ZM41 239H42V238H41ZM65 239H66V238H65ZM18 240H17V241H18ZM0 241H1V239H0ZM25 241H26V240H25ZM29 241H30V240H29ZM50 241H52V240H50ZM50 241H49V242H50ZM66 241H67V240H66ZM27 242H28V241H27ZM34 242H35V241H34ZM77 242H78V241H77ZM20 243H21V242H20ZM31 243H32V242H31ZM31 243H30V244H31ZM63 243H65V242H63ZM63 243H62V244H63ZM71 243H73V242H71ZM71 243H69V244H71ZM22 244H24V242H22ZM35 244H36V243H35ZM52 244H53V242H52ZM19 245H20V244H19ZM65 245H66V243H65ZM4 246H5V245H4ZM22 246H23V245H22ZM57 246H58V245H57ZM60 246H61V245H60ZM229 246H230V245H229ZM23 247H24V246H23ZM66 247H67V246H66ZM48 248H49V247H48ZM62 248H64V247L62 246ZM254 248H255V247H254ZM2 249H3V248H2ZM56 249H57V248H56ZM168 249H169L171 252H170ZM5 250H6V249H5ZM3 252H4V251H3ZM34 252H35V250H34ZM57 252H58V251H57ZM167 252L170 253V254H167ZM2 254H4V253H2ZM66 254H67V253H66ZM139 254H140V253H139ZM166 254H167V258H169V261H168V262H167L166 257H165ZM11 255H13V254H11ZM256 255H257V254H256ZM68 256H69V255H68ZM222 256H223V255H222ZM3 257H4V256H3ZM5 258H6V257H5ZM68 258H69V257H68ZM160 258H161V259H160ZM2 259H3V258H2ZM2 259H1V260H2ZM3 260H4V259H3ZM9 260H10V259H9ZM14 260H15V259H14ZM259 260H260V261H259L260 264H264V254H263V253H262L261 257H259ZM44 261H45V260H44ZM132 261H133V260H132ZM3 262H4V261H3ZM11 262H12V260H11ZM219 262H220V261H219ZM219 262H218V258H217V259L212 258V257L206 258V264H219ZM233 262H234V263H233ZM3 264H4V263H3ZM59 264H60V263H59ZM132 264H137V263H132ZM152 264H153V263H152Z\"/></svg>",
  "mask_w": 264,
  "mask_h": 264
}]
</instances>
